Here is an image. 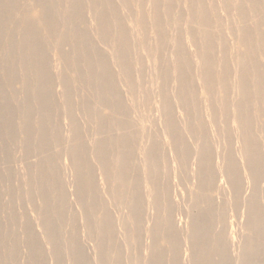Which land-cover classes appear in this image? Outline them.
Listing matches in <instances>:
<instances>
[{"label":"bare ground","instance_id":"obj_1","mask_svg":"<svg viewBox=\"0 0 264 264\" xmlns=\"http://www.w3.org/2000/svg\"><path fill=\"white\" fill-rule=\"evenodd\" d=\"M27 1V0H26ZM28 1H30V0H28ZM32 1H34V0H32ZM32 1H31V3H32ZM38 1V0H37ZM40 1V3L42 4L43 2H46V3H49V1L50 0H45V1H42V0H39ZM42 1V2H41ZM54 1V0H53ZM56 1V0H55ZM58 1H61V0H58ZM63 1V0H62ZM61 1V3H63ZM65 1H68V2H70V4L68 3V5L67 6H70V7H68L67 9H66V11L64 12V14H61V13H63V11L61 12H59V9H57L58 8V4L60 3H58L57 2V8L56 7H54V5L56 4L55 2H53V3H55L54 5H53V8H50L49 7V9L51 10H53V9H57L58 10V12H57V10L56 11H54V12H56L55 13V15L57 14V13H60L61 14V17H63V19L65 18V19H68V20H70L71 22H72V20L75 22V20H77V18H78V26H79V28L77 27L76 28V26H75V24H73L74 22H72V23H70V21H69V23H70V25L71 24H73V25H71L73 28H76V29H74L73 31H72V33H67V31L65 32V30L64 31H62V30H59V29H61L62 28V25H60L61 26V28L59 27V25L58 24H60L61 23V21H60V23L58 22V20L55 18V17H57L58 18V16L56 15L55 17L53 16L52 17V10L50 11V10H48L47 8V11H49L48 12V15H47V11H45L44 9H41L42 7L41 6H44V5H41V6H39L37 3L38 2H35L37 5H38V7H41L40 9L43 11L42 13H41V11H40V13H39V15H37V13H38V11L40 10H38L37 9V13H35V14H33V13H30L29 15H27L25 18L23 17V19H22V21H21V25L22 26H24L22 29L20 28V32H21V30H22V33H21V35H23V37H24V40H22L23 39V37L22 36H20L19 38L24 42H21L20 40H19V38H18V35H17V37H16V35H15V39H17V42H18V40L21 42V43H23V45L22 44H20L22 47H20V48H16L17 50H19L18 52L20 53V55L21 56H23V58H25V59H23V60H26L25 62L28 64V67H30V69L32 70V75L31 76H35L36 77V80H37V82H36V84H35V86H34V88H33V86H31V81L29 82L28 81V78H26L25 79V81L24 80H22L23 81V83L25 82V86L24 87H26V88H24V92H25V89H27L28 88V91L31 89H35L36 91H37V97H35V98H37V101H38V104H39V108L40 109H38V110H41L40 111V113L44 116V117H46V118H43V116H42V119L38 122V125L37 126H34L33 124H32V122L33 121H31V117H32V113H31V108H32V106L30 107V103H28V102H24L25 103V105L27 106V108H26V111L27 112H25V116H24V121L22 122V125H21V131L24 133V137H26V139H30L31 138V141H32V137H38V139H37V141L39 140V148L41 147L42 148V146L43 145H48L47 147H50V145H52V143H53V141H52V143L50 144L49 142L51 141V140H53V134L54 133H56V132H54L53 134L49 131V128L48 127H46V124H47V121H48V119H49V114H47V109H49L50 108V111H48V112H53V111H51L52 109L53 110H55L53 107H54V105H52L53 107H52V109H51V105H50V103L52 102V100H55V98L57 97V95H58V93L59 92H61V89H60V91L59 92H56V91H54L56 88L54 87L55 86V83H54V86H53V88H55V89H53V92H52V85H51V83L53 82V81H56V78L57 77H55V80H53L52 81V77H51V75L58 69V67H57V69L55 70V71H53V69L51 68V66H48V65H50L49 63H48V61H52L53 59H51L50 58V56L52 55V58H53V54H50V52H52V50H50L51 48L49 47V45H48V47H46L47 46V44H45V42H47L48 41V39H50L51 40V36L53 37V36H57V35H59V33H60V35H61V37H60V39H61V43H63V42H65V44L67 45V43L66 42H72L73 43V45H74V47H75V54H73L74 52H71V56L69 55L70 54V52L68 51L67 53L65 52V53H59V54H57V55H59V59H61L63 56V54H67V57H66V59H63V61L66 63V61H67V63L68 64H70L71 65V67L73 66V67H75V73L77 72V74H78V76H77V79H78V77L79 76H81V77H83L92 87H94V91L96 90H98V89H96V88H99L100 89V91H99V95L97 94L96 96H100V99L104 102V103H106L107 105H110V106H113V107H115L116 109H118V110H120L121 112L123 111V110H125L128 106L127 105H129V104H127V103H125L126 101H125V99L123 100V96L121 97V93L123 92V91H120V92H118V90H119V88L122 86H124L123 84L126 82H124L123 80H122V85H120V87H119V85L117 86V84L118 83H120L119 81H117L118 83L116 84V81L114 80V77L115 76H117V75H113V73H116L113 69V73L110 71L111 70V68H110V66H111V60H109L110 58H108L107 60L106 59H103L104 57L103 56H105L106 55V53H107V51L106 50H108V48H106V50L104 49L103 51L105 52L106 51V53H104V55L102 56V54H103V52L102 51H100V50H102L103 48H105V47H101V46H105V45H103L104 43L103 42H106V41H103V40H101V38H100V40H101V42H100V44L102 43V45H99V42L97 43L102 49H93L94 48V46H93V44H95V41H92V40H90V37L91 38H93L95 35H96V33H98V31H97V29L99 30V35L102 37V38H106V39H108L109 37H111L113 40V42L114 43H116V49H114V56L113 55H110V50L108 51V53L109 54H107V55H109V56H105V57H113L114 58V62H116V66L118 65L117 63H119L120 64V66H121V68H123V71H121V73H124V74H122V75H124L125 77H124V80H127V83H129L128 85H132L134 82V76H136L137 77V75L140 77V75L139 74H137L138 72L140 73V71L139 70H137V68H136V70L138 71H136V75H132V68H135V67H133L134 65L132 64L133 62L135 63V60H136V58H140V57H134L136 54L135 53H137V52H139V51H137V49H138V47H140V45L138 46V44H137V39L136 38H134L135 36H134V34L135 35H137L136 33H137V30H136V33H134L132 36H133V38L132 37H130V41H133L132 39H134V41H135V39H136V43L133 41L132 43H129L130 44V46H131V44H137V48L133 45L132 47H130L129 46V44H128V42H130V41H128V39H129V36H131V33H133V31H129V29H130V27L132 28V26L134 25L133 24V22H134V19L136 18V16L138 15V14H136V15H134L135 16V18L133 19L132 17H134V16H132V10L134 9L133 7H132V5H135L136 3H139V2H136L135 3V1L134 0H132L133 1V3H135V4H132V2H131V4H129L130 5V9L132 8V10H127V11H130V13L128 12V15H130L129 17L130 18H132L131 20H133V22H131L133 25L132 26H130L129 25V23H128V27H129V29H127L125 26H124V24H123V22H124V20H125V18H126V20H125V22L124 23H126V22H128V16L127 17H125V15L123 16V14H126L127 12L126 11H124L123 12V14H122V16H120L121 14H120V12L119 11H121V10H119L118 12H117V10H116V8L118 7V6H116V7H114L113 6V4H114V2H113V4H112V6H110V11L108 10L109 8L108 7H106L107 5L109 6V4H111V0H92V4H93V8L95 7V9L97 8L98 9V7H103L105 4H106V6H105V8H103V9H101V7H100V9H101V12L100 11H96V12H99V13H97V14H99V16H98V18L96 17V20L97 21H99V23L98 24H96V25H98V28L97 27H95V28H97L96 29V32H95V35L93 36V35H90V33L89 32H94L95 30H91L90 31V29H92V26L89 28V30H88V28H86L85 27V29H87V31L86 30H83V29H81V28H84L82 25V27L80 28V25H79V23H81V22H83V21H85L84 20V18H80V15L83 13V12H85V11H87V10H93L94 11V9H91L92 7V4H91V2L89 1V0H87V1H89L90 2V4H91V8H88L89 7V2H88V7H86V5H85V8H84V6L82 5V3L80 2L81 0H64V3H65ZM86 1V2H87ZM115 1H117V0H115ZM121 1V0H120ZM119 1V2H120ZM128 0H123V2H127ZM131 1V0H130ZM137 1V0H136ZM139 1V0H138ZM142 1H145V0H142ZM141 1V2H142ZM147 1V0H146ZM162 1L166 4V6H168L170 9H168V11L166 12L167 14H168V16L166 15V17L168 18V17H170V14H171V12H173V10L175 9L176 11H177V9H176V7H174V4L177 2V4L176 5H178V1H180V0H153L152 2H150L149 0H148V2L147 3H150V5L154 2V5L156 4L157 5V7H155L154 5L152 6L153 8L155 7L156 9H159V5H160V3H162ZM176 1V2H175ZM182 1V0H181ZM188 1V0H187ZM187 1H182L183 3H187V4H190V5H187L188 7L190 6L191 7V9L189 8L188 9V7L186 8L187 10H191L190 12H191V14H190V12H189V14H190V16H191V19H189V20H191L192 22H197L196 24H195V27L193 26V28H196V29H198V30H193V28H192V26L191 25H187V29H189L190 28V30H191V28H192V34H190V33H186L185 34V32L187 31L186 29H184V30H186L185 32H181L180 31V29H179V27L180 26H175L174 25V27H178V29H179V31L181 32V33H179V37L178 38H182V36H180V35H182V34H185V35H188V36H190V37H192V39H190L189 41L192 43V46H193V49H195L196 47L195 46H197L196 44L198 43V42H196V40H198V36H200L199 37V42H201V44H199V46H197V47H199L198 48V50H197V54L199 55L197 58H199V60H201L200 62H202V65L200 66V67H191V65L192 64H194L195 65V63H193V61L194 60H192V59H195L192 55H190V54H187L188 52L189 53H192V54H194L195 52H191V50L193 51V49L191 48L190 50H189V48H190V45H191V43H189L190 45L189 46H184V43L182 42L184 39L182 38L181 40L179 39L178 40V38H177V36H176V38L175 39H177L176 41H174L172 38H170L171 40H173L172 42L175 44H173L171 41H168L169 40V38H168V40H164L163 41V39H164V37L166 36L164 33H166V31L167 30H169L170 29V26H169V29H167V28H165L164 29V25H166L168 22H170L171 21V18H169L170 19V21H168V19L165 17V21L164 20H162V16H160V12H161V14H163L164 13V11H163V13H162V11H158L159 13H157L155 10L156 9H154V11L157 13V14H154L153 15V12H152V16H153V19L151 20L149 17V19L152 21V26H153V29H154V33H156V35L157 36H159V41L160 42H158V45H157V50H155V47H153V46H155L156 45V43L154 42V40L157 42V40H156V38L153 40V41H151V42H153V43H155V45H152L151 46V51L152 50H154V51H159V53H160V50H161V52H162V48L164 49L165 47H167V44H168V42H171L172 43V45L173 46H175V49L173 50V51H175L176 50V52H175V54H174V52H170V53H173L174 55V57L173 56H171V57H173V62H171L172 64H173V67H172V65H170L171 67H170V69H171V71H173V72H175L178 76H177V78L179 77L180 78V80L178 79V80H176V81H179L180 82V84L179 83H177V84H175V83H172V81L174 80H171L172 78H170V80H171V83L173 84V85H170V88L171 87H174V88H176L175 87V85L177 86V89H178V85H179V90H176L177 91V93L179 92V95H178V98L180 99V102H181V104L186 108V111L188 110L189 112V118H191V121L190 122H192V120H193V123H195L196 121H198L197 122V124H195L196 126H197V129L195 128L196 126H194V124L192 125L191 123H188L187 124V128L188 129H190V132L189 133H191V131L192 130H197V132H199V134L200 135H204V133L206 132L205 130H206V125H205V123L204 122H206L207 123V121H204L205 119H204V115L206 114L205 112H204V110L206 109L205 108V102H204V104H203V102H201V98H204L205 96L206 97H209V98H211V100H212V97L215 95V97H216V94H217V96H218V92H219V98L217 99V102H215L218 106L217 107H219L218 108V110H220V112L218 111V112H216V113H221V115L219 116L218 114H216V113H214V111L213 112H211V113H214V114H216L218 117H220V120L221 119H223L224 118V120H225V118H228L229 117V120H230V118L232 117V118H234L233 119V121H234V124H235V128H234V126H233V128L234 129H237V130H239L240 132H239V134L241 133V138L243 139V142H242V147H243V153H242V150H241V148L239 147V149H237L236 147H237V145L236 146H233L235 149H237V151L239 150H241L239 153H240V155H241V153L243 154L242 156H240L239 154H238V152H236L237 154H238V156H240V157H238L237 156V154L236 155H234V153H233V157H225L227 160H228V162L227 163H225V164H227L226 166H225V172H226V174H227V176L228 177H226V174H223V175H225V177L227 178V179H229L230 180V183H231V185H232V187H233V189H232V191H231V189H229L230 191H231V193L230 194H232L233 192V194H234V196L233 197H236L235 199H234V205H236L237 204V208H239V204L240 203H242L243 201H242V199L244 198V196L243 197H240V196H242L241 195V193H243L242 191H244L245 189V187H244V185L246 184L245 182L247 181V180H249V179H247L246 181L244 180V174L245 173H243V170L241 169V168H243V167H245L246 166V168L248 169V171H249V173H247L246 172V174L247 175H250V177H252V179L254 180H252L251 182H253V183H255L254 184V188H253V192L251 191V192H249V193H251L252 195L250 196V194H249V197L246 199V201H247V203L245 204V205H247V215H246V212L244 213L246 216H248V220H246L247 221V223H245L244 221H243V217L241 218V216L240 215H243V213L239 210L240 208H241V206H240V208L239 209H237L235 206H233L234 208H236V209H234V210H236V211H234L233 210V212L236 214H238V212H237V210L238 211H240L242 214H240V212H239V215L238 216H240V217H238L237 216V214H236V217H238V219H240V220H242L245 224H247L248 225V229L245 227V230H249V231H244V229H243V226H241L242 227V229H243V232H244V235H245V233L246 234H248L249 235V237H242L239 233H237V234H239V236H241V238L243 239H247V241L245 242V240L243 239V240H240L239 238H238V235L236 236L238 239V241H244L245 242V245L244 244H240L239 242V244L242 246V248H244V251H243V253H242V255L241 254H239L241 257H239V259L237 260V261H235V259L232 257V255H231V253H230V251L228 250V244H230L228 241H230V240H228V233L229 232H227L229 229L228 228H226V232H225V230H222L221 232H219V231H217L216 230V224H218L219 223V220H218V216L220 215V216H224L223 214H224V212H225V210H223L224 212L222 213L221 211H222V209L220 210V213H222V215L221 214H218L219 212V210H217V208L219 207H217L216 206V204L218 205L219 204V202L218 203H216V200L214 199L215 197V195L217 194L216 192V194L214 195V191H212V190H217L216 189V187L214 186L215 185V183H216V180H215V172H214V167H213V163L214 162H216L215 160H212V158H213V156H215V155H218V154H216V153H218V152H214L215 153V155H213L212 156V149L214 148V147H211L210 145H211V143H210V141H209V143L207 144V141H206V143L204 142V144H203V146L201 145L202 144V142L203 141H205V140H210L209 138H204L203 137V135L201 136L203 139H201V137H200V139H199V137H198V141L200 140L201 141V143H200V145L198 146V149L196 148L195 149V151L196 152H194V154L196 153L197 154V152H198V156H199V163H198V159H196V161H197V163H198V165H196V169H198L197 168V166L199 167V170L197 171L196 170V172L198 173V177H199V179H198V182H199V180H200V186L199 187H201L203 190H205V189H207L206 190V192L207 191H209L210 189V187H215V189H212V190H210V192L209 193H212L213 192V199L211 198V196L209 197V196H207V197H204V196H206V194L203 196L200 192L201 191H203L201 188V190L199 191V193L202 195V196H199L197 193V196H196V194H195V196H193V202H194V207H195V210H196V213L192 210V209H194V208H192V198H190L189 200L191 201H188V202H190V206L188 207L187 206V208L189 209H191V211H190V215L192 214V216H193V213H195V215H194V218L191 216V225L190 226H192V228H191V232H189L190 233V236H188V237H190L189 239H186L187 241H189V244H188V246L190 245V243H191V245L190 246H192V248H193V250H194V257L192 256L191 258H194V264H264V188L262 187L261 188V186L260 185H263V184H261L260 183V181H262V179L261 178H263L264 179V176L262 177V174L264 175V171H263V168H264V65L262 66V60H264V30H262V28H263V25H264V23H263V17L262 18H260V14H262V13H264V0H222L223 1V4H221L222 6H223V8H224V12H225V14L228 12H226V9H228L229 11H230V9H231V14L232 13H236V11H237V13H238V16L240 17V20H241V24H240V20H238V23L236 22V21H234V23L236 24V25H238V24H240L239 26V28H238V26H236L235 24H233V26H231V24H230V26H231V28H229L230 30H232V27H234L235 28V30H236V28H238V30L236 31V32H238V34H237V36L236 37H238V35H239V38H237L236 39V37H234L236 34H235V31H234V28H233V30L232 31H234L233 33L235 34V35H233L232 34V31H230L231 33H228V31H227V33L228 34H230V35H232L233 37H231L233 40L232 41H234L235 40V43H236V41L239 39V41L238 42H240V45H239V43L237 44V45H239L240 47H241V49H240V51H241V53H239V51H238V56L235 54V56L237 57V58H234V60H236L237 59V66H238V68L239 69H237V66H235L236 67V69L235 70H233L232 69V66H233V68H234V65H235V63L234 64H232L233 62H235V61H233V62H231V59L233 58L232 57V55L234 54V52H233V54L231 55V57H229L230 56V54H229V56H228V52L229 51H231V49H226L227 47L225 46V50H227L226 52H223V50H222V48H224V47H221L222 45H228V47L230 46V44H232V43H229V41L228 42H226V41H224L223 39V37L221 36V34H223V33H226V32H224V28H221V26H223V25H227L226 23H224L225 21H226V19L224 20L221 16H223L222 15V13H224V12H222L221 14L219 13L221 10H218V8L216 9V6L217 5H214L215 7V10H216V12H215V10H214V8L213 9H210L212 6V3L214 2H216V3H218V5H219V2H218V0L216 1H213L211 4H210V2L208 1V0H206L207 2H205V0H192V1H194L193 3H189V1L187 2ZM191 0H190V2H192ZM83 2H85V0L83 1ZM118 2V1H117ZM116 2V3H117ZM122 1H121V3H123ZM173 2H175L174 4H173ZM209 2V3H208ZM23 3V2H22ZM64 3H63V6H64ZM67 3V2H66ZM65 3V4H66ZM120 3V4H121ZM127 3H130V2H127ZM163 3V4H164ZM181 3V2H180ZM179 3V4H180ZM181 4L180 6H182V5H184V4ZM207 3H208V5L210 4V6H208L207 5ZM215 3V4H216ZM221 3V2H220ZM16 4H17V0H0V36H2L3 34H2V32H4L6 29H7V27H5V25H6V23H4V22H6L5 21V19H7V21H8V18L7 17H9V16H11L12 17V15H11V13L12 14H14L15 12H14V9H16L15 7H16ZM20 5H21V3H19ZM25 4V3H24ZM23 4V5H24ZM29 4H30V2H29ZM86 4V3H85ZM104 4V5H103ZM119 3H117L116 5H118ZM144 4V5H143ZM146 4V2L145 3H143L142 2V6H141V10H142V12H145V11H143V10H145L144 8H142V7H145V6H147V5H145ZM33 5V4H32ZM48 5H50V4H47V6ZM52 5H50V6H52ZM81 5L83 6V8L85 9V11H83V12H81ZM123 5V4H122ZM125 6H128V4L126 5V3L124 4ZM137 5V4H136ZM141 5V4H140ZM139 5V6H140ZM162 5V4H161ZM173 5V6H172ZM175 5V6H176ZM207 5V6H206ZM60 6H62V5H60ZM62 6V7H63ZM124 6V7H125ZM166 6L164 7H162V8H164V9H167L166 8ZM180 6H178L177 8H179ZM185 6V5H184ZM221 6V7H222ZM29 7V6H28ZM34 7V6H33ZM37 7V6H36ZM37 7V8H38ZM44 7H46V5L44 6ZM60 8V9H63L64 10V8ZM65 8H66V6H64ZM129 7V6H128ZM137 7V6H136ZM135 7V8H136ZM174 7V8H173ZM210 7V8H209ZM218 7V6H217ZM30 9H32L31 8V6L29 7ZM88 8V9H87ZM106 8H107V10L108 11H106ZM119 8H121V7H118L117 9H119ZM127 8V7H126ZM126 8H124V9H126ZM181 8V7H180ZM180 8H179V10L177 11V12H180V14L182 13H184V11H185V9H184V11H180ZM184 7L182 6V9H183ZM232 8H234L235 10H232ZM34 9V8H33ZM96 9V10H97ZM121 9H123V8H121ZM128 9V8H127ZM137 9H138V7H137ZM140 9V8H139ZM138 9V10H139ZM160 9H161V6H160ZM163 9V10H164ZM171 9H173L172 11H169V10H171ZM181 9V10H182ZM222 9V8H221ZM103 10V11H102ZM135 10V9H134ZM133 10V11H134ZM149 10V9H148ZM211 10L213 11V14H212V12H211ZM219 12H218V11ZM16 11H18L17 9H16ZM21 11V10H20ZM20 11L19 12H17V13H20ZM106 11V12H105ZM123 11V10H122ZM233 11V12H232ZM235 11V12H234ZM261 11H263V12H261ZM29 12V11H28ZM53 12V13H54ZM80 12H81V14H80ZM107 12H109V13H107ZM135 12H136V10H135ZM141 12V15H140V17H137V21L139 22V25H140V27H141V30H143L144 31V29L146 30V32L148 33H151L152 31V29L151 28H147L146 27V25L148 26V24L150 23H148V21H149V19H147V17H145L143 14H146V13H142ZM149 12H151V10H149ZM148 12V13H149ZM154 12V13H155ZM175 12V11H174ZM185 12H188V11H185ZM216 14H215V13ZM230 12H228V13H230ZM17 13H15L16 14V16L17 17H19V15H17ZM87 13V12H86ZM86 13H83V14H86ZM95 13V12H94ZM93 13V14H94ZM134 13V12H133ZM148 13H147V15L146 16H148ZM217 13H219V14H217ZM236 13V14H237ZM51 14V15H50ZM89 13H87L86 14V16L88 15ZM119 14V15H118ZM139 14H140V12H139ZM151 14V13H150ZM178 14V13H177ZM186 14H188V13H186ZM229 14L231 17H232V15H234V14ZM62 15H64V16H62ZM96 14H94V15H92V13H91V16H95ZM127 15V14H126ZM165 15V14H164ZM220 18H222L221 20H224V24L221 22V20L217 17V16ZM228 15V14H227ZM226 15V16H227ZM13 16H15V15H13ZM15 16V17H16ZM21 16V15H20ZM24 16V15H23ZM51 16V17H50ZM85 15H83V16H81V17H84ZM91 16H87V17H91ZM97 16V15H96ZM151 16V15H150ZM190 16H187V18H189ZM225 16V15H224ZM223 16V17H224ZM225 16V17H226ZM230 16L228 17V18H230ZM252 16V20H249V17H251ZM262 16H264V14H262ZM36 17H38V18H41L42 20H43V23H41V20L40 19H38L39 21H40V23L41 24H38V22H36L35 21V19H37ZM61 17H60V19H61ZM87 17H86V19H87ZM122 17H124V19L122 18ZM172 17V19H173V16H171ZM182 17V16H181ZM181 17H179L178 16V18H180L181 19ZM54 18V19H53ZM79 18H80V20H83V21H79ZM227 18V17H226ZM233 19L234 18H236V16L235 17H232ZM232 18H230V22L232 21ZM9 19H11V18H9ZM51 19V20H50ZM62 19V24H63V20ZM72 19V20H71ZM93 19H94V17H93ZM148 21H147V20ZM176 19H177V16H176ZM237 19H239V18H237ZM87 20H89V18L87 19ZM87 20H86V22H87ZM92 20V17L90 18V21ZM136 20V19H135ZM166 20H167V23L165 24L164 22H166ZM175 20V18L172 20V23H174L173 21ZM228 20V19H227ZM235 20V19H234ZM10 21V20H9ZM67 21V20H66ZM89 21V22H90ZM93 21H95V19L93 20ZM137 21H135V22H137ZM179 23L181 22L179 19L177 20ZM248 21H251L250 23L248 22ZM15 22H17V21H15ZM15 22H14V25H15ZM20 22V21H19ZM89 22H87V23H89ZM229 22V21H228ZM229 22V23H230ZM233 22V21H232ZM5 25H4V24ZM18 23V22H17ZM76 24H77V21L75 22ZM86 23V24H87ZM91 23V22H90ZM94 23V22H93ZM148 23V24H147ZM171 22L169 23L170 25L172 24ZM178 23V24H179ZM189 23L191 24V22L189 21ZM188 23V24H189ZM215 23V26H213V24ZM229 23H228V27H229ZM150 24V25H151ZM174 24H177V22L176 23H174ZM177 24V25H178ZM193 24V23H192ZM193 24V25H194ZM197 24H199V26L197 25ZM220 24H222V25H220ZM2 25H4L3 27H5V29L3 28L2 30H1V26ZM13 25V26H14ZM19 23H18V26H21ZM64 25V24H63ZM67 25H68V21L66 22V27H67ZM70 25H68V30L70 31V29H71V26ZM83 25H84V23H83ZM89 25V24H88ZM88 25H86V26H88ZM91 25V24H90ZM89 25V26H90ZM135 25H137L136 23H135ZM149 25V26H150ZM12 26V27H13ZM16 26H17V24L15 25V27H13V28H16ZM148 26V27H149ZM172 26V25H171ZM181 26H182V23H181ZM189 26V27H188ZM212 26L213 27H215V28H212ZM58 27H59V29H58ZM138 25H137V29H138ZM144 27H146V28H144ZM151 27V26H150ZM167 27H168V24H167ZM199 27V28H198ZM218 27H220L221 29H216V28H218ZM225 27V26H224ZM18 28V27H17ZM72 28V29H73ZM226 28V27H225ZM66 29V30H67ZM94 29V28H93ZM113 29H115V31H112ZM149 29V30H148ZM167 29V30H166ZM178 29H176V30H178ZM264 29V28H263ZM4 30V31H3ZM17 30H19V29H17ZM134 30V29H133ZM165 30V31H164ZM175 30V31H176ZM181 30H182V28H181ZM228 30V29H227ZM2 31V32H1ZM8 31H10L9 29H8ZM13 30H12V28H11V32H9L8 33V35H9V37L11 38V35H12V32ZM16 30H14V32H15ZM89 31V32H88ZM128 31H129V33H128ZM151 31V32H150ZM178 31V32H179ZM189 31V30H188ZM220 32L221 33V31H222V33L220 34V36H221V38L220 39H222V41H221V44H222V42L224 41V43L220 46V49L222 50V52L225 54L226 53V57L224 58V56L223 57H221V58H219L220 56H219V53L221 52L220 50V52L218 51V55L216 54L215 56H216V58H217V56H219L218 57V59H216L215 57H214V51H215V49H216V51L219 49L217 46H216V44L218 45V41L220 40L219 39V37L217 38V39H219L218 41H217V39H216V34L217 33H215V32ZM225 31H226V29H225ZM44 32L48 35V39H47V35H43L42 36V33L44 34ZM71 32V31H70ZM89 34H88V33ZM92 32V33H93ZM112 32H114V33H112ZM131 32V33H130ZM139 32V31H138ZM145 32V31H144ZM167 32H169V36L171 37V36H173L174 34H175V32H172V33H174V34H172V35H170V31H167ZM18 33V32H17ZM17 33H15V34H17ZM91 33V34H92ZM140 33V32H139ZM141 33H142V31H141ZM148 33V36L149 35H151V34H149ZM94 34V33H93ZM97 34V35H98ZM130 34V35H129ZM164 34V35H163ZM178 34V33H177ZM219 34V33H218ZM88 35H90V36H88ZM96 35V36H97ZM139 35V34H138ZM142 35V34H141ZM147 34L145 33V35H143L144 37H146V38H148L147 36H146ZM155 35V36H156ZM176 35V34H175ZM174 35V36H175ZM184 35V36H185ZM224 35V37H225V34H223ZM4 36V35H3ZM2 36V37H3ZM46 38H45V37ZM100 36H98V37H100ZM142 36V37H143ZM167 36H168V33H167ZM168 36V37H169ZM173 36V37H174ZM183 36V37H184ZM188 36H186V38L188 39ZM1 37V38H2ZM5 37V36H4ZM12 37H13V40H15L14 39V34L12 35ZM22 37V38H21ZM45 38V39H47V41L46 40H44V39H42V38ZM58 37V38H59ZM97 37V38H98ZM137 37H139V36H137ZM143 37V38H144ZM152 37V36H151ZM227 38H228V36H226ZM1 38H0V40H1ZM9 38V41L11 40V41H13L12 40V38L10 39ZM57 38V39H58ZM95 38V37H94ZM149 38H150V36H149ZM153 38V37H152ZM195 38H197V39H195ZM230 38V37H229ZM230 38V39H231ZM4 39V38H3ZM44 40L45 42H43L44 44V46H45V48H50V49H48V51H49V53L47 54L45 51L47 50V49H44L43 48V45H42V40ZM96 39V38H95ZM99 39V38H98ZM105 39V40H106ZM138 39H141V37H139ZM145 39V38H144ZM151 39V38H150ZM167 39V38H166ZM193 39H195L194 41H195V43L196 44H193V42L194 41H192ZM59 40V39H58ZM97 40V39H96ZM100 40H98V41H100ZM109 41H111V39H108ZM225 40H229V39H226L225 38ZM10 41V42H11ZM103 41V42H102ZM111 41V42H112ZM140 41V40H139ZM147 41V43L148 42H150V40L148 41V39L146 40ZM185 42H186V40H184ZM17 42L16 43H14V44H17ZM55 42V41H54ZM58 42V41H57ZM56 42V43H57ZM92 42V43H91ZM97 42V41H96ZM141 42V41H140ZM163 42L164 43H166L167 42V44H164L165 45V47L163 46ZM13 43V42H12ZM48 43H49V41H48ZM59 43V42H58ZM60 43V44H61ZM107 43V42H106ZM105 43V44H106ZM109 43V45H111L110 44V42H108ZM144 43H145V45H146V42H145V40H144ZM143 43V44H144ZM220 43V42H219ZM233 44L234 46L233 47H235V45L236 44ZM54 44V43H53ZM64 44V45H65ZM69 44V43H68ZM81 44H83V47L82 48H79L80 46H81ZM92 44V45H91ZM97 44H96V46H97ZM149 44V43H148ZM9 45H12L11 43L9 44ZM63 45V44H62ZM108 44H106V46H107ZM113 45V44H112ZM115 45V44H114ZM150 45V44H149ZM187 45H188V42H187ZM17 45H13V46H7V48L8 47H16ZM99 46H97V47H99ZM143 47H144V45H142ZM169 47L171 46V45H168ZM219 46V45H218ZM238 46V47H239ZM17 47H19V44H18V46ZM93 47V48H92ZM130 47V48H129ZM133 47H135L136 48V51H135V53L134 52H130V50H131V48H133ZM147 47V48H146ZM145 48L146 49H144V50H146L147 51V49H149L150 48V46H149V48H148V46H146ZM152 47L154 48V49H152ZM187 47H189L188 48V50L186 49ZM6 48V49H7ZM55 48V47H54ZM60 48V47H59ZM67 48V47H66ZM111 48H112V46H111ZM114 48V47H113ZM112 48V49H113ZM171 48H172V46H171ZM218 48V49H217ZM231 48H232V46H231ZM237 47H235V49H233L234 51L235 50H239V49H236ZM10 49V48H9ZM8 49V50H9ZM12 49V48H11ZM52 49H53V47H52ZM57 49V48H56ZM68 49V48H67ZM110 49V48H109ZM134 49V48H133ZM141 49V48H140ZM166 49V48H165ZM164 49V50H165ZM167 49H168V47H167ZM170 49V48H169ZM173 49V48H172ZM5 50V49H4ZM8 50H7V52H8ZM12 50H14L15 51V49H12ZM12 50H9V53L7 54L6 53V51H5V56L7 55H9V56H13L14 58L16 57L17 58V53H16V55L14 56V55H10V53H12L13 54V52H12ZM59 50V49H58ZM57 50V51H58ZM64 50V49H63ZM135 50V49H134ZM139 50V49H138ZM143 50V49H142ZM143 50V51H144ZM232 50V51H233ZM11 51V52H10ZM47 51V52H48ZM55 51V50H54ZM65 51V50H64ZM112 51V50H111ZM131 51H133V50H131ZM169 51V50H168ZM59 52H60V50H59ZM141 52V51H140ZM145 52V51H144ZM144 52H142V53H139L140 55H143L144 54ZM164 52V51H163ZM162 52V53H163ZM166 52V51H165ZM164 52V53H165ZM222 52L220 53V55L222 54ZM69 53V54H68ZM150 53H151V55H152V53H154V52H150L149 51V54H148V56L150 55ZM167 53H169V52H167ZM195 53V54H196ZM231 53V52H230ZM49 54H50V56H49ZM60 54H62V55H60ZM130 54H131V56L132 57H134L133 58V60L134 61H132V62H130L129 61V56H130ZM133 54H135V55H133ZM138 54V55H139ZM197 54H196V56H197ZM224 54H222V55H224ZM69 55V56H68ZM145 56H146V54H144ZM156 55V54H155ZM158 55V54H157ZM162 54H160V55H158V56H161ZM164 55V54H163ZM162 55V56H163ZM169 55V54H168ZM188 55H190L191 57H189ZM4 56V57H5ZM8 56V57H9ZM137 56V55H136ZM148 56H146V57H148ZM165 56V55H164ZM234 56V57H235ZM19 57V56H18ZM49 57V58H48ZM61 57V58H60ZM152 57H154V56H152ZM167 57V56H166ZM169 57V56H168ZM171 57H169V58H171ZM193 57V58H192ZM7 58V57H6ZM5 58V59H6ZM64 58V57H63ZM131 58V57H130ZM141 58H142V56H141ZM144 58V57H143ZM142 58V59H143ZM155 58H156V56H155ZM161 58H163V57H161ZM165 58V57H164ZM192 58V59H191ZM226 58H229V61L231 62H229L228 64H232V66H231V68L229 67L230 65H228L227 63H226V61H228V60H224V59H226ZM8 59V58H7ZM11 60H12V58H10ZM18 59H20V58H18ZM22 59V58H21ZM48 59H50V60H48ZM141 59V60H142ZM66 60V61H65ZM107 61V63H106V61ZM108 60H109V63H108ZM145 60V59H144ZM158 60H159V58H158ZM158 60H156V61H158ZM192 60V61H191ZM198 60V61H199ZM4 61H6V63H7V60H4ZM13 61L15 62V59H13ZM13 61H12V63H13ZM22 61V60H21ZM21 61H19V64H22L21 63ZM59 61V60H58ZM61 61V60H60ZM146 61V60H145ZM144 61V65L145 64H147L146 62ZM161 62H162V60H160ZM160 61H158V62H160ZM172 61V60H171ZM10 62V60L8 59V63L7 64H11V62ZM16 62H17V60H16ZM53 62V61H52ZM51 62V63H52ZM112 62H113V60H112ZM138 62H140V61H138ZM137 62V65H138V68H139V65L141 64H139ZM149 64H152V62L153 63H155L154 62V60L152 61L151 60V63H150V61H147ZM161 62H160V64H161ZM164 62V61H163ZM195 62V61H194ZM6 63H4V68H5V66H7V65H5ZM65 63H63V65L65 64ZM111 63V64H110ZM143 63V62H142ZM262 63V64H261ZM14 64V63H13ZM17 64V68H19V67H21V66H19L18 65V63H16ZM16 64H14V65H16ZM57 64H61V63H57ZM68 64H67V66H68ZM110 66H109V65ZM115 64V63H114ZM156 64V63H155ZM160 64H157V65H160ZM165 64H167V62L166 63H163V67L165 66ZM12 65V64H11ZM52 66H53V64H51ZM55 65V64H54ZM58 65V66H59ZM66 65V64H65ZM143 65V67H145V66H147V67H145L144 69H146V68H149L148 66L149 65H145L144 66ZM156 65V66H157ZM169 65H167L166 67H168ZM19 66V67H18ZM57 66V65H56ZM115 66V65H114ZM151 67H152V65H150ZM153 66H155V65H153ZM8 67V69L10 70L11 68H13V70L12 71H9L8 69V72L10 73H12L16 68V66H13V67H11V68H9V66H7ZM24 67H26V65L24 64ZM24 67H22V68H24ZM60 67V66H59ZM64 67H66V66H64ZM69 67V66H68ZM73 67H72V69H73ZM141 67H142V64H141ZM220 67V68H219ZM228 67H229V69H232L233 70V72L234 71H237L238 70V72H237V74L238 75H236V76H238V79H236V81H237V83H234L236 86H237V91H238V95H236V93H234V92H232L233 93V96H234V94L236 95V96H234L235 98H237V100L235 101V104L233 105V104H231V106L233 105L234 106V109H233V111L231 110V108H230V105H229V101H231V102H233L234 103V101H232L233 99V97L231 96V98H229V101H228V99H227V95H229L230 96V94H231V90H232V83H229V80H230V76L233 74L232 72H230L231 70H229L228 69ZM27 68V67H26ZM25 68V69H26ZM48 68H50L52 71H53V73L51 72V70L50 69H48ZM60 68H62L63 69V66H61ZM59 68V69H60ZM117 68H118V66H117ZM117 68H115V69H117ZM161 68V67H160ZM195 68L197 69V68H199L200 69V72H199V75H198V77L196 78V73H197V71H194L195 70ZM219 68V69H218ZM6 69V68H5ZM28 69V68H27ZM61 69V70H62ZM150 69V68H149ZM149 69H147V70H149ZM164 69V71L162 70V69H160V70H162L163 71V73L165 72V75L166 74H172V73H170V71H169V69L168 68H163ZM166 69V70H165ZM191 69H194V70H191ZM21 71L20 72H22L24 69H20ZM50 70V71H49ZM74 70V69H73ZM122 70V69H121ZM155 70V69H154ZM153 70V67H152V70L150 69V71L149 72H151V74H152V76H151V74H149L151 77V79H149L150 81H152V77L154 78V75H156V76H158L159 75V73H158V75L157 74H154L152 71H154ZM190 70L192 71V72H190ZM6 71V70H5ZM16 71V70H15ZM17 71H19V69L17 70ZM29 71V70H28ZM63 71H65V70H63ZM62 71V72H63ZM118 71V70H117ZM135 71V70H134ZM134 71H133V74H135L134 73ZM162 71H161V73H162ZM194 71V72H193ZM8 72L6 71L5 73L6 74H8ZM52 74H51V73ZM141 72H142V70H141ZM143 72H144V70H143ZM142 72V74H143V76H145V74L148 72H146V70H145V74ZM11 73H10V75H11ZM14 73V72H13ZM16 73V72H15ZM29 73H31V72H29ZM28 73V74H29ZM56 73V72H55ZM54 73V74H55ZM59 72L57 71V73L55 74V75H57ZM67 73V72H66ZM118 73H120V72H118ZM163 73H162V75H163ZM174 73V74H175ZM192 73H195L194 74V76H195V78L196 79H199L200 80V82L202 83V89H203V93H201V94H204L205 96H203V97H201V95L200 94H197V90H199V89H197V90H195L194 89V86H193V83H195L196 81V79L194 80V78H193V76L191 75ZM236 73V72H235ZM22 74H23V72H22ZM65 74V73H64ZM64 74H61V76H65ZM68 74V73H67ZM74 74V73H73ZM76 74V75H77ZM175 74V75H176ZM13 75L14 74H12L11 76L13 77ZM26 75H27V73H26ZM59 75V74H58ZM75 75V76H76ZM169 75V76H170ZM20 76H22V75H19V77H17V79L18 78H20ZM75 76H73V77H75ZM114 76V77H113ZM119 77L121 76V74L120 75H118ZM132 76H133V79H132ZM143 76H141V77H143ZM155 76V77H156ZM167 76V75H166ZM168 76V77H169ZM235 75L234 76H231V77H236ZM12 77H10L11 79H12ZM29 78H31L30 76H28ZM34 77V78H35ZM66 77L67 76H65V78H63L62 79V77H60L61 79H62V81L64 82V88H66L67 89V87H70L69 85H68V81L66 80ZM138 77V78H139ZM140 77V78H141ZM170 77H172V75L170 76ZM9 77H7V79H8ZM52 78V79H51ZM67 78H69V77H67ZM83 78H81L82 79V81L85 83V80L83 79ZM118 78V77H117ZM122 78H123V76H122ZM126 78V79H125ZM145 78H147V77H145ZM144 77H143V79H145ZM237 78V77H236ZM33 79V78H32ZM61 79H60V81H61ZM80 79V78H79ZM78 79V80H79ZM80 79V80H81ZM116 79V78H115ZM120 79V78H119ZM118 79V80H119ZM157 79V78H156ZM234 79V78H233ZM232 79V80H233ZM13 80V79H12ZM14 80H16V79H14ZM19 80V79H18ZM34 80V79H33ZM73 80H74V78H73ZM73 80H72V82H73ZM75 80H76V78H75ZM136 80V79H135ZM141 80V79H140ZM146 81H147V79H145ZM148 80V81H149ZM153 80H155V78L153 79ZM232 80H230V81H232ZM235 80V79H234ZM233 80V81H234ZM20 81H21V79H20ZM35 81V80H34ZM59 81V82H60ZM115 81V82H114ZM139 81V80H138ZM138 81H136V82H138ZM142 82H143V80H141ZM145 81V83H147ZM192 81H193V83H192ZM195 81V82H194ZM235 81V82H236ZM1 82V81H0ZM9 82V81H8ZM10 82H12L11 80H10ZM9 82V84H12V83H10ZM14 83H16V82H19V81H13ZM63 82H60L61 84L63 83ZM68 82V83H67ZM71 80H70V85H71ZM80 82V81H79ZM86 82V83H87ZM154 81H152V84H151V86L149 85V84H147V85H149V87L148 88H152V86H154V83H153ZM174 82V81H173ZM7 83V82H6ZM19 83H21V82H19ZM34 83V82H33ZM60 83H58L59 85H60ZM74 83V82H73ZM72 83V87H73V90L72 91H70L71 89H69L68 88V90H69V92H73L74 91V85L75 84H73ZM145 83L143 82V83H139V84H143V86L145 85ZM199 83V81H197L196 82V84H198ZM8 84V83H7ZM8 84V86H11V85H9ZM116 84V85H115ZM136 84H138V83H136ZM175 84V85H174ZM200 84V83H199ZM229 84H231V85H229ZM233 84V86L235 87V85ZM3 85H5V83H3ZM2 85V86H3ZM16 85H17V83H16ZM20 85H22V87H23V84H20ZM83 85V84H82ZM85 85V84H84ZM134 85V86H133ZM132 85V89H133V87H135L136 85H135V83ZM141 85H140V87L139 88H141ZM8 86H6L7 88H8ZM138 86L139 85H137L136 86V88H138ZM142 86V87H143ZM146 86V85H145ZM143 87V88H146V87ZM156 86V85H155ZM197 86V85H196ZM13 87V86H12ZM17 87H19V86H17ZM59 87H63V86H59ZM78 87V86H77ZM117 87V88H116ZM121 87V88H122ZM127 88H128V86H126ZM125 87V88H126ZM128 88V89H131V88ZM229 87H231V89L229 88ZM234 87H233V89H234ZM5 87H3V89H4ZM9 88H11V87H9ZM8 88V89H9ZM58 88V87H57ZM63 88V89H64ZM85 88V87H84ZM120 88V90H123L124 88H122L121 89ZM135 88V89H136ZM139 88H138V90H139ZM144 89V90H150L151 91V89ZM169 87H167V89H168ZM228 88H229V94H227L228 93ZM236 88V87H235ZM1 89V88H0ZM6 89V88H5ZM8 89H6V90H8ZM11 89H14V88H11ZM20 89H21V87H20ZM63 89H62V91H63ZM66 89H65V91H66ZM76 89V88H75ZM77 89H79V87L77 88ZM118 89V90H117ZM131 89V90H132ZM142 89V88H141ZM140 89V90H141ZM153 89V88H152ZM163 91H164V93H163V91H162V93L160 94V95H162V94H164L163 96H166L165 97V99H164V111L166 112V114H167V120H166V122H167V124H165V125H167V127H168V129L166 128V130H168V131H170V132H168V133H170L169 135H170V137H172L171 139L173 140H171V142H173L174 143V145H175V148L177 149V152H179V154L178 155H181V157H183L184 159H185V161L187 162V158H189L190 157V160H192L193 158H194V156H191L193 153L190 151L191 149H189L188 147L189 146H192V145H189L188 146V144H186L187 142H188V137H187V139L185 138L187 135H188V129H186V130H188V131H186L185 130V127H183L184 128V130L185 131H183V128H180V129H182V130H180V132L181 131H183V132H181L182 133V135L184 134V133H187V134H185L184 136H181L180 134H179V126H181L180 125V121L178 122L179 123V126L177 125V123L175 122V120H174V118L173 117H175L174 115H173V113L171 112V110H173L174 109V107L172 106V103H173V101H172V103H170L171 101H169V98L168 97H170L171 99H173L176 95L174 94L175 93V91L173 92V95H175L173 98H172V94H170L171 93V91H172V89L173 88H171V91H170V95H172V96H168L167 95V93L169 92V90L170 89H168V91H167V89H166V87H163ZM18 90V89H17ZM30 90V91H31ZM87 90H89V89H87ZM131 90H128L127 91V89L126 90H124V91H127V92H133V90L131 91ZM159 92H160V89H157ZM161 90H162V88H161ZM166 90V91H165ZM173 90H175V89H173ZM236 90V89H235ZM1 91H2V89H1ZM9 91H10V89H9ZM8 91V92H9ZM11 91H13V90H11ZM15 91V90H14ZM57 91H58V89H57ZM64 91V92H65ZM77 91V90H76ZM76 91H74V92H76ZM79 91V90H78ZM77 91V92H78ZM233 91V90H232ZM3 92V91H2ZM4 92H5V90H4ZM7 92V93H8ZM27 92V91H26ZM33 92H34V90H33ZM56 92V96H55V98H53L52 99V97L51 96H54V95H52V93H55ZM68 92V91H67ZM69 92L68 93H65V94H67V96L69 97V95H70V97L72 96V95H74L75 96V94H77V98H78V96H79V93H75V94H69ZM80 92V91H79ZM89 92V91H88ZM98 92V91H97ZM97 92H95V93H97ZM135 92H136V90H135ZM138 92H140V91H138ZM165 92H167L166 94H165ZM200 92H201V90H200ZM199 92V93H200ZM13 93V92H12ZM15 94H16V91L14 92ZM18 93V92H17ZM19 93H21V92H19ZM30 93H32V92H30ZM63 92H61V93H59V95H61ZM91 93H92V90H91ZM120 93V94H119ZM134 93V92H133ZM132 93V94H133ZM137 93V92H136ZM136 93H134V94H136ZM24 94V93H23ZM69 94V95H68ZM94 94V93H93ZM92 94V95H93ZM127 94V93H126ZM134 94L133 95H130L129 94V96L128 97H130V96H134ZM141 94H143V89H142V93ZM144 94H149V96H150V93L148 92H145ZM143 94V96H145ZM158 95H159V93H157ZM4 95V94H3ZM18 95V94H17ZM25 95V94H24ZM29 95V94H28ZM31 95V94H30ZM33 95V94H32ZM122 95H123V93H122ZM128 95V94H127ZM126 95V96H127ZM137 95H139V94H137ZM200 95V96H199ZM10 96V95H9ZM13 96H14V94H13ZM34 96V95H33ZM62 96V95H61ZM64 97L66 96V95H63ZM65 97L64 99H63V101H65V99H66V103L67 102H69V101H67V100H76V99H68V97ZM74 96H73V98H74ZM94 96V95H93ZM142 96V95H141ZM140 95H139V97L138 98H140L141 97ZM143 96H142V98H143ZM147 96V95H146ZM162 96V97H163ZM239 96V97H238ZM10 97H12V96H10ZM76 97V96H75ZM132 97H130L131 99H133V101L132 100H128L127 99V101L129 102V101H132L133 103H135V104H133L134 105V107H135V105H137L138 107L137 108H141V105L139 106L138 105V103L136 104V99H134V97L132 98ZM136 97V96H135ZM160 96H158L157 97V100L159 101V100H161V98L160 99H158ZM205 97V98H206ZM215 97H213V98H215ZM15 98V97H14ZM34 98V97H33ZM35 98H34V100H35ZM95 98H97V97H95ZM178 98H177V96H176V101H178ZM25 98L23 97V100H24ZM52 99V100H51ZM57 99V98H56ZM62 99V98H61ZM79 99V98H78ZM145 99H147V97L145 98ZM144 99V100H145ZM150 99H151V97H150ZM207 100H208V98H206ZM16 100V99H15ZM19 100V99H18ZM17 100V101H18ZM29 99H27L26 101H28ZM31 100V99H30ZM33 100V101H34ZM51 100V101H50ZM80 100V99H79ZM79 100H77V101H79ZM82 100V99H81ZM80 100V101H81ZM140 100H143V99H139V103L141 102ZM143 100V101H144ZM147 100H149V98L147 99ZM199 100H200V102H201V105L203 104V108H205L204 110H203V112H201V114L203 113H205L204 115L202 114V116H200L202 119H203V121H201V120H198V119H200V117L197 119L195 116H197L198 114L199 115H201L200 114V112L198 113V109H199V107H200V104H199ZM206 100V101H207ZM210 100V99H209ZM216 100V99H215ZM70 101V102H71ZM99 101V103H100V100H98ZM142 101V102H143ZM146 101V100H145ZM175 101V102H176ZM202 101H204V99L202 100ZM214 100H212L211 101V105L214 103L213 102ZM22 102V101H21ZM30 102V101H29ZM32 102V101H31ZM88 103L89 101H83L82 100V104H83V107L81 106V108H79V109H82V108H84V106H87L86 104L84 105V103ZM102 102V103H103ZM123 102H124V104H126V106L123 104ZM147 102V101H146ZM148 102H150V101H148ZM161 102H162V100L159 102L160 104H161ZM213 102V103H212ZM15 103V102H14ZM24 103H22V104H24ZM36 104H37V102H35ZM55 103V102H54ZM56 103L58 104L57 106H59L58 107V111H59V108H60V102H57V100H56ZM159 103L157 102V104L159 105ZM179 102H177V104H178ZM214 103V104H215ZM36 104H34V106L36 105ZM37 104V105H38ZM52 104V103H51ZM64 104V103H63ZM89 104V103H88ZM144 104H145V102L143 103V107H145V108H148V106L147 105H149L150 103H148L147 105L145 104V106H144ZM207 104V103H206ZM8 105V104H7ZM18 105V104H17ZM19 105H20V103H19ZM80 105H81V102H80ZM90 105H91V103H90ZM130 105H131V103H130ZM132 105V106H133ZM157 105V106H158ZM173 105L175 106V104L173 103ZM210 105V101H209V106L210 107H213V106H215L216 107V105H212L211 106ZM2 106H4V107H6L5 106V104L3 105L2 104ZM14 106V105H13ZM13 106H11V107H13ZM22 106V105H21ZM20 106V107H21ZM56 105H55V107H57ZM92 106V105H91ZM105 106V105H104ZM110 106H108V107H110ZM124 106H125V108H124ZM178 106V105H177ZM176 106V107H177ZM19 107V108H20ZM64 107V106H63ZM88 107V106H87ZM133 107V109H135ZM142 107V108H143ZM171 107L173 108V109H171ZM181 107V106H180ZM207 107V106H206ZM216 107V108H217ZM23 108H25V107H23ZM23 108H22V110H23ZM35 108H36V106H35ZM75 108V107H74ZM73 108V109H74ZM88 108H91L90 106L88 107ZM94 108H95V106H94ZM129 108V107H128ZM137 108L135 109V110H137ZM144 108V109H145ZM183 108V107H182ZM182 108H180L181 110H183ZM200 108H202V107H200ZM202 108V109H203ZM214 108V107H213ZM213 108H211V110L213 109ZM16 109H18V108H16ZM21 109V108H20ZM61 109V108H60ZM72 109V110H73ZM98 109V108H97ZM130 109V108H129ZM132 108H131V110H133ZM161 109V108H160ZM208 109H210V108H207V110ZM6 110V109H5ZM21 110V111H22ZM70 111V112H72L71 114H73V111L75 112V110H77L76 108H75V110H73V111ZM83 110V109H82ZM82 110H80V111H82ZM91 110H93V108L91 109ZM95 110V109H94ZM93 110V111H94ZM99 110V109H98ZM106 110V109H105ZM128 110V109H127ZM130 110V111H131ZM142 110V112H144L143 111V109H141ZM140 109H139V111H141ZM177 110V113L176 114H178V108L176 109ZM176 110L174 109V111L173 112H176ZM200 110V109H199ZM13 111V110H12ZM15 112H16V110H14ZM13 111V112H14ZM25 111V110H24ZM57 111V112H58ZM79 111V110H78ZM77 111V112H78ZM89 111V110H88ZM93 111H89V113L90 112H92L93 113ZM100 112H101V110H99ZM104 111V110H103ZM129 111V113H131ZM134 111V110H133ZM180 111V110H179ZM185 111V110H184ZM215 111H216V109H215ZM0 112H2V111H0ZM19 112H20V110H19ZM86 113L85 114H87V115H91L92 113H90V114H88L87 113V110L85 111ZM95 112V111H94ZM97 112V111H96ZM106 112L107 111H105V113H103V112H101V113H99V114H96L97 115V117H98V115H99V118L97 119V117H95L96 119H93L94 121L93 122H95L96 120H98V121H96V122H98L99 123V127H98V123H97V126L95 125V127H98L99 129V132H98V130H97V132L98 133H101L100 131L103 129H105V127H106V124H107V122H106ZM124 112V111H123ZM128 112V111H127ZM135 112V111H134ZM133 112V115L135 114ZM140 113L141 115L143 114L144 115V113ZM181 112L182 111H180V114H181ZM208 112V111H207ZM209 112V113H210ZM24 113V112H23ZM36 113V112H35ZM56 112H54V115L56 116V114H55ZM61 113V112H60ZM67 113H69V112H67ZM79 113V112H78ZM125 113V112H124ZM139 113V112H138ZM172 113V114H171ZM208 113V114H209ZM11 114V113H10ZM22 114V113H21ZM46 114H47V116H46ZM59 114V113H58ZM70 114V113H69ZM80 114V116L81 115H84L85 116V114H81V113H79ZM132 114V113H131ZM131 114H130V117L132 118V116H131ZM139 114V115H140ZM175 114V115H176ZM182 114H184V119H189V118H185V117H187V116H185L186 114L184 113V112H182ZM15 115V114H14ZM39 115V114H38ZM37 115V116H38ZM66 115L67 114H65V117H66ZM75 115H77L78 116V114H75ZM74 114L73 115H71V119L73 118L72 116H75ZM86 115V116H87ZM93 115V114H92ZM92 115H91V117H92ZM137 113L135 114V116L137 117ZM139 115H138V117H139ZM142 115V116H143ZM172 115H173V117H172ZM179 115V114H178ZM190 115H191V117H190ZM213 115V114H212ZM216 115H214L215 117H214V119L216 118V119H219V118H217L216 117ZM37 116H35V117H37ZM70 116V115H69ZM84 116H81L82 118H83V120H84ZM85 116V119H86V121H87V123H88V125H87V123H86V125L87 126H90L89 125V123H91L92 122V119H91V121L90 120H88L87 119V117ZM135 116H133V117H135ZM141 116V117H142ZM181 116V115H180ZM193 116L195 117V118H193ZM211 115L209 114V117H210ZM222 116V117H221ZM231 116V117H230ZM9 117V116H8ZM14 117V116H13ZM23 117V116H22ZM81 117H78V118H80V120H82V118ZM135 117V118H136ZM137 117V118H138ZM207 117V118H206ZM206 119H209V117H208V115L206 114ZM213 117V116H212ZM1 118V117H0ZM19 118V117H18ZM56 118V117H55ZM54 118V119H55ZM67 120H69V117L67 116ZM75 118V117H74ZM73 118V119H74ZM88 118H90V117H88ZM140 118V117H139ZM176 118H178V116L176 117ZM193 118V119H192ZM211 118V117H210ZM2 119V118H1ZM11 119V118H10ZM51 119V118H50ZM133 119V118H132ZM179 119V118H178ZM195 119H196V121H195ZM212 119V118H211ZM17 120V119H16ZM16 120H15V122H16ZM59 120H60V118H59ZM65 120H66V118H65ZM83 120L81 121V122H83ZM138 121H139V119H137ZM136 119H134V120H132L133 122L135 121H137ZM213 120V119H212ZM223 120V121H224ZM227 120V119H226ZM225 120V121H226ZM228 120V121H229ZM232 120V119H231ZM230 120V121H231ZM70 121V120H69ZM76 121V120H75ZM74 120H72V126L70 125L69 127H71V129L73 128V130L75 131V132H78V131H80V130H78V128H77V124L76 123H78L79 122V120H77L76 122H75ZM90 121V122H89ZM176 121H177V119H176ZM189 121V120H188ZM219 121V120H218ZM225 121H224V123L223 122H221V124L223 123V125L225 126V128H227V126H228V122L226 121V124H227V126H226V124H225ZM50 122H51V120H50ZM85 122V121H84ZM165 122V121H164ZM212 122V121H211ZM214 122H217V121H215L214 120ZM220 122V121H219ZM218 122V123H219ZM35 123H37V122H35ZM213 123V122H212ZM8 124V123H7ZM11 124H13L12 122H11ZM51 124V123H50ZM79 124H81L82 125V123H79ZM84 124V123H83ZM128 121L127 122H125L124 120H120V121H118V122H116L115 123V127H116V129H118V130H120V131H122L121 133H119L120 135L113 141V142H110V143H108V144H106V143H103V142H98V140H96L98 143H95V146H94V151L92 150V153H93V155L98 159V162H100V167H101V169H102V172H103V174L102 175H104V177H106L107 178V180H108V182L106 183L107 184V186H104V188H111L112 189V192H111V194L113 193L114 194V196H113V194L111 195V196H113V199H114V197H116L117 199H116V201L118 200V201H120V203H123V204H126L127 205V208H129V211H130V213H129V211H127V213H129L128 214V219H127V223H129V222H131L129 225L131 226L132 224H133V226H131V228L133 227V229H131L130 228V226H129V228H128V230H131L130 232V235H129V233H127L129 236V238L131 237L134 241H136V242H138V240L140 239V240H142V237H141V235H142V231H143V229L141 228L142 227V225H141V221H142V219H143V215H144V212H145V208H146V199H145V196H144V192H143V189H145V187H147V185H149L150 184V188H151V190H147V192L148 191H151V195H150V197H151V202H153L152 203V205L155 203L157 206H158V208H156L155 207V209L157 210V209H159V215H158V217H157V215L156 214H153L154 215V217H157V221H156V223H155V225L154 224H152L153 226H151L152 227V229H151V233H152V235L151 234H149V235H151V236H153V238H154V244H150V242H152V240L149 242V244L152 246V248H150L152 251H151V254L149 255L150 257L147 259V260H149V264H181L180 262V255H181V253L184 255V253L183 252H181V248H182V245H183V247H184V244H182L181 242H185V240L184 241H181L182 240V238H184L185 236V234L186 233H188L187 231H185L186 229L184 228V226L182 227V229L186 232L185 234H183V236L182 237H180V233H181V231H182V229H181V231H179L180 229L179 228H177V226L175 225V223H174V220H173V214H172V212H175L174 213V215H176L177 214V212L175 211V209L173 208V203H175V201H174V199H173V197H171L169 194H168V190H167V187H164V186H162L161 185V182L159 181V174L160 175H162L163 173H161L162 171V162L160 163V161H159V159H158V152H159V145L158 144H160V146L162 145L160 142H153V143H151V145H148L146 148H144L143 149V155H144V160H143V163H142V165H140L141 167H138V168H141L140 170H142V168H143V170H142V173H143V176L145 177L144 178V183H143V181L141 182V179H140V177L138 176V175H140L139 174V169H138V174H137V176L135 175H133L132 174V172H133V169H134V165H135V161H133V159H134V152H135V149H134V144H133V142H134V138L132 137V134H128V133H123V130L124 129H127V127H128ZM181 124H182V122H181ZM208 124H209V120H208ZM207 124V125H208ZM211 124V123H210ZM230 124V123H229ZM231 124H232V122H231ZM231 124H230V126H231ZM81 125H79V126H81ZM215 125V124H214ZM216 125H217V123H216ZM216 125H215V128H216ZM47 126H49V122H48V124H47ZM78 126V127H79ZM83 126V125H82ZM81 126V127H82ZM185 126V125H184ZM219 126V125H218ZM222 125H220V128H224V126H222ZM230 126L228 127L229 128V130H230ZM19 127V126H18ZM55 127V126H54ZM53 127V128H54ZM80 127V128H81ZM108 127V126H107ZM107 127H106V129H107ZM208 128H207V132H208V130H209V128L211 129V125L210 126H207ZM232 127V126H231ZM46 128H48V131H47V129ZM82 128H84V127H82ZM213 128V127H212ZM219 128V127H218ZM218 128H216V130L218 129ZM228 128L226 129V132H221V134L222 133H226L227 135H225V137L227 136V137H229V141L232 143V141H231V138L234 136V135H230V131L228 132L229 133V135L230 136H228V133H227V130H228ZM9 129L11 130L12 129V126L10 125V127H9ZM15 129V128H14ZM58 129V128H57ZM60 129H61V127H60ZM60 129H58V130H60ZM70 129V128H69ZM68 129V130H69ZM86 129V128H85ZM90 129V128H89ZM88 129V127H87V131L89 130ZM96 129V128H95ZM234 129H231V131L232 130H234ZM18 130V129H17ZM47 131V133L48 134H52L51 135V137L52 138H50L49 136L50 135H47V134H45L46 133V131ZM54 130V129H53ZM62 130V129H61ZM73 130H69V132L70 131H72L73 133H74V131ZM78 130V131H77ZM220 130V129H219ZM222 130V129H221ZM7 131H8V129H7ZM16 130H14V132H15ZM83 131H85V130H83ZM83 131L81 132V134L83 133ZM96 131V130H95ZM210 131V134H207V132H206V134L207 135H213L212 133H211V130H209ZM215 131V130H214ZM223 131V130H222ZM225 131V130H224ZM235 131V130H234ZM258 131L261 133H259L258 134ZM11 132V131H10ZM58 132V131H57ZM60 132V131H59ZM64 130L61 132L62 134H63V136L65 135L64 133ZM103 132V131H102ZM167 132H165V133H167ZM193 133H195V131H192ZM213 132V131H212ZM238 132V131H237ZM236 132V133H237ZM5 133V132H4ZM23 133H22V135H23ZM67 133V132H66ZM85 133H86V131H85ZM168 133H167V135H168ZM192 133V134H193ZM217 133H219L220 134V132H218V130H217ZM8 134V133H7ZM57 134V133H56ZM60 134V133H59ZM67 134H69V133H67ZM80 134V133H79ZM78 133H76V136L77 135H79ZM196 134V133H195ZM216 134V133H215ZM214 134V135H215ZM219 134H217V136L219 135ZM232 134V133H231ZM1 135V134H0ZM4 135V134H3ZM70 135H71V133H70ZM83 135V134H82ZM85 136L87 135V134H84ZM83 135V136H84ZM166 134H164V136H165ZM166 135V136H167ZM169 135H168V137H169ZM194 135V134H193ZM192 135V136H193ZM197 135V134H196ZM196 135H194V136H196ZM261 135V136H260ZM47 136L51 139V140H49V138H47ZM55 136H57V135H55ZM54 136V137H55ZM58 136H60V135H58ZM73 136H75L74 134H73ZM188 136H190V135H188ZM193 136V137H194ZM221 135H219L218 136V138L220 137ZM222 136H223V134H222ZM236 136V135H235ZM234 136V137H235ZM36 137V138H37ZM61 137V136H60ZM59 137V138H60ZM78 137V136H77ZM167 137V138H168ZM191 137V136H190ZM207 137V136H206ZM214 136H212V138H213ZM224 137V136H223ZM223 137H221L220 139H221V141H223L222 139H223ZM231 137V138H230ZM260 137H263V141L262 140H260L261 138ZM22 138V137H21ZM57 138V137H56ZM217 137H215L214 139H212V142L213 141H217V139H216ZM3 139V138H2ZM58 139V138H57ZM186 139V140H185ZM190 139V138H189ZM191 139H192V137H191ZM216 139V140H215ZM226 139H228V138H226ZM225 139V140H226ZM49 140V141H48ZM56 140V139H55ZM164 140V139H163ZM194 140L196 141V139L194 138ZM224 140V141H225ZM234 140H235V138H234ZM27 141V140H26ZM95 141V142H96ZM191 141V140H190ZM189 141V142H190ZM194 142V144L195 143H199V142ZM220 141V140H219ZM219 141H217V142H219ZM223 141V142H224ZM227 141V140H226ZM225 141V142H226ZM236 141H238L237 140V138H236V140H235V142ZM28 142V141H27ZM170 142V141H169ZM49 143V144H48ZM84 143V142H83ZM172 143V144H173ZM193 143V142H192ZM191 143V144H192ZM216 143V142H215ZM227 143H229L228 141H227ZM238 143V142H237ZM31 144V143H30ZM37 144V145H38ZM74 144V143H73ZM87 144H89V143H87ZM92 144V143H91ZM164 144V143H163ZM167 144H169L170 145V143H167ZM193 144V145H194ZM210 144V145H209ZM214 143H212V145H213ZM216 144H218V143H216ZM225 144V143H224ZM233 144H234V141H233ZM26 145V144H25ZM116 145V146H115ZM168 145V146H169ZM220 145V144H219ZM223 145V143H221V145L220 146H222ZM226 146L227 145H229V146H232V144L230 145V144H225ZM224 145V146H225ZM238 145H240V144H238ZM21 146H23V145H21ZM31 147H32V144L30 145ZM45 146V147H46ZM91 145H87L86 147H90ZM102 146H104V147H102ZM114 146V147H113ZM213 146H215V151H217L216 150V147L218 146H216L215 144L213 145ZM226 146H225V149H226ZM241 146V145H240ZM9 147V146H8ZM38 147V146H37ZM45 147L43 146V148L45 149ZM46 147V148H47ZM102 147V148H101ZM111 147V148H110ZM116 147V148H115ZM162 147H164V146H162ZM193 147V146H192ZM194 147L192 148L193 150H194ZM27 148V147H26ZM40 148V149H41ZM42 148V149H43ZM69 148L71 149V155H72V162H74V167H76L77 168V178L79 179V181L80 182H82V183H80V184H78V181H75V185L77 186V185H80V190L81 191H79L80 193H82V194H85L87 197L86 198H88V201H86V211L89 213V215H88V213H86V215L87 216H89L90 217V215H91V218H88V219H90V221L88 220V219H85V221L84 222H86L87 220V222H89V224L88 225H86L87 227H89V229L90 230H92L93 231V229H94V233L95 234H97L98 235V237H100V238H103L102 239V243H101V245H97L96 243H94V244H96L95 246H100L99 248H100V252H101V257H96V258H98V259H101L100 260V262H102L101 264H106L105 263V260L107 261V259L106 258H111V257H114L117 261H114L113 263L114 264H116V262H118V260L120 261L121 259H122V255H120L119 253L121 252H119L118 251V249H117V253H116V255L115 256H111V255H114L113 254V250L114 249H111L112 250V253H111V250H110V254H107L108 252H109V250H108V252H107V247L106 246H110L111 244H112V247H115V248H117L116 246H115V244L118 242H116V241H114V237H115V232H118L119 231V229L117 228V226H116V224L115 223H113V220H112V216H113V213H111L112 214V216H111V214H109V212H107L108 211V209L107 210H103V204L106 202H102L101 201V199L100 198H102V197H100L101 195H100V192L101 191H104V190H100V192H99V188H101V189H103L102 187H99V182H101V180H99V182L97 181V177L99 176V174L97 173V175L95 174V172H94V164H96L97 163V161H94L95 163H92L91 162V157H89L90 155H88V157H87V153H86V149H85V147H84V145H82L81 143L79 144V142H77L76 144H74L73 146H72V148L69 146ZM112 148H114L115 150H116V154L113 156V155H111V154H109V152H111V151H113L112 150ZM165 148V147H164ZM164 148H161L162 150L164 149ZM172 148H174L173 146H172ZM174 148V149H175ZM212 148V149H211ZM224 147L222 146V149H223ZM227 148H229L228 146H227ZM5 149V148H4ZM7 149V148H6ZM10 149V148H9ZM8 149V150H9ZM31 149V148H30ZM33 149V148H32ZM38 149V148H37ZM39 149V150H40ZM110 149H111V151H110ZM171 150V152L172 151H175V150ZM222 149L220 150L219 148H218V150H220L221 152H222V154H223V151H224V149H223V151H222ZM231 149H232V151H233V148L231 147ZM230 148H229V150H231ZM11 150V149H10ZM36 150V149H35ZM165 150V149H164ZM192 150V151H193ZM228 150V149H227ZM28 151H30V150H28ZM38 151V150H37ZM91 151V150H90ZM168 151V150H167ZM166 151V152H167ZM219 151V152H220ZM16 152V151H15ZM24 152V151H23ZM30 152H32V151H30ZM34 152V151H33ZM164 152V151H163ZM162 151H161V153H163ZM166 152H165V154H166ZM169 152H170V148H169ZM168 152V153H169ZM177 152H174V153H177ZM225 152V151H224ZM234 152V151H233ZM22 153V152H21ZM91 153V152H90ZM167 153V154H168ZM173 153V152H172ZM172 153H170L169 155H172ZM173 153V154H174ZM191 153V154H190ZM18 154V153H17ZM31 154V153H30ZM189 154H190V156H189ZM193 154V155H194ZM195 154V155H196ZM221 153H219V155H220ZM221 154V155H222ZM224 154H226L227 156L228 155H230V152H229V154H228V152H226V153H224ZM223 154V155H224ZM23 155V154H22ZM69 155V154H68ZM164 155V154H163ZM169 155H167V156H169ZM177 155V154H176ZM175 154H174V156H176ZM218 155V156H219ZM226 155H224V156H226ZM24 156V159H25V155H23ZM26 156H27V154H26ZM189 156V157H188ZM232 156V155H231ZM238 157V158H242V157H244V159H243V162H245L246 164H245V166H243V167H240V165L238 164V162L240 163V161H242V159L241 160H238V158H236L237 160H238V162L236 161V159H234V157ZM28 157V156H27ZM51 157V156H50ZM50 157H48L47 159H49ZM52 157H56V156H52ZM60 157V156H59ZM58 157V158H59ZM63 157V156H62ZM161 157H162V155H161ZM164 157H166V155H164ZM170 157V156H169ZM180 157V158H181ZM191 157H192V159H191ZM196 157V156H195ZM217 157V156H216ZM221 158L223 157V156H220ZM0 158H1V155H0ZM58 158H56V159H58ZM63 158H68L67 156L65 157H63ZM62 158V159H63ZM93 158V157H92ZM163 158V157H162ZM179 158V157H178ZM198 158V157H197ZM215 158V157H214ZM224 158V159H225ZM22 159H23V157H22ZM22 159H20V160H22ZM61 159V158H60ZM61 159V160H62ZM70 159V158H69ZM96 159V160H97ZM165 160L167 159V157L166 158H164ZM164 159H161V160H164ZM169 159H171V158H169ZM169 159H167V160H169ZM184 159H182L181 158V162H179L178 161V163H182V164H184V163H186L185 161H184ZM195 159V158H194ZM223 158H222V161L224 160ZM225 159V160H226ZM49 160H52V158H50ZM53 160H54V158H53ZM67 160V159H66ZM94 160V159H93ZM177 160H179V159H177ZM189 159H188V164L190 163L189 161H190ZM219 160H221V159H219ZM246 160V161H245ZM56 161V160H55ZM63 161H64V159H63ZM68 161V160H67ZM66 161V164L65 165H67V163L68 164H70L69 163V161L67 162ZM170 161V160H169ZM172 161V160H171ZM182 161H184V162H182ZM193 161V160H192ZM222 161H221V164H222ZM54 161H49V162H47L46 163V165H47V167H46V169L44 168L45 166V164L43 165V167H42V164H40L39 166H40V169H41V167H42V169H41V171H40V176H39V181H37V182H39V185L38 184H36V183H34V184H36V185H38V187L41 189H38L39 190V192L41 191V193L43 192V194L44 195H42L44 198H43V200H41L43 203L44 202H46V204H48L49 203V199L51 198V196H52V198H55L56 200H57V204L59 205V203L58 202H60V207H62L61 206V204L63 205V203L64 202H62L63 201V198L64 197H62V195H59V194H56L55 195V197H54V195H51L50 196V194H48L47 192H46V190H45V185H47L46 184V180L47 179H49V177H50V175H51V177L53 176V177H55V171H54V168H53V163ZM61 164H62V162L61 161H59ZM168 162V161H167ZM175 162V161H174ZM194 162V161H193ZM218 162H220V161H218ZM56 163V162H55ZM58 163V162H57ZM56 163V164H57ZM141 163V162H140ZM164 164H165V162H163ZM196 163V164H197ZM217 163V162H216ZM55 164V165H56ZM59 164V163H58ZM57 164V165H58ZM168 164H169V162H168ZM192 164H195V163H192ZM224 164V165H225ZM63 165V164H62ZM72 165V164H71ZM97 165H99V164H97ZM170 166L172 165V164H169ZM175 165V164H174ZM177 165V164H176ZM216 165V164H215ZM217 165H218V163H217ZM241 165H242V163H241ZM244 165V164H243ZM38 166V167H39ZM178 166V165H177ZM177 166H175V167H177ZM186 166H187V164H186ZM190 166V165H189ZM37 167V168H38ZM60 167V166H59ZM74 167H73V169H74ZM99 167V168H100ZM164 167V166H163ZM169 167V166H168ZM178 167H180V165L178 166ZM190 167H192V166H190ZM44 168V169H43ZM98 168V167H97ZM96 168V169H97ZM165 168V167H164ZM173 168V167H172ZM182 168V167H181ZM181 168H179L180 169V171L183 169H181ZM188 168V167H187ZM193 168V167H192ZM191 168V169H192ZM216 168V167H215ZM245 168V170H247ZM58 169V168H57ZM57 169H56V171H57ZM63 168H62V166H61V168H60V170H62ZM65 169H66V167L64 168V171H65ZM69 169H70V167H69ZM170 169H171V167H170ZM178 169V170H179ZM185 169V168H184ZM194 169V168H193ZM68 170V169H67ZM67 170H66V173H67ZM99 170V169H98ZM163 170H165V169H163ZM176 170V169H175ZM189 170V169H188ZM187 170V172L188 173H190L191 171L189 170L188 171ZM195 170V169H194ZM35 171V170H34ZM37 171V170H36ZM64 171H61V172H63V174H66V173H64ZM75 171V170H74ZM180 171H178L179 173H180ZM216 171V170H215ZM218 171V174H220L219 173V169L217 170ZM58 173H59V170L57 171ZM177 172V171H176ZM177 172V173H178ZM185 174L187 175V173H186V169H185ZM183 172V173H184ZM221 172V171H220ZM224 172V171H223ZM35 173H37V172H35ZM57 173V174H58ZM165 173V172H164ZM53 174H55V175H53ZM136 174V173H135ZM170 174V173H169ZM173 174V173H172ZM176 174V173H175ZM182 174V173H181ZM181 174H179V176L181 175ZM185 174L184 175H182L183 176V179H184V177H185ZM195 174V173H194ZM193 171H192V177H193ZM27 175H28V173H27ZM61 175V174H60ZM67 175V174H66ZM71 176H72V174H70ZM69 175V176H70ZM166 176V175H168V174H163V176ZM189 175V174H188ZM196 175V174H195ZM194 175V176H195ZM247 175H245L247 178H249V176H247ZM34 176H35V174H34ZM59 176V175H58ZM68 176V175H67ZM97 176V177H96ZM170 177H171V175H169ZM173 176H175V175H173ZM177 177H178V175H176ZM216 176H217V173H216ZM221 176V175H220ZM219 176V177H220ZM29 177H30V175H29ZM29 177L27 178L28 180H29ZM52 177V178H53ZM61 176H59V177H57V178H60ZM188 177V176H187ZM192 177H190L189 176V179L191 180L190 182H192ZM225 177H223L224 179H225ZM4 178H6V177H3V179ZM30 178H32V177H30ZM62 178H64L63 177V175H62ZM77 178H75V177H73V180L74 179H77ZM100 178V177H99ZM180 178H181V176H180ZM186 178V177H185ZM217 178H218V176H217ZM24 179V178H23ZM22 179V180H23ZM26 179V180H27ZM69 179V178H68ZM71 179V178H70ZM102 179H103V176H102ZM174 179V178H173ZM169 180L170 182H172V181H174V180ZM188 179V180H189ZM195 180H196V178H194ZM221 179V178H220ZM225 180V183H226V181H229V180ZM261 179V180H260ZM5 180H10L9 178L8 179H5ZM5 180H4V182H5ZM22 180L20 181V182H22ZM31 180H33V179H31ZM60 180V179H59ZM65 180H67V179H65ZM73 180H71V181H73ZM106 180V181H107ZM168 180V179H167ZM166 180V182H168ZM180 180V179H179ZM188 181L187 179H184V181ZM218 180H219V178H218ZM217 180V181H218ZM245 182H244V181ZM3 181V180H2ZM34 181V180H33ZM50 181V183L49 184H53L54 186H55V181H54V179H52V180H49ZM57 181H58V179H57ZM56 181V182H57ZM70 181V180H69ZM178 181V180H177ZM185 181V182H186ZM220 181V180H219ZM219 181L217 182V183H219ZM25 182V181H24ZM35 182V181H34ZM59 183L61 182V180L60 181H58ZM66 182H68V181H66ZM104 182V181H103ZM179 182V181H178ZM178 182H176V184L178 183ZM184 182V187L183 186H181V187H183V188H185L186 187V185H187V187H189L190 188V186H188V184H186ZM220 182H222V179H221V181ZM28 183H29V181H28ZM27 182H25V184H28ZM33 183V182H32ZM72 183H74V182H72ZM71 183V184H72ZM85 183V184H84ZM104 183V185H106ZM169 183V182H168ZM188 183V182H187ZM223 183H224V181H223ZM223 183H222V185H223ZM230 183L228 182V184L230 185ZM243 183H245L244 185H243ZM23 184L24 183H22V186H23ZM25 184H24V186H23V188H25ZM34 184H32V185H34ZM58 184V183H57ZM61 184H62V182H61ZM60 184V185H61ZM67 184V183H66ZM108 184H110L109 185V187H108ZM171 184H174L175 185V183L173 182V183H171ZM190 184V183H189ZM195 184V183H194ZM196 184H197V182H196ZM228 184L226 185V186H228ZM250 184V183H249ZM252 184V183H251ZM19 185H21L20 183H19ZM30 185V184H29ZM103 184H101L100 186H102ZM144 185H145V187H144ZM170 185V184H169ZM191 185V184H190ZM217 185V184H216ZM231 185H230V187H231ZM242 185H243V189L241 188L242 187ZM22 186H21V188L20 189H22V190H24L23 188H22ZM31 186V185H30ZM30 186H28V187H30ZM67 186L70 188V186H69V184H67ZM76 186H73V187H75L76 188ZM142 186L144 187V188H142ZM172 186V185H171ZM178 186H179V184H178ZM192 186V185H191ZM218 186V185H217ZM225 188H226V186L225 185H223ZM222 186V187H223ZM253 185H251L249 188L250 189H252L251 187H252ZM264 186V185H263ZM20 186H18V188H19ZM48 187V186H47ZM50 188H51V186H49ZM173 187V186H172ZM176 187V186H175ZM198 187V186H197ZM222 187H220V189L222 188ZM224 187L222 188V189H224ZM31 189H33V187L31 186L30 187ZM29 188V189H30ZM63 189V184H62V187L60 186V189ZM67 189L68 191L67 192H69V190L70 189ZM74 188V190L76 191L77 189H75ZM107 188H106V191H104V193H108L107 192ZM149 188V189H150ZM182 188V189H183ZM193 188H194V186H193ZM218 188V187H217ZM25 189H27V188H25ZM30 189V190H31ZM53 189V188H52ZM61 189V190H62ZM65 189V188H64ZM71 189H73V188H71ZM78 189H79V187H78ZM169 189H171L170 188V186H169ZM181 189V188H180ZM188 189V188H187ZM192 189V188H191ZM197 189H199V188H194V190H196V192L198 191ZM227 189L228 188H226V193H227ZM246 189H247V187H246ZM16 190H18L17 188H16ZM22 190H20V193H21V191ZM30 190H28V193H29V195H30ZM37 190V189H36ZM176 190V189H175ZM189 190V189H188ZM228 190V191H229ZM242 190V191H241ZM55 191V190H54ZM63 191V190H62ZM61 191V192H62ZM71 191V190H70ZM78 191H76V192H74V195H76V193H78ZM109 191V190H108ZM111 191V190H110ZM109 191V192H110ZM179 191V190H178ZM182 191H184V190H182ZM212 191V192H211ZM218 191V190H217ZM221 191V190H220ZM223 191V192H224ZM250 191V190H249ZM23 192V191H22ZM25 192V191H24ZM34 192H37V191H34ZM146 192V191H145ZM181 191H179V195L177 196V197H180V193ZM184 192H186V191H184ZM191 192V191H190ZM192 192H194V191H192ZM222 192V191H221ZM223 192H222V194H223ZM225 192H224V194H225ZM247 193H248V190L246 191ZM55 193H57V192H55ZM63 193V192H62ZM65 194H67L66 193V191L64 192ZM64 193H63V196H64ZM79 193V194H80ZM103 193V192H102ZM101 193V194H102ZM171 193V192H170ZM178 193V192H177ZM176 193V194H177ZM195 193V192H194ZM204 193V192H203ZM220 193V192H219ZM247 193H245L244 192V194H247ZM39 194V193H38ZM72 195V193L70 192L69 194H68V197H70V198H68V199H71V198H74V195ZM108 194H110V193H108ZM172 194V193H171ZM176 194L174 195V198H175V196H176ZM192 194V193H191ZM224 194H223V196L222 197H225L224 196ZM227 194H229V193H227ZM232 194V195H233ZM36 195H37V193H36ZM182 195L184 196V194H183V192H182ZM194 195V194H193ZM218 195V194H217ZM217 195H216V198H218L217 197ZM220 195H221V193H220ZM219 195V196H220ZM231 195V196H232ZM25 196H26V198H29V196L27 195V193L25 194ZM28 196V197H27ZM38 196V195H37ZM78 196V195H77ZM77 196H75L76 198H77ZM105 197H106V195H104ZM103 196V197H104ZM190 196H192V195H190L189 194V197ZM260 196L263 198V201L261 202V198H260ZM38 197H41V195L40 196H38ZM66 198H67V195L65 196ZM85 197V196H84ZM105 197H104V199H105ZM177 197H176V199H177ZM188 197V198H189ZM194 197H196V198H194ZM230 197V196H229ZM228 196H227V198L226 199H228L229 198ZM232 197V198H233ZM19 198H20V196H19ZM19 198L17 199V200H19ZM31 198V197H30ZM52 198L50 199L52 202H53V200H52ZM81 198H82V195H81ZM81 198H80V195H79V199L81 200ZM107 198H111L110 200H112V197H110V196H107L106 197V200H107ZM181 198H182V196H181ZM180 198V199H181ZM186 198H187V196H186ZM187 198V199H188ZM231 198V197H230ZM240 198H242L241 199V202L239 203H235V201H236V199L237 200H240ZM21 200H22V198H20ZM39 199V198H38ZM38 199H37V201H38ZM78 199V198H77ZM78 199V200H79ZM103 199V200H104ZM173 199V200H172ZM185 199V198H184ZM245 199V198H244ZM261 199V200H260ZM30 199H28V202H30V201H32V200H30ZM55 200V201H56ZM65 200V199H64ZM72 200V199H71ZM83 200V199H82ZM81 200V201H82ZM109 200V201H110ZM115 200V199H114ZM214 200H215V202H214ZM50 201V202H51ZM74 201H76V200H74ZM81 201H78V202H81ZM84 201V200H83ZM108 201V200H107ZM109 201H108V203H109ZM148 201H150V199H148ZM179 201V200H178ZM178 201H176V202H178ZM228 201V200H227ZM231 201H232V199H231ZM246 201H244V202H246ZM20 201H18V203H19ZM62 202V203H61ZM65 202H66V200H65ZM111 202V201H110ZM185 202V201H184ZM17 202H16V204H18ZM21 203H23V204H21V205H23L24 206V208H25V202H22L21 201ZM30 203H32V202H30ZM42 203V204H43ZM54 203H56V202H54ZM54 203H52V205L54 206L55 204ZM107 203V202H106ZM107 203V204H108ZM148 203H150V202H148ZM178 203H180V201L178 202ZM187 203V202H186ZM221 204L223 203L222 201L220 202ZM228 203V202H227ZM229 203H230V200H229ZM16 204H15V206H16ZM20 204V203H19ZM37 204V203H36ZM56 204V205H57ZM70 204V203H69ZM79 204V203H78ZM106 204V206H109V205H107ZM123 204H121V205H123ZM151 204V203H150ZM177 204V203H176ZM189 204V203H188ZM232 204V205H233ZM243 204V203H242ZM11 205H12V203H11ZM20 205V206H21ZM44 205V204H43ZM49 205V204H48ZM72 205H76L77 206V204H75V202L72 204ZM80 205V204H79ZM125 205V206H126ZM151 205V206H152ZM183 205H185V207H186V204L184 203ZM227 205V207H229V211H230V206H228L229 204H226ZM226 205H224V209H226L225 207H226ZM231 205V204H230ZM19 206V205H18ZM18 206H17V209H18ZM23 206H21V208L23 207ZM30 206H31V204H30ZM47 206V205H46ZM59 206H57V208L58 209H56V208H53V207H50V206H48V209L46 210L47 212H46V214H43V215H47L48 216V218H47V220L45 219V218H43V219H45V225H46V227L45 228H47L46 230H47V233L49 234V236H50V240H51V242L49 243L50 245H51V247H52V244L51 243H54V245H53V247H63V246H61V245H57L58 243H62V241L60 240V239H62V238H60V236H62L63 237V234L60 232V230H58L57 228H56V226H55V228H56V233L57 232H60V236L59 237H57V235L58 234H55V231H54V228L52 227V224L54 225L55 223L54 222H52V219H51V217L56 213L57 214V212H59L60 211V209H62V211H64V209L63 208H59ZM70 206V205H69ZM125 206H124V208H125ZM176 206H178V205H174V207L175 208H177ZM27 207V206H26ZM56 207V206H55ZM80 207V206H79ZM78 207V208H79ZM153 207V206H152ZM151 207V208H152ZM179 207H180V205H179ZM178 207V208H179ZM223 207V204H222V206H221V208ZM243 207V209H242V211H244V209H245V207H244V205L242 206ZM27 208H29V207H27ZM32 207H30L29 208V210L31 209ZM64 208H65V204H64ZM107 208H109V207H107ZM174 209V211H173V209ZM183 208V207H182ZM186 208V209H187ZM231 208H232V206H231ZM122 209H123V207H122ZM121 209V210H122ZM153 209V208H152ZM154 209V210H155ZM181 209V208H180ZM179 209V210H180ZM219 209V208H218ZM228 209V208H227ZM28 210V209H27ZM58 210V211H57ZM82 210V209H81ZM81 210H79V211H81ZM109 210H110V208H109ZM126 210H128V209H126ZM155 210V211H156ZM178 210V209H177ZM22 211H23V208H22ZM32 211H33V208H32ZM31 211V216H32V214L34 215V212H32ZM34 211H35V209H34ZM66 211V210H65ZM193 211V212H192ZM61 212V211H60ZM70 212V211H69ZM84 212V211H83ZM82 212V213H83ZM99 212H101L102 214H101V216H98L97 214L99 213ZM152 212H154V211H152ZM152 212H150V215H149V217L147 216L146 217V219L148 218V219H150L151 217H153V216H151V213ZM181 212V211H180ZM183 212V211H182ZM184 212H186V211H184ZM183 212V213H184ZM188 212V211H187ZM186 212V213H187ZM26 213V212H25ZM38 213V212H37ZM71 213V212H70ZM82 213H80V215L82 214ZM84 213V214H85ZM127 213H125V214H127ZM228 213V212H227ZM225 214V217L227 216H230V215H228V214ZM234 213H232V211H231V214L233 215ZM22 214V213H21ZM28 214H29V212H28ZM59 214V213H58ZM58 214H57V216H58ZM62 214H63V212H62ZM62 214H60V215H62ZM147 214H149L148 212H147ZM178 214H179V212H178ZM177 214V215H178ZM23 215V214H22ZM37 215V214H36ZM42 215V216H43ZM59 215V216H60ZM64 215H67V211H66V213L64 212V214H63V216ZM72 215V214H71ZM71 215L69 214V215H67L66 217H68V216H70L71 217ZM73 215H75L76 216V214H73ZM73 215H72V217H73ZM78 215H79V212H78ZM83 215V214H82ZM86 215H85V217H86ZM156 215V216H155ZM184 215V214H183ZM185 215H187V214H185ZM184 215V217L186 218V216ZM190 215H189V217H190ZM231 215V216H232ZM13 216V215H12ZM26 216H27V214H26ZM31 216H29V217H31ZM35 216V215H34ZM34 216H33V218H34ZM55 216V215H54ZM53 216V217H54ZM58 216V217H59ZM62 216V217H63ZM115 216V215H114ZM123 216V215H122ZM122 216H121V218H122ZM151 216V217H150ZM179 216V215H178ZM8 217V216H7ZM28 217V216H27ZM28 217V218H29ZM52 217V218H53ZM56 217V216H55ZM70 217H69V219H70ZM71 217V218H72ZM84 217V218H85ZM92 217H93V219H92ZM235 217V216H234ZM14 218V217H13ZM60 218V217H59ZM74 219H75V217H73ZM78 218V217H77ZM76 218V219H77ZM79 218H80V216H79ZM82 218V217H81ZM83 218V219H84ZM115 218H116V216H115ZM175 218V217H174ZM192 218H193V221H192ZM222 219V218H224V217H219V219ZM229 218V217H228ZM30 220H31V218H29ZM64 219V218H63ZM61 220L62 222L64 221V220ZM66 219H68V218H66ZM68 219V220H69ZM75 219V220H76ZM123 219V218H122ZM125 219H126V217H125ZM147 219V220H148ZM154 219V218H153ZM189 219V218H188ZM220 219V220H221ZM225 219V218H224ZM224 219H222V220H224ZM234 219H236V218H234ZM234 219H232V220H234ZM7 220V219H6ZM68 220H65V221H67V222H65V223H68ZM74 220V221H75ZM80 220V219H79ZM151 220V222L153 221L152 219H150ZM179 220V219H178ZM178 220H176V221H178ZM186 220H187V218H186ZM221 220V221H222ZM226 220H227V218H226ZM231 220V219H230ZM240 220H239V222H240ZM60 221V224L62 223ZM149 221V220H148ZM155 221V220H154ZM175 221V222H176ZM180 221H182V220H180ZM190 221H189V224H190ZM237 221V220H236ZM242 221H241V223H242ZM71 222H73L72 220H71ZM77 222H78V224H77V226L80 224V221H78L77 220ZM86 222V223H87ZM122 222H124V220H122ZM125 222V223H126ZM147 221L145 220V223H146ZM185 221H183V223H184ZM231 222V221H230ZM235 222V221H234ZM69 223H70V221H69ZM126 223V224H127ZM145 223H143V225H146ZM186 223V222H185ZM221 223V222H220ZM222 223H223V221H222ZM226 222H224V224H225ZM228 223V222H227ZM240 223V224H241ZM243 223V224H244ZM32 225H33V223H31ZM31 224H30V226H31ZM235 224V223H234ZM237 224H239L238 222H237ZM236 224V225H237ZM239 224V225H240ZM244 224V226H246ZM44 225V226H45ZM65 225H68V224H65ZM84 225V224H83ZM82 225V226H83ZM125 225V224H124ZM178 225V224H177ZM181 225H182V223H181ZM184 225V224H183ZM233 225V224H232ZM242 225V224H241ZM64 226V225H63ZM62 226V227H63ZM80 226V225H79ZM86 226H85V228H86ZM126 226V225H125ZM127 226H128V224H127ZM221 226H223V224L221 225ZM217 227V229L218 228H220V230L221 229H223V228H225V227ZM225 226V225H224ZM231 226V225H230ZM17 227V226H16ZM22 226H20V228H21ZM32 227V226H31ZM58 227V226H57ZM60 227H61V225H60ZM65 227V226H64ZM116 227V228H115ZM145 227V226H144ZM148 227V226H147ZM147 227H146V230L148 231V229H147ZM150 227V228H151ZM179 227V226H178ZM188 227V228H189ZM226 227H227V225H226ZM240 226H239V228H241ZM9 229L11 228V227H8ZM14 228V227H13ZM22 228H24L25 229V227L23 226ZM27 229H29L28 227H26ZM44 228V229H45ZM66 228V227H65ZM67 228H68V231H66V233H68V232H71V230L69 231V229H70V227H68L67 226ZM84 228V226L81 228V229H83ZM126 228V229H127ZM187 228V227H186ZM189 228V229H190ZM233 228V227H232ZM236 228H238V227H236ZM7 229V228H6ZM5 229V230H6ZM17 229H19V226H18V228ZM23 229V230H24ZM76 228H73V230H75ZM78 230H79V228H77ZM76 229V230H77ZM87 229V228H86ZM89 229H87V230H89ZM115 229H116V231H115ZM117 229H118V231H117ZM188 229V230H189ZM231 229V228H230ZM21 230V232H22V229H20ZM19 230V231H20ZM30 230H31V228H30ZM76 230H75V233H73L74 234V236L76 235ZM86 230V233H88V231ZM89 230V231H90ZM146 230H145V232H146ZM219 230V229H218ZM10 231V230H9ZM13 231H14V229H13ZM12 231V232H13ZM26 231H28V230H26ZM44 231V230H43ZM85 231V229L83 230V232ZM92 231H90V232H92ZM230 231V230H229ZM242 231V230H241ZM0 232H1V230H0ZM14 232H18V230H16V231H14ZM31 232L33 233V230H31ZM72 232H74V231H72ZM71 232V233H72ZM83 232H81V233H83ZM238 232V231H237ZM24 233V232H23ZM22 233V234H23ZM30 233V232H29ZM29 233H27V234H29ZM71 233H70V236H71ZM94 233H92V234H94ZM4 234V237L6 238V236L9 234H6V232L4 233H1V236ZM5 234H6V236H5ZM24 234H26V233H24ZM62 234V235H61ZM69 234V233H68ZM67 234V236H69ZM73 234H72V237H73ZM78 234H79V232H77V238H79L78 237ZM121 234H123V231H122V233ZM120 234V235H121ZM33 235V234H32ZM66 235V234H65ZM65 235H64V237H65ZM88 235V234H87ZM89 235H90V233H89ZM120 235H116V236H120ZM188 235V234H187ZM187 235H186V238H187ZM230 235H232V234H229V236ZM243 235V234H242ZM247 235V236H248ZM29 236H30V234H29ZM83 236V237H82ZM123 236V235H122ZM124 236H125V234H124ZM146 236H148L147 235V233H145V239H146ZM8 237V236H7ZM12 237V236H11ZM33 237V236H32ZM32 237H31V239H32ZM46 237V236H45ZM63 237V238H64ZM71 237V238H72ZM82 237V238H81ZM81 237L79 238V239H81V241H83V242H78V241H80V240H78V239H76V240H78V241H76L75 240V237L73 238V239H70V237H66L65 238V240L68 238V239H70V240H72L71 242H70V244L71 245H73V249H72V252H66V253H72V254H70V256H72V255H74L75 256V258H74V261H75V259H76V256L77 257H81V259H82V261L79 263L78 261V263L77 262H74L73 261V257L71 258L72 260H71V262H74V264H88L87 262H89V260L92 258V257H94V256H90V255H88V256H90L89 257V260L87 261V259L85 260V255H84V253L88 250V249H86L87 248V246H89V242H87L88 243V245L86 246H83V244H82V248L84 249V250H86V251H84V250H82V248L79 246V245H77V244H79V243H86V241L84 242V240H83V238H84V235L82 234L81 235ZM85 237H86V235H85ZM93 237V236H92ZM127 237V235L125 236V238H128ZM235 237V236H234ZM3 238V237H2ZM2 238H0V239H2ZM36 238V237H35ZM34 237H33V239H35ZM49 238V237H48ZM58 238V239H57ZM60 238V239H59ZM87 238V237H86ZM85 238V239H86ZM105 238V239H104ZM124 238V237H123ZM130 238V239H131ZM230 238H232L231 236H230ZM7 239V238H6ZM9 239V238H8ZM7 239V240H8ZM32 239V240H33ZM67 239V240H68ZM88 239V238H87ZM86 239V240H87ZM96 238L94 237V240H95ZM151 239V238H150ZM233 239V238H232ZM5 240V239H4ZM10 240V239H9ZM8 240V241H9ZM11 240H14V239H11ZM48 240V239H47ZM50 240H48V241H50ZM59 240V241H58ZM66 240V241H67ZM94 240L92 241V242H94ZM149 240V239H148ZM234 240H236V239H234ZM61 241V242H60ZM66 241H65V244H64V246L66 245ZM130 241V240H129ZM12 242V241H11ZM14 242V241H13ZM69 242L67 243V245L69 244ZM76 242H78L77 244H76ZM95 242H97V241H95ZM113 242H116L115 244H114V246H113ZM142 242H144V241H141V243ZM146 242H147V240H146ZM235 242V241H234ZM237 242V241H236ZM235 242V243H236ZM244 242H242V243H244ZM15 243V242H14ZM35 242L34 241H32V245L34 244ZM64 243V242H63ZM86 243V244H87ZM139 243V242H138ZM145 243V242H144ZM10 244V243H9ZM146 244V243H145ZM165 244V245H164ZM186 244V243H185ZM234 244V243H233ZM13 245V244H12ZM17 245V244H16ZM24 245V244H23ZM26 245V244H25ZM36 245V244H35ZM34 245V248L36 247ZM70 245V246H71ZM91 245V244H90ZM117 245V244H116ZM141 245H143V244H141ZM243 245L245 246V247H243ZM18 246H19V244H18ZM21 246V245H20ZM20 246H19V251L21 250V248H20ZM92 246V245H91ZM95 246H94V248H90V247H88L90 250L91 249H96V248H98V247H96L95 248ZM138 246H139V244H138ZM146 246H149V245H147L146 244ZM150 246V247H151ZM164 246H165V248H164ZM23 247V246H22ZM37 247L40 249V247H42L41 245H40V243H39V245H37ZM36 247V248H37ZM52 247V248H53ZM68 247V246H67ZM67 247H65V248H67ZM84 247H86V248H84ZM105 247L107 248V249H105ZM112 247H109V249L110 248H112ZM142 246H140V248H141ZM145 247V246H144ZM186 247V246H185ZM35 248V249H36ZM37 248V249H38ZM43 248V247H42ZM42 248L40 249L41 251H42ZM50 248V247H49ZM64 248V252H65V250H67V249H65ZM72 248V247H71ZM70 248V249H71ZM99 248L97 249L98 251H99ZM139 248V250H141ZM145 248H147V250H148V248L149 247H145ZM191 248V247H190ZM191 248V249H192ZM10 249H11V251H10V254L8 255V258H10V259H13L15 256V258H17L19 255H21V253L19 254L18 253V256H17V248L16 247H14V245L13 246H11L10 247ZM31 249V248H30ZM48 248H45L44 247V251L45 250H47ZM62 249V248H61ZM142 249H144V248H142ZM236 249V248H235ZM241 249V248H240ZM37 251V250H35L34 251V253L32 252H30L29 250H27L28 252H29V254L27 253V255H31V254H33V256L31 257V258H34V260L35 259H37V258H39V257H42V256H45L46 257V254L49 252V251H51V248H50V250H47L46 251V254H44L45 252H42L43 254H41V251ZM58 249L56 248V251H57ZM88 251V252H86V254H88L89 252L92 254V253H94L93 251L91 252V251ZM106 250V251H105ZM184 250H186V249H183V251ZM187 250H188V248H187ZM192 250V251H193ZM53 251H54V249H53ZM84 251V252H83ZM21 252H22V250H21ZM24 252V251H23ZM63 252V251H62ZM63 252V253H64ZM100 252H98V254L100 253ZM181 252V253H180ZM236 252H238V251H236ZM31 253V254H30ZM50 253L52 254V251L51 252H49V254L48 255H50ZM61 253L62 255H65L66 253ZM97 253V252H96ZM185 253H186V251H185ZM187 253H188V251H187ZM54 254H56V253H54ZM97 254V255H98ZM123 254V253H122ZM189 254V253H188ZM42 255V256H41ZM59 255V254H58ZM58 255H57V258H58ZM107 255H110L111 257H107ZM142 255V254H141ZM146 255H148L147 253H146ZM182 255V256H183ZM22 256H24V254H22ZM54 257L56 256V255H53ZM68 256V255H67ZM96 256V255H95ZM99 256V255H98ZM136 256V255H135ZM137 256H138V254H137ZM190 256V255H189ZM30 257H27L26 256V259L28 258H30ZM45 257H44V261H46L45 260ZM51 258H53L52 256H50ZM64 257V256H63ZM63 257H61V258H63ZM69 257V256H68ZM120 257H121V259H120ZM184 257V256H183ZM183 257L181 258V259H183ZM19 258H21L20 256H19ZM57 258L55 257V263H56V261H57ZM96 258H94V259H96ZM114 258H111L110 260H111V262H112V259H114ZM185 258V257H184ZM189 258V257H188ZM187 258V259H188ZM59 259H60V257L58 258V261H57V264H59L58 262H61V264H62V261L64 260V259H62V261L60 260L59 261ZM70 259V258H69ZM80 259V260H81ZM94 259H92L93 261H91V262H89V263H95V260ZM137 259V258H136ZM21 260V259H20ZM22 260H23V258H22ZM30 260V259H29ZM33 260V259H32ZM33 260V261H34ZM54 260V259H53ZM77 260H79V258H77ZM79 260V261H80ZM123 260V259H122ZM121 260V261H122ZM138 260L139 259H137V262H138ZM185 260H186V258H185ZM189 260V259H188ZM192 260V259H191ZM191 260H189V261H191ZM43 260H41V262H42ZM44 261H43V263H44ZM97 261V260H96ZM120 261V262H121ZM133 261H135V257H134V259H133ZM144 261V260H143ZM183 261V260H182ZM188 261V262H189ZM21 262V261H20ZM22 262H25L24 260L22 261ZM21 262V263H22ZM27 262L29 263V261H27L26 260V264H27ZM41 262L40 261H38V262H35L36 264H41ZM108 262H109V260H108ZM108 263V264H112V263ZM136 261H135V263H137ZM35 263H33V264H35ZM42 263V264H43ZM47 263V262H46ZM45 263V264H46ZM53 263H54V261H53ZM54 263V264H55ZM122 263V262H121ZM191 263V262H190ZM23 264V263H22ZM63 264H65V263H63ZM95 264H97V263H95ZM138 264V263H137ZM140 264V263H139ZM142 264H144V263H142ZM148 264V263H147Z\"/></svg>","mask_w":264,"mask_h":264},{"label":"rangeland","instance_id":"obj_2","mask_svg":"<svg viewBox=\"0 0 264 264\" xmlns=\"http://www.w3.org/2000/svg\"><path fill=\"white\" fill-rule=\"evenodd\" d=\"M31 1H32V0H30V1H28V0H27V1H26V0H17V4H16V7H15V8H16L18 11H16V9H14V12L17 13V12H19V11L21 10L20 13H17V15H19V17H17L15 13L12 14V13H13V12H12V13H11L12 17H11V16L7 17V18H8V21H7V19H5L6 22H4V23H6V25L3 23V24L5 25V27H7V29H6L5 31L3 30L4 32L1 31L2 34L4 33L3 35H4L5 37H4L3 35H2L3 37L0 36V38L2 37L1 40H0V81H1V82H0V88H1L2 91H3V92H2L1 89H0V111H2V112H0V117L2 118V119L0 118V134H1V135H0V155H1V158H0V230H1V232H0V238L3 237L2 239H0V264H22V263H23V264H26V263H25L26 260L29 261V263L27 262V264H33V263L38 262V261L41 262V260L44 261V257H45V256H42V255H41L42 257H39V258H37V259H35V260H34V258H31V257L33 256V254H31V253H32V252L34 253L35 250L39 251L42 247H43V248H42V251L40 250V251H41V254H43L42 252H45L44 254H46V251H47V250H50V248H51L52 254L50 253V255H48L49 252H51V251H49V252L47 251L48 253L46 254V257H45V260H46V261H44V263H43V261H42L41 264H42V263L45 264L46 262H47L46 264H54V263H55V260H56L55 257L57 258V255H58V254H59V255H58V258L60 257L59 261H60V260L62 261V259H64V260L62 261V264H63V263H65V264H74V262H77V261L80 263V262L82 261L81 257H77V256H76V259H75V261H74L75 256H74V255L70 256V254H72V253L69 254V253H66V252H67L68 250H69L68 252H72V249H73V245L70 244V242H71L72 240H70V239H73V238L75 237V240H76V239L80 240V241H78V240H76V241H78V242H83V241H81V239H79V238L81 237L82 234L84 235V238H83L84 242H85V241H86V243L89 242V246H87L88 243H87V244H86V243H79V244H77L78 242H76V244L79 245L81 248H82L83 246H85V245L87 246V248L84 247V248L88 249L87 251L84 250L83 248H82V250L88 252V251L90 250L88 247H90V248H91V247L94 248V246H95L96 244H97V245H98V244L101 245V243H102V239H103V238L98 237V235L94 233V229H93V231H92V230H90L91 228L89 229V227L86 226V225L89 224V222H87V221H88V220L90 221V219H88V218H91V215H90V217L86 215V213H88V212L86 211V207H85V206H86V204H87L86 201H88V198H86L87 196H86L85 194H82V193L79 192V191H81V190H80V185H77V186L75 185V184H76L75 181H78V184H80V183H82V182H80L79 179L77 178V175H76V174H77V173H76V172H77V168L74 167L75 164H74V162H72V160H71L73 157H72V155H71V153H70V152H71V149L69 148V146L72 148V146H73L74 144H76L77 142H79V144L81 143L82 145H84V147H85V149H86L87 157H88V155H90L89 157H91V156L93 157V158L91 157V159H92L91 162H92V163H95L94 161H97V163L94 164V172H95L96 175H97V173L99 174V176L97 175L98 177L96 176V177H97V181L99 182V180H101V182H99V187H102V188H103V189L99 188V192H100V190H104V191H106V188H107V187L104 188V186H107L106 183L108 182V180H107L106 177H104V175H102L103 172H102V169H101V167H100V166H101V165H100V162H98V159L93 155L94 152L92 153V150L94 149L95 143H98V142L100 141V142H103V143L108 144V143H110V142H113V141H114V140L120 135L119 133H121L122 131L116 129V127L114 126L115 123L118 122V121H120V120H124L125 122L128 121V124H129V125L127 124L128 127H127V129H124V130H123V133L132 134V137L134 138V142H133L134 146H133V147H134V149H135V152H134L135 155H134V159H133V161H135V162H134L135 165H134V169H133L132 174H133L134 176H135V175L137 176V174H138V172H139L140 175H138V176L140 177L141 182L143 181V183H144V178H145V177L143 176V173H142L143 168H142V170H140L141 168H138V167H141L140 165H142L143 160L145 159V158H144V155H143V149L146 148L148 145H151V143H153V142H157V141H158V142H160V141L162 142V143L160 142V143L162 144L161 146H160V144H158V145H159L158 159H159L160 163L162 162V170H161L162 172H161V173H163V174H168V175H166V176L164 175V176H163V174H162V175L159 174V181L161 182V185L163 184L162 186L167 187L168 194H169L171 197H173V199H174V201H175V203H173V208L175 209V211L177 212V214H178V212H179V214H178L179 216H178L177 214L174 215L175 212H172V214H173L172 217H173V220H174L175 225H176L177 228H179V229H180V228L182 229V227L184 226V228H185L186 230H185L184 228H183V229H184L185 231L188 232V233H186L183 229H182V231H181V229L179 230V231H181V233H180V237H182L183 234L186 233V234L184 235L185 237L183 236L184 238H182V240H181V241H184V240H185V242H184V243L181 242L182 244H184V247H183V245H182V248H181V252H183L184 255L180 252V253H181V255H180V261H181V262H180V263H181V264H194V263H193V262H194V261H193L194 258H191L192 256L194 257V250H193L192 246H190L191 243H190V245L188 246L189 241H187L186 239H189V238H190V237H188V236H190V233H189V232H191V228H192V226H190L191 223H192V222L190 221V220H191V216H192V214L190 215V211H191V209L194 208V209H192V210L196 213V210H195V207H194V202H193V200H194V199H193V196H195L196 193H197L199 196H202V195L204 196V195L206 194V196H204V197H207V196L210 197V196H211L212 199L215 197L214 199L216 200V203L219 202L218 205L216 204L217 207L219 206V207H218L219 209L217 208V210H219V211H218V212H219L218 214H221V215H222V213L224 212L223 210H225V212H224V214H223L224 216H220V215L218 216L219 223L216 224L217 226H216L215 228H216V230L219 231V232H221L222 230H225V232H226L228 229L230 230V231H229V230L227 231V232H229V233L227 234L228 237H229L228 240H230V241H228V242L230 243V244H228V250L230 251V253H231L232 257L235 259V261H237V260L239 259V257H241L239 254L242 255V253H243V251H244V248H242L241 245H242V244L245 245V242L247 241V239H244V238H243V239L245 240V242H244V241H238L237 239L239 238L240 240H243V239L241 238V236L244 237L245 235H246V236H245L246 238L249 237V235H248L249 233L246 234V233H247L246 231H249V230H245V227L248 229V225L245 224V223H247L246 220H248V219H247L248 216H246V215L248 214V213H247V212H248V211H247V208H248V207H247V205H245V204L247 203L246 199L249 197V194H250V196L252 195V194L249 193V192H251V191L253 192V188H254V184H255V183L251 182V181L253 180L252 177H250V175H247V174H246V172L249 173V171H248V169H247L246 166H245L246 163L243 162L244 157H242L243 159L241 158L242 161H240V163L238 162V160H241V159L238 158V157H240V156L243 155V154H242V153H243V147H242V145H243V144H242L243 139L241 138V133L239 134L240 131L237 130V129H234V128H235V124H234V121H233L234 118H232V117L230 116V117H231L230 120L232 119L231 121L229 120V117H228V118H225V120L227 119L226 121L228 122V123H227L228 126H227L226 121L224 120V118L220 120V117H218V116L216 115V114H218L219 116L221 115V113H220V114H219V113H216V112H218V111L220 112V110H218L219 107H217L218 105L215 103V102H217V99L219 98V97H218V96H219V92H218V96H217V94H216V97H215V95L213 96V97H215V98L212 97V100H214L213 102L215 103V104H214V103L212 102V103H213L212 105H216L217 108H216L215 106H213L214 108H213V107H210V106H209V101H210V105H211V101H212V100H211V98L206 97L204 94H201V93H203V92H202L203 89H202V87H201V86H202V83L200 82L199 79H196V78L198 77V75H199L200 69H199V68H197V69L195 68V70H194V69H191V70H194V71H197V70H198V71H199V72L197 71V73H196V75H195L196 78H195V76H194L195 73H192V74L190 73V74L193 76L194 80L196 79L195 81H196V82L199 81L200 84H199V83L196 84L195 81H194L195 83H193V81H192L193 86H194V89H195V90L199 89V90H197V94H200L201 97L205 96L206 98H208V100H207L205 97L200 99L201 102H203V104H204V102H205V105H204V106H205L206 109L203 108V104L201 105V102H200V100H199L200 107H202L203 109L199 107L200 110L198 109V113H199L200 111L203 112V110L205 109L204 112L208 115V117H209V114L211 115L210 117H211L213 120H212L210 117H209V119H206V118H207V117H206V114L204 113V114H205V115H204V114L202 113V114L206 117V118L204 117V119H205L204 121H207V123L204 122L205 125H206V130H205V131L207 132V128H208L207 126H210V125H211V129L209 128V130H211V133H212V134H213V133H214V134L216 133L215 135H214V134H213V135H207V134H210V131L208 130L207 134H206V132L204 133V135L202 134L204 138H209V137H210V138H209L210 140L207 139V140L203 141L201 145L203 146L204 142L206 143V141H207V144H208L209 141H210L211 145H210V144H209V145H210L211 147H214L213 149L211 148V149H212V156L215 155L214 152H218V153H216V154H218V155H219V153L222 154V152L220 151V150L222 149V146L224 147L223 149H224V151H225V152H224L223 149H222L223 154L226 153V152H228V154H229V152H230V155H228V156H227L226 154H224V155H226V156H224L223 154H222V155L220 154L219 156H218V155H215V156H213V158H212V160H215V161L218 163V165H217L216 162L213 163V167H214V166L216 167V168L214 167L215 180H216V179L218 180V178H219L220 181H221V179H222V182H220V181L218 180L219 183H217L218 181L216 180V183H215L214 186L216 187V189H217L218 191H217V190H212V189H215V187H213V186L210 187L209 189L212 190V191H214V195L217 193L218 195H217V194H216V195H217L218 198H216V195L213 197V195H212L213 192H212V191H211L212 193H209L210 190L206 192L207 189L203 190L201 187H199V186H200V185H199V184H200V183H199L200 180H199V182H198L199 177H198V173L196 172V170H197V171L199 170V167H198V166H197L198 169H196V165H198V163H199V156H198V152H197V154L195 153L196 155L194 154V152L197 151V150L195 151V149H196V148L198 149V146H199L200 143H201L200 140L198 141V137H199V139H200V137H201L202 135H200L199 132H197V130H195V129L192 130V131H195V133H196L197 135H196L195 133H193L192 131H191V133H189V132H190V129L187 128V124H188V123H191L192 125L194 124V126H196L195 124H197L198 121H196V119H195L196 122L193 123V120H194L193 118L196 117V118L198 119L200 116H202V114H201V112H200L201 115L198 114V115L195 116V117L193 116V118H192L193 120H192V122H190V121H191V118H189V113H188L189 111H188V110L186 111V108L181 104L180 99L178 98L179 92L177 93V91H176V90H179V85H178V89H177V86H176L175 84H177V83L180 84V82H179V81H176V80H178V79L180 80V78H179V77L177 78L178 75H177L175 72L171 71V69H170V67H171L170 65H172V67H173V64H172L171 62L174 61V60H173V57L175 56L174 54H175V52H176V50L173 51V50L175 49V46L172 45V43H173L172 41H173V40L176 41V40H177V39H175L176 36H177V38H178V37H179V33H181L182 31L185 32V31L187 30V31L185 32V34H186L187 32L190 33V34H192V31H191V30H192L193 26L195 27V24L197 23V22H192L191 20H189V19H191V16H190V14H191L190 11H191V10L189 11V10H187L186 8L188 7L187 5H190V4H187V3L185 4V3L182 2V1L185 2V1H187V0H182V1L180 0V1H178V5H176V4H177V2H176L177 0H176V1H175L176 3L173 2V4L175 3V4H174V7H176L177 11H178L179 8L181 7V8H180V11H181V12L184 11V9H185V11H188V12H185V11H184L183 14H182V13L180 14V12H177L175 9H174V10L171 9V10H169V11H172V10H173V12H171L170 17H168V18L166 17V15L168 16V14H167L166 12H167L168 9H170L171 7L169 8L168 6H166V4H165L163 1H162V3H160V5H159V9H156V8H155V7H157V5L155 4V5H156V6H155V5H154V2H153L151 5H150V3H147L148 0H147V1H146V0H145V1H142V0H139V1L137 0V1H136V0H134L135 3H136V2H139V3H136L137 5H136L135 3H133L132 0H131V1H130V0L127 1V2H130V3L123 2V0H121L123 3H121L120 0H117L118 2L115 1V0H111L112 2H111V4H109V6H108V5L106 6V4H105V5L103 4V5H104L103 7L100 6L101 9L105 8V6H106V7L109 8L108 10L110 11V6H112V4H113V2H114V4H113L114 7L118 6V7L123 8V9H121V8L117 9L118 7L116 8L117 12H118L119 10H121V11H119L120 14H121L120 16H122V14H123L124 11L127 12V13H126L127 15H126V14H123V16L125 15V17L128 16V22L124 23L125 20H126V18H125V20H124V22H123L124 26H125L127 29H129V27L127 26L128 23H129L130 26H132V25L134 24V25L132 26V28L130 27V29H129V31L131 30V31H133V33L130 32V33H131V36H129L128 41L131 40L130 37L133 38L132 35H133L134 33H136V30H137V33H136L137 35L134 34V36H135L134 38H136V39L138 40V41H137V44L139 43L138 46L140 45V47H138L139 50L137 49V51H139V52L136 51L137 44H135L136 46H135L134 44H131V46H130V44H129V43H132V42L134 41V39H132L133 41L128 42V44H129L130 47H132L133 45L136 47V48L133 47L135 50H134L133 48H131V50H133V51L130 50V52H131V53H132V52L135 53V51H136L137 53H135V54H136L137 56H136L135 54H133V55H135L134 57H140V58H139V59L136 58L135 63H134V62L132 63V64L134 65L133 67L136 66L135 68H132V75H133V76L136 75V71H137V70L140 71V73L137 71V72H138L137 74H139L140 77L143 76V74H142L143 70H144V72H143L144 74H145L147 71H148V72L145 74V76H143L144 78L147 77V78H145V79H147V81H146L145 79H143V77L140 78L138 75H137V77L134 76V79H133V76H132V79L134 80L133 82L135 83L136 86L139 85L138 88H139L140 85H141V84H139V83H143V82L145 83V81H146V82H147V83H145L146 86L144 85L146 88H143V87H144L143 84L141 85V88L143 89V94H144L145 92H147V93L149 92V93H150V96H149V94H144L145 96H143V94H141V93H142V89L139 88V90H138V88H136V86L133 87V89H132L131 87H132V85H133L134 83H133L132 85H128L129 83H127V80H124V77H125V76L122 75V74H124V73H121V71H123V68H121L122 65L120 66V64L117 63V64H118V65H117L118 68H117V66H116V62H114V58H113V57H111V56H110V57H105V56H109V55H107V54H109V53H108L109 50H110V55H113V54H114V49H116V47H115V46H116V43H114V42L112 41L113 39H112L111 37H109L108 39H111L112 42L109 41V40L106 39V38H102V37L98 34V33H99V30L97 29V28H98V25H96V24H98L99 21L96 20V17L98 18L99 14H97V13H99V12H96V11H100V12H101V9H100V7H98V9L96 8L97 10L95 9V7L93 8L92 0H89V1L91 2L92 6H91L90 2L87 1V0H85V2H83L84 0H81V1H80V2L82 3V5L84 6V8H85V5H86V7H88V2H89L90 5H89L88 8H91V7H92L91 9H94V11H93V10H91V11H90V10L85 11V9L83 8V6L81 5V12L85 11V12H83V13H86V12L89 13L87 16H91V13H92V15H94V14L97 15V16H96V15H95V16H91V17H92V20L90 21V18H91V17H87V16H86L87 13H86V14H83V13L81 14V12H80V14H81V15H80V18H84V20H85V21H83V20H80V18H79V21H80V22L83 21V22L79 23L80 28L83 26L84 28H81V29L87 31V29H85V27L88 28V30H89V28L93 25V26H92V29H90V31H91V30H95L94 32L92 31L94 34H93L92 32H89V31H88V32L90 33V35H93V36L95 35L96 29H97L98 33H96V35H97V34H98V35H97V36H96V35L94 36L97 40H96L94 37H93V38L90 37V40L93 39L92 41H95V44H93V46H94V45H95V46H94V48H93V47H92V48H93V49H98V50H99V49H102L103 47H105V48H103V49L100 50V51L103 52L102 56H103L104 53H106V51H107L106 55L103 56V57H104L103 59H106V60H107L108 58H110L109 60H111L110 62L112 63V64L110 63L111 66L108 64V65L110 66V68H111L110 71L112 72V71L114 70V71L116 72V73H113V72H112L113 75H114V74L117 75V76H115V77L113 76V77H114V80L116 81V84L118 83L117 81L120 82V83L117 84V86H118L119 84L122 85V80H123L124 82L126 81V82L123 84L124 86H123V87L121 86L122 88H124L123 90H120V88H121L120 85H119V87H120L119 90L117 89L118 92L123 91V92H122L123 95H122V93H121V94L119 93V94L121 95V97L123 96V100L126 98V99H125V101H126L125 103L129 104V105H127V106H128L130 109H129V108L126 106V104H124V102H123V104L127 107L125 110H123L125 113H124L123 111L121 112L120 110L116 109V108L113 107V106L107 105L106 103H104V102L100 99V96H99V97L96 96V95L99 93V91H100L99 88H96V89H98V90H97L98 92H97L96 90L94 91V90H93L94 87H92V86H91V85H90V84H89V83H88L83 77L79 76L78 79H79V78H80V79L83 78V79L85 80V83L82 81V79H81V80H80V79H79V80L77 79L78 74H77V72L75 73V70H76L75 67L72 66L73 69H74V70H73L72 67H71V65L68 64L66 60H65L66 63L63 61V59H66L67 54H63V55L60 54V55H62L64 58H63V57H62V58L60 57L61 59L58 58L59 55H57V54L62 53V52H63V53L66 52V53H67L68 51H69V52L71 51V52H74L73 54H75V51H76V50H75V47H74V45H73L72 42H69V41L66 42L67 45L65 44V42L61 43L62 41H61V39H60V37H61L60 33H59V35H57V36H53V37L51 36V40L48 39L50 36L48 37V35H47L45 32H44V34L42 33V36H43V35H47V39H48V41H49V43H48L47 39H45L46 37L44 36L45 38L43 37L42 39L46 40L47 42H45L44 40L41 39V40H42V45L44 44L43 42H45V44H47V46L45 45L46 47H48V45H49V47H50L51 49H50V48H48V49L52 50V52H50V54H53V58H52V55L50 56V54H49L50 58L53 59V60H52L53 62H52L50 59H48V60H50V61H48V63L50 64V65H48V66H51V68L53 69V71H55V70L57 69V67H58V69H57L55 72H56V73H57V71L59 72V73H58L59 75H58V74L55 75L56 73L54 72V73H55V74H54L53 71H52L50 68H48V69H50L51 72L53 73V74H52V73L50 72V73L52 74L51 77L53 78V79L51 78L52 81L55 80V77H57V78H56V81H53V82L51 83V85H52V92H53V89H55V88H56V89H55L54 91L59 92L61 88L63 89V88L65 87V86L63 85L64 82L62 81V79L65 78V76L69 77V78L66 77V80L69 82V83H68V82H67V83H68V85L70 86V87H67V89L64 88L63 91H62V89H61V92H63V93L61 94L62 96L59 95V93H61V92H59L58 95H57V97H56L57 99L55 98V96H56V95H55L56 92H55V93H52V95H54V96H51V97H52V99L55 98V100H52V99H51V100H52V102H51L52 104L50 103V105H51L50 107H51V109H52V107H53L52 105H54L53 108H54V109L56 108V109H55V110L52 109V110H51V111H53L52 113H51V112H48V111H50V108L46 110V111H47V114H49V116H50L49 119H48V121H47V124H48V122H49V126H47V124H46V127H48V128L50 127V128H49V131H50L52 134H53L54 132H56L57 134L54 133V134H53V140H51L50 138H52V137H51L52 134H51V133L48 134V133H49V132L47 133L48 128H46L47 131L45 130V131H46L45 134L50 135V136H49L50 138L47 136V138H49V140H51L49 143L51 144L52 141H53V143H52V145H50V147H47L48 145H47V146H46V145H43L44 147H45V146L47 147V148L45 147V149L43 148V146H42L43 149H42L41 147H40L41 149L39 148L40 145L38 144V143H39V140L37 141V139H38L37 136H36L37 138H36V137H32V141H31V138H30V139H26V137H24V136H25L24 133H23V132L21 131V129H20V128H21V125H22V122L24 121L25 112H27V111H26L27 106L25 105L24 102H28V103H30V107L32 106V108H31V110H32V111H31V113H32L31 121H33L32 124L34 123V124H33L34 126H37V125H38V122L42 119V116H43V115L40 113L41 110H38V109H40V108H39L40 106H39V104H38L37 98H35V97H37V94H36L37 91H36L35 89H32V90L30 89L31 91H30V90L28 91V88H27V89H25V92H24V88H26V87H24V86H25V85H24L25 82L23 83L22 80L25 81L26 78H28V81H29V82L32 80L31 83H30L31 86H33V85L35 86L37 80H36V77H35L34 75L31 76V75H32V70L30 69V67H28V64L26 63L27 61H26V60H23V59H25V58H23V56H21L20 53L18 52L19 50H17L18 48L22 47L20 44L23 45V43H24V42L22 41V40H24V37H23V35H21V33H22V30H23L22 28H23L25 25L22 26V25H21V21H22L23 17L25 18V17H26L27 15H29L30 13H33V14L37 13V9L39 10L41 7H42L41 9H44V8H45V9H44L45 11H47V9L50 10L49 7H50V8H53V5H54L55 3H56V4L54 5V7L57 8V6H58L57 9H59V12H60V11H61V12L63 11V13H61V14H64V12L66 11V9H67L68 7H70V6H67L68 3L70 4V2L65 1V3L67 2V3L65 4V3H64V0H63V1L61 0V1L64 3V6H66V8H65V7L63 6V3H61V1H58V0H56V1H55V0H54V1H53V0H50L49 3L43 2L42 4L40 3L39 0H38V1H37V0H34V1H32V3H31ZM42 1H45V0H42ZM42 1H41V2H42ZM46 1H47V0H46ZM70 1H71V0H70ZM86 1H87V2H86ZM119 1H120V2H119ZM141 1H142L143 3L146 2L145 5H147V6L142 7V8H144V9L146 8L145 10H143V11H145V12H142V10H141V6H142V2H141ZM149 1L152 2L153 0H149ZM188 1H189V3H193V2H194V1H192V0H191L192 2H190V0H188ZM188 1H187V2H188ZM208 1H209L210 4H211V3H212L213 1H215V0H213V1H212V0H208ZM216 1H217V0H216ZM223 1H224V0H223ZM223 1H222V0H218L219 5H218V3L215 2V3H216V4H215V3L213 2L212 5H211L212 7L210 6V4L208 5L209 2L207 3V5L211 7V8L209 7L210 9H213V8L215 7L214 5H217L218 7L216 6V9L218 8V10H221L220 12L217 10V11L221 14L222 12L225 11L224 8H223V6L221 5V4H223ZM22 2H23V3H22ZM29 2H30V4H29ZM35 2H38L37 4H38L39 6H41V5H44V6H45V5H46V7H44V6L38 7V5H37ZM53 2H55V3H53ZM57 2H58V3L60 2V3L57 5ZM116 2L119 3V4L116 5V4H117ZM131 2H132V4H135V5H132ZM180 2H181V3H180ZM205 2H207V1L205 0ZM220 2H221V3H220ZM19 3H21V5H20ZM24 3H25V4H24ZM51 3H52L53 5H52ZM85 3H86V4H85ZM120 3H121V4H120ZM125 3H126V5L128 4L129 7H128V6H125V5H124ZM163 3H164V4H163ZM179 3H180V4H179ZM182 3L185 5V6L182 5V6L184 7L183 9H182V6H180ZM23 4H24V5H23ZM32 4H33V5H32ZM40 4H41V5H40ZM47 4H50V5H52V6H50V5L47 6ZM122 4H123V5H122ZM129 4H131L132 7L134 6L133 8L136 10V12H135L134 9H133L134 11L132 10V8L130 9V5H129ZM140 4H141V5H140ZM161 4H162V5H161ZM56 5H57V6H56ZM60 5H62L63 7L60 6ZM139 5H140V6H139ZM143 5H144V4H143ZM153 5L155 6L154 8L152 7ZM175 5H176V6H175ZM207 5H206V6H207ZM28 6H29V7L31 6L32 9H30ZM33 6H34V7H33ZM36 6H37L38 8H37ZM90 6H91V7H90ZM124 6H125V7H124ZM136 6L138 7V9H139V8H140V9L138 10ZM160 6H161V9H160ZM163 6H164V7L166 6L167 9L162 8ZM172 6H173V5H172ZM178 6H180V7L177 8ZM190 6H191V5H190ZM190 6L188 7V9H189V8L191 9ZM221 6H222V7H221ZM61 7L64 8V10H63V9H60ZM126 7H127L128 9H127ZM135 7H136V8H135ZM174 7H173V8H174ZM33 8H34V9H33ZM46 8H47V9H46ZM56 8L53 9V10L51 9V10H52L51 13L53 14L52 17H53V16L55 17L57 14L59 15V16L57 15L58 18L55 17L57 20L59 19V20H58L59 23H60V21H61V23L58 24V25H59L60 28H61L60 25H62V28L59 29V27H58L59 30H62V31L65 30V32L67 31V33H68V32H69V33H72V31H73L74 29H76L77 27L79 28V26H78V18H77V20H75V22L77 21V24L73 21L74 19H73V20L71 19L72 22H74L73 24H75V26H76V28H73V27L71 26V25H73V24L70 25V23H72L70 20L65 19V18L63 19V17H61V14H60V13H57V14L55 15L56 12H54V11L57 10ZM88 8H87V9H88ZM124 8H126V9H124ZM157 8H158V7H157ZM221 8H222V9H221ZM41 9L38 11L37 15H39L40 11H41V13L43 12ZM129 9L132 10V16L138 14V15L136 16V18H135V16L132 17L133 19H134V18L136 19V20L134 19V22H133V20H131V19H132V18H130L131 16L128 15V12L130 13V11H127V10H129ZM148 9L151 10V12H149ZM154 9H156L155 11H156L157 13H159L160 11H162V13H163V11H164L163 14H161V12L159 13L160 16H162V17H161L162 20H164V21H165V17L168 19V21H170L169 18H171V21H170L171 23H172V20H173L174 18H175V20L173 21L174 23L177 22V24H178V23H179V22L177 21L178 19L181 21L178 25L172 23V24H171L172 26L169 24L170 22L167 23V20H166V22H164L165 24H166V23L168 24V27H167V24L164 25V29H165V28L169 29V26H170V29H169V30L166 29V30H167V31H170V35L174 34V33H172V32H175V34H176V35L174 34L175 36L173 35L174 37H173V36L170 37V36H169V32L166 31V33H164L166 36L164 37L163 41H164V40H168V38H169L168 41H171V42H172V43H171V42H168V44H167V42L164 43L165 41L163 42V46L165 47L164 44H167V47H168V49H167V47H165V48H166V49L164 48L165 50L162 48V52H163V51H164V52L166 51L165 53H164V52L162 53L161 50H160V53H159V51H154V50L151 51V46H152V45H155V43H156V45L153 46V47H155V50H157L156 47H157V45H158V42H160V41H159V36H157L156 33H154V29H153V26H152V24H151V23H152L151 20L153 19L152 12H153V15H154V14H157V13L154 11ZM163 9H164V10H163ZM181 9H182V10H181ZM51 10H50V11H51ZM108 10H107V8H106V11H108ZM122 10H123V11H122ZM157 10H158V11L160 10V11L158 12ZM166 10H167V11H166ZM214 10H215V8H214ZM232 10H235V9L232 8ZM28 11H29V12H28ZM102 11H103V10H102ZM106 11H105V12H106ZM147 11H148L149 13H148ZM165 11H166V12H165ZM174 11H175V12H174ZM227 11L230 12L231 9H230V11H229L228 9H226V12H227ZM235 11H236V10H235ZM235 11H234V12H235ZM263 11H264V10H263ZM263 11H261V12H263ZM48 12H49V11L46 12L47 15H48ZM53 12H54V13H53ZM57 12H58V10H57ZM94 12H95V13H94ZM119 12H118V13H119ZM133 12H134V13H133ZM139 12H140V14H139ZM141 12H142V13H146V12L148 13V16H146L147 13H146V14H143L145 17H147V19H149V18L151 19V18H152L151 20L149 19V21L146 19V20L148 21V23L150 22L149 24L147 23L148 26L151 24V25H150L151 27H150V26L148 27V26L146 25L147 28H151V29H152V30H151L152 32L150 31L151 33L148 32L149 34H151V35H149L151 39L149 38L148 33L146 32L147 29H146V30L144 29L145 32H144L143 30H141V27H140V25H139V22L137 21V20H138L137 17H140ZM154 12H155V13H154ZM189 12H190V14H189ZM211 12H212V14H213V11H212V10H211ZM215 12H216V10H215ZM215 12H214V13H215ZM228 12H227L226 14H225V12L222 13V15L224 14L225 16L228 14V15L226 16L227 18H226L224 15H223L224 17L221 16L223 19H224V18L226 19L225 22H224L225 19H224V20H221L222 18H221V17L219 18V17L216 15V16L221 20L222 23L224 22V23H226L227 25H228V23L230 22V18L236 16V18H234L235 20L232 18V21H233V22L231 21V22L229 23V27H228L227 25H223V26H221V28H224V29H223L224 32H226V33H223V34H225V37H224L223 34H221L223 30H222L220 27H218V28H216V29H218V30L221 29V30H222L221 33H220V32H217V31H216L215 33H217V34H216V35H217V36H216V39H217V38L220 36V34H221V36L224 38V39H223L224 41H226V42L229 41V43H232V42H233V43L230 44L229 47H228L229 44H228V45H227V44H226V45H225V44L222 45V44L224 43V41H223L222 44H221L222 39H220V38H221V36H220V37H219L220 40L217 39V41L219 40V41L217 42L219 46L216 44V46H217L219 49L217 48V49H218L217 51H216V49H215V51H214V57L216 58L215 55L218 53L219 50L222 52V50L224 49L223 52H226L227 50H225V46L227 47L226 49H228V50L231 49V51L228 52V56H229V54H230L229 57H231V55H232L233 52H234V54L232 55L233 58L231 57V58H232V59H231V62L235 61V62L232 63V64L235 63L234 68H233L232 64H231V65L228 64V63L230 62V61H229V58H226V59H224V60H228V61H226V63H227L228 65H230V66H229L230 68H231V66H232V69L235 70V69H236L235 66H237L238 63H237V59L234 60V58H237V57L235 56V54L238 56V54L241 53V51H240V49H241L240 46H241V45H240V42H238L239 39L236 41V43H235V40L232 41L234 38L232 39L231 37H233V36L230 35V34H228V33H231L230 31H232L233 28H234L235 26L232 27V30H230L229 28H231V26H233V24H235L234 21L237 20L236 22L238 23V20H240V17L238 16L237 11H236L237 14H236V13H235V14L232 13V14H234V15H232L231 12H230V13H228ZM232 12H233V11H232ZM93 13H94V14H93ZM107 13H109V12H107ZM150 13H151V14H150ZM177 13H178V14H177ZM186 13H188V14H186ZM219 13H217V14H219ZM164 14H165V15H164ZM215 14H216V13H215ZM220 14H219V15H220ZM229 14H231L232 17H231ZM262 14H264V13H262ZM262 14H260V15H261L260 18L263 17L262 19L264 20V16H262ZM13 15H15L16 17L13 16ZM20 15H21V16H20ZM23 15H24V16H23ZM50 15H51V14H50ZM83 15H85V16H84V17H81V16H83ZM118 15H119V14H118ZM150 15H151V16H150ZM48 16H49V15H48ZM62 16H64V15H62ZM129 16H130V17H129ZM171 16H173V19H172ZM176 16H177V19H176ZM178 16H179V17L182 16L181 19L178 18ZM187 16H190V17L187 18ZM229 16H230V18H228ZM50 17H51V16H50ZM60 17H61V19H60ZM86 17H87V19L89 18V20H87ZM93 17H94L95 21H93V20H94ZM148 17H149V18H148ZM9 18H11V19H9ZM21 18H22V19H21ZM36 18H37V19H35V21L38 22V24L43 23V20H42L41 18H38V17H36ZM122 18L124 19V17H122ZM237 18H239V19H237ZM38 19L41 20V23H40V21H39ZM53 19H54V18H53ZM62 19L64 20V21H63V24H64V25L62 24ZM227 19H228V20H227ZM9 20H10V21H9ZM50 20H51V19H50ZM66 20L68 21V25L71 26V29H70L71 32L67 29V28H68V25H67V27H66V22H67ZM86 20H87V22L90 21L91 23H90V22L87 23ZM249 20H252V16L249 17ZM15 21H17L21 26H18V23L15 22ZM19 21H20V22H19ZM69 21H70V23H69ZM126 21H127V20H126ZM130 21L133 22V24H132ZM135 21H137V22H135ZM189 21L191 22V24L189 23ZM228 21H229V22H228ZM14 22H15V25L17 24L16 28H13V27H15ZM93 22H94V23H93ZM97 22H98V23H97ZM239 22H240V24H241V20H240ZM248 22L250 23L251 21H248ZM83 23H84V25H83ZM86 23H87V24H86ZM135 23L139 26L138 29H137V25H135ZM181 23H182V26H181ZM188 23H189V24H188ZM192 23H193V24L195 23V24L193 25ZM224 23H223V24H224ZM232 23H233V24H232ZM237 23H236V24H237ZM263 23H264V21H263ZM88 24H89V25L91 24V25L89 26ZM126 24H127V25H126ZM230 24H231V26H230ZM236 24H235V25H236ZM240 24H238V25H236V26H238V28H239V27H240V26H239ZM4 25L1 26V30H2L3 28L5 29V27H3ZM13 25H14V26H13ZM81 25H82V26H81ZM86 25H88V26H86ZM174 25H175V26H180L179 29H180L181 32L179 31L178 27L176 28V27H174ZM187 25H191V26H192L191 30H190V28H189V29L186 28ZM197 25L199 26V24H197ZM220 25H222V24H220ZM12 26H13V27H12ZM73 26H74V25H73ZM75 26H74V27H75ZM94 26L97 27V28H95ZM213 26H215V23L213 24ZM213 26H212V28H215V27H213ZM224 26H225L226 28H225ZM17 27H18V28H17ZM146 27H144V28H146ZM188 27H189V26H188ZM11 28H12V30H13V31H12V32H13L12 35L14 34V39L17 37V35H18V38H19L20 36H22L23 39L21 40V39L19 38V40H20L21 42H23V43H21L19 40H18V42H17V39H18V38L15 39V40H13L12 35H11V38H12L13 41H11V40H10L11 42L9 41V38H10V37H9L8 33L11 32ZM20 28L22 29L21 32H20ZM72 28H73V29H72ZM93 28H94V29H93ZM181 28H182V30H181ZM196 28H197V27H196ZM196 28H193V30H195ZM198 28H199V27H198ZM238 28H236V30H235V28H234V31H235V34H236V35L233 33L234 31H232V34L235 35L234 37H236L237 34H238V32H236V31L238 30ZM263 28H264V25H263ZM263 28H262V30H264ZM8 29H9L10 31H8ZM17 29H19V30H17ZM66 29H67V30H66ZM133 29H134V30H133ZM135 29H136V30H135ZM176 29H178V30H176ZM184 29H186V30H184ZM225 29H226V31H225ZM227 29H228V30H227ZM14 30H16V31L14 32ZM148 30H149V29H148ZM175 30H176V31H175ZM188 30H189V31H188ZM196 30H198V29H196ZM196 30H195V31H196ZM112 31H115V29H113ZM129 31H128V33H129ZM138 31H139L140 33H139ZM141 31H142V33H141ZM164 31H165V30H164ZM178 31H179V32H178ZM219 31H220V30H219ZM227 31H228V33H227ZM17 32H18V33H17ZM88 32H87V33H88ZM196 32H197V31H196ZM15 33H17V34H15ZM89 33H88V34H89ZM91 33H92V34H91ZM112 33H114V32H112ZM145 33L147 34L146 36H147L148 38H146V37L143 36V35H145ZM167 33H168V36H169V37L167 36ZM177 33H178V34H177ZM188 33H187V34H188ZM218 33H219V34H218ZM22 34H23V33H22ZM138 34H139V35H138ZM141 34H142V35H141ZM164 34H163V35H164ZM185 34H182V35H180V36H182L183 39L185 38L184 40H186V42H185L184 40L182 41V40H181L182 38H181V39L178 38V40L180 39V40L184 43V46L186 47V46H189V45H190L189 43H191V42H190L189 40L192 39V37H190L191 35L188 36V35H185ZM0 35H1V34H0ZM15 35H16V37H15ZM90 35H88V36H90ZM129 35H130V34H129ZM155 35H156V36H155ZM184 35H185V36H184ZM59 36H60V37H59ZM98 36H100V37H98ZM137 36L141 37V39H138L139 37H137ZM142 36H143L145 39H144ZM151 36H152L153 38H152ZM183 36H184V37H183ZM186 36H188V39L186 38ZM226 36H228V38H227ZM22 37H21V38H22ZM58 37H59V38H58ZM97 37H98L99 39H98ZM154 37L156 38V40L158 39L157 42L154 40V39H155ZM199 37H200V36L197 37L198 40H196V42H198L199 44H201V42H199V41L201 40V39L199 40ZM229 37H230L231 39H230ZM3 38H4V39H3ZM11 38H10V39H11ZM57 38H58L59 40H58ZM100 38H101V40L107 42V43H106V42H103V41H102V42L104 43L103 45H105V46H101L102 48L99 46V45H102V43L100 44V42H101ZM166 38H167V39H166ZM170 38H172V39L174 38V39L171 40ZM189 38H190V39H189ZM197 38H195V39H197ZM225 38H226V39H229V40H225ZM237 38H239V35H238V37H236V39H237ZM105 39H106V40H105ZM136 39H135V41H136ZM147 39H148V41L150 40V42H148L150 45L147 43V41H146ZM195 39H193L192 41H194ZM98 40H100V41H98ZM139 40H140L141 42H140ZM144 40H145V42H146V45H145V43H144ZM153 40H154L155 43L151 42V41H153ZM54 41H55V42H54ZM57 41H58L59 43H58ZM96 41H97V42H96ZM135 41H134V42H135ZM231 41H232V42H231ZM12 42H13V43H12ZM16 42H17V44H14V43H16ZM56 42H57V43H56ZM98 42H99V45L97 44ZM108 42H110L111 45H109ZM187 42H188V45H187ZM219 42H220V43H219ZM10 43H11L12 45H9ZM53 43H54V44H53ZM60 43H61V44H60ZM68 43H69V44H68ZM91 43H92V42H91ZM105 43L108 44V45L106 46ZM135 43H136V42H135ZM143 43H144V44H143ZM198 43L196 44L195 41L193 42V44H196L197 46H199ZM234 43L236 44V45H235V47H237L236 49H239V48H240L239 50H235V51L233 50V49H235V47H233V46H234V45H233ZM238 43H239L240 46L237 45ZM18 44H19V47H17ZM62 44H63V45H62ZM64 44H65V45H64ZM96 44H97V46H99V47H97ZM112 44H113V45H112ZM114 44H115V45H114ZM151 44H152V45H151ZM173 44H174V43H173ZM13 45H14V46L17 45V46H16L15 48H14V47H8V48H7V46H13ZM91 45H92V44H91ZM142 45H144V47H143ZM168 45H171L173 49L171 48V46L169 47ZM174 45H175V44H174ZM221 45H222V46H221ZM45 46L43 45V48H44V49H47V48H45ZM111 46H112V48H113V47H114V48L112 49ZM146 46H148V48H149V46H150V48L147 49V51L144 50V49L147 48ZM193 46H194V45H193ZM193 46H192V43H191L190 48L187 47L186 49H187V50H188V48H189V50H190L191 48L193 49ZM197 46H195L196 48L193 49V51L191 50V52H195V51L197 52V50H198V48H199V47H197ZM220 46H221V47H224V48H222V50H221V49H220ZM231 46H232L233 49L231 48ZM238 46H239V47H238ZM52 47H53V49H52ZM54 47H55V48H54ZM59 47H60V48H59ZM66 47H67L68 49H67ZM82 47H83V44H81V46H80L79 48H82ZM108 47H109L110 49H109ZM130 47H129V48H130ZM145 47H146V48H145ZM153 47H152V49H154ZM6 48H7V49H6ZM9 48H10V49H9ZM11 48H12V49H15V51L12 50ZM16 48H17V49H16ZM56 48H57V49H56ZM106 48H108V50H106ZM140 48H141V49H140ZM169 48H170V49H169ZM4 49H5V50H4ZM8 49H9V50H12V52H13V54L10 53V55H14V56H15L16 53H17V55H16L17 58H16V57L14 58L13 56H9V55H8L9 57H8L7 55L5 56V51H6L7 54L9 53V50H8ZM48 49L45 51L47 54H48L49 51H50V50L48 51ZM58 49L60 50V52H59ZM63 49H64L65 51H64ZM104 49L106 50L105 52L103 51ZM142 49H143L145 52H144ZM196 49H197V50H196ZM7 50H8V52H7ZM54 50H55V51H54ZM57 50H58V51H57ZM111 50H112V51H111ZM168 50H169V51H168ZM189 50H188V51H189ZM232 50H233V51H232ZM47 51H48V52H47ZM140 51H141V52H140ZM149 51H150V52H154V53H152V55H151V53H150V55L148 56ZM220 51H219V52H220ZM238 51H239V53H238ZM10 52H11V51H10ZM71 52H70V54L68 53L70 56L72 55ZM142 52H144V54H146V56H148V57H146L144 54H143V55H140V54H139V53H142ZM167 52H169V53H167ZM170 52H174V54H173V53H170ZM196 52H195V53H196ZM221 52H220V53H221ZM223 52H222V54H224ZM230 52H231V53H230ZM112 53H113V54H112ZM147 53H148V54H147ZM195 53H194V54L189 53V52L187 53V54L192 55V56L195 58V59H192L193 57L191 58L192 60L195 61V62L193 61V63H195V65H194V64L191 65L192 68H193L194 66H195V67H196V66H197V67H200V66L202 65V62H200L201 60H199V58H197L199 55L196 53V54H197V56H196ZM220 53H219V56H220V57L217 56L216 59H218V57L221 58V57L224 56V58H225V57L227 56V55H226L227 52H226L224 55H222V54L220 55ZM138 54H139V55H138ZM155 54H156V55H155ZM157 54H158V55H160V54L163 55V54H164L165 56H164V55H163V56H162V55H161V56H158ZM168 54H169V55H168ZM69 55H68V56H69ZM173 55H174V56H173ZM190 55H188V56L191 57ZM217 55H218V54H217ZM4 56H5V57H4ZM18 56H19V57H18ZM65 56H66V57H65ZM113 56H114V55H113ZM141 56H142V58H143V57H144V58L142 59ZM152 56H154V57H152ZM155 56H156V58H155ZM166 56H167V57H166ZM168 56H169V57L173 56V57L169 58ZM234 56H235V57H234ZM6 57L10 60V62H11L12 65H11V64H7V63H8V59H7ZM130 57H131V58H130ZM134 57H132L131 54H130V56H129V61H130V60H131L130 62L134 61V60H133ZM161 57H163V58H161ZM164 57H165V58H164ZM5 58H6V59H5ZM10 58H12V60H11ZM18 58H20V59H18ZM21 58H22V59H21ZM48 58H49V57H48ZM158 58H159V60H158ZM13 59H15V62L13 61ZM141 59H142V60H141ZM144 59H145L146 61H145ZM4 60H7V63H6V61H4ZM16 60H17V62H16ZM21 60H22V61H21ZM58 60H59V61H58ZM60 60H61V61H60ZM106 60H105V61H106ZM109 60H108V63H109ZM112 60H113V62H112ZM151 60H152V61L154 60V62H155L156 64L153 63V62H152V64H149V63L147 62V61H150V63H151ZM156 60H158V61L162 60V62L160 61L161 64H160V62H158V61H156ZM171 60H172V61H171ZM192 60H191V61H192ZM198 60H199V61H198ZM12 61H13L14 64L18 63V65L21 66V67L18 66L19 68H17V64L14 65V64L12 63ZM19 61H21L22 64H19ZM25 61H26V62H25ZM138 61H140V62H138ZM144 61L147 63V64H145V65H149L148 67H149L151 70H152V67H153V70L155 69L154 71H152L153 73L155 72L154 74H157V75H158V73H159L158 76L154 75L155 80H153L154 78L152 77V81H154V82H153V83H154V86H152L153 89H152L151 87L148 88L149 85L151 86V84H152V81L149 80V79H151L150 77L152 76V74H151V72H149V71H150L149 68L144 69L145 67H147V66L144 65ZM163 61H164V62H163ZM10 62H9V63H10ZM51 62H52V63H51ZM137 62H138L139 64L141 63V64H142V67H141V64H140V65H139V68H138ZM142 62H143V63H142ZM166 62H167V64H165V66L163 67V63H166ZM231 62H230V63H231ZM4 63H6L5 65L9 66V68H11V67H13V66H16V67H15V68H16V69H15L16 71L14 70V71H13L14 73H13V72H12V73L10 72L11 75L14 74L13 77H12V76L10 75V73L8 72V70H9L8 67L5 66L6 69L4 68ZM57 63H61V64L59 65V64H57ZM63 63H65L66 65H65V64L63 65ZM106 63H107V61H106ZM114 63H115V64H114ZM170 63H171V64H170ZM236 63H237V64H236ZM262 63H263V64H262ZM262 63H261V64H262V66H263V65H264V60H262ZM24 64L26 65V67H27L28 69H27L26 67H24ZM51 64H53V66H52ZM54 64H55V65H54ZM67 64H68L69 67L67 66ZM157 64H160V65H157ZM169 64H170V65H169ZM56 65H57V66H56ZM58 65H59L60 67L63 66V69L60 68ZM114 65H115V66H114ZM143 65H144L145 67H143ZM150 65H152V67H151ZM153 65H155V66H153ZM156 65H157V66H156ZM167 65H169V66L166 67ZM64 66H66V67H64ZM22 67H24V68H22ZM160 67H161V68H160ZM229 67H228V69H229ZM13 68H14V67H13ZM13 68H11V69L13 70ZM25 68H26V69H25ZM59 68H60V69H59ZM115 68H117V69H115ZM136 68H137V70H136ZM163 68H168L169 71H170V73H172V74H171L172 77H170V76H171L170 74H166V75H167V76H166V75H165V72L163 73V71H164ZM200 68H201V67H200ZM219 68H220V67H219ZM219 68H218V69H219ZM263 68H264V67H263ZM7 69H8V70H7ZM11 69H10L9 71H12ZM18 69H19V71H17ZM20 69H24V70L22 71L23 74H22V72H20V71H21ZM61 69H62V70H61ZM112 69H113V70H112ZM121 69H122V70H121ZM147 69H149V70H147ZM160 69H162L163 71L160 70ZM232 69H229V70H231L230 72L233 73L231 76H234V75L236 76V75H238V74H237L238 70L233 72ZM237 69H239L238 66H237ZM5 70L8 72V74L5 73V72H6ZM28 70H29V71H28ZM50 70H49V71H50ZM63 70H65V71H63ZM117 70H118V71H117ZM134 70H135V71H134ZM141 70H142V72H141ZM145 70H146V72H145ZM165 70H166V69H165ZM191 70H190V72H192ZM62 71H63V72H62ZM133 71H134L135 74H133ZM161 71H162L163 75H162ZM194 71H193V72H194ZM15 72H16V73H15ZM29 72H31V73H29ZM66 72H67L68 74H67ZM118 72H120V73H118ZM235 72H236V73H235ZM26 73H27V75H26ZM28 73H29V74H28ZM64 73H65V74H64ZM73 73H74V74H73ZM174 73H175L176 75H175ZM30 74H31V75H30ZM61 74H64L65 76L63 77V76H61ZM76 74H77V75H76ZM120 74H121V76L119 77L118 75H120ZM149 74H151V76H150ZM19 75H22V76H20V78H18V79H19V80H18L17 77H19ZM75 75H76V76H75ZM169 75H170V76H169ZM28 76H30L31 78H29ZM73 76H75V77H73ZM122 76H123V78H122ZM155 76H156V77H155ZM168 76H169V77H168ZM231 76H230V80H232L233 78H234L235 80H234V79H233L234 81H233V80H232V81L229 80V83H232V85H231V84H229V85L232 86V90H233V91L231 90V94H230V96L227 95V96H228L227 99H228V101H229V98H231V96L233 97V98H232V99H233L232 101H234V103L231 102V101H229L230 108H231V110L233 111V109H234V106H233V105L235 104V101L237 100V98H235L234 96L238 95L237 86H236L237 84L235 85L234 83H237L236 79H238V76H236L237 78H236V77H231ZM7 77H9V78L7 79ZM10 77H12L13 80H12ZM34 77H35V78H34ZM60 77H62V79H61ZM117 77H118V78H117ZM138 77H139V78H138ZM32 78H33L35 81H34ZM73 78H74V80H73ZM75 78H76V80H75ZM115 78H116V79H115ZM119 78H120V79H119ZM156 78H157V79H156ZM170 78H172L171 80L174 79V80H173L174 82L172 81V83H175L174 85H175V87H176V88L171 87V88L175 89V90L172 89V91H171L170 85H173V84L171 83ZM14 79H16V80H14ZM20 79H21V81H20ZM60 79H61V81H60ZM118 79H119V80H118ZM125 79H126V78H125ZM135 79H136V80H135ZM140 79L143 80V82H142ZM10 80H11L12 82H10ZM63 80H64V79H63ZM70 80H71V82H72V80H73L74 83H73V82H72V83L75 84V85H74V91H76V90L78 91V90H79L80 92H79V91H78V92H77V91H76V92L73 91L72 93L69 92L68 88L71 89L70 91L73 90L72 83H71V85H70ZM138 80H139V81H138ZM148 80H149V81H148ZM8 81H9L10 83H12V84H9ZM13 81H15V82H16V81H19V82H21V83L16 82V83H17V85H16V83H14ZM59 81H60V82H63V83L61 84ZM79 81H80V82H79ZM115 81H114V82H115ZM136 81H138V82H136ZM235 81H236V82H235ZM6 82H7L9 85H11V86H8V84H7ZM33 82H34V83H33ZM55 82H56V83H55ZM86 82H87V83H86ZM150 82H151V83H150ZM233 82H234V83H233ZM3 83H5V85H3ZM54 83H55V86H54ZM58 83H60V85L63 86V87H59L60 85H59ZM136 83H138V84H136ZM149 83H150V84H149ZM20 84H23V87H22V85H20ZM82 84H83V85H82ZM84 84H85V85H84ZM116 84H115V85H116ZM147 84H149V85H147ZM233 84L235 85L236 88L233 86ZM2 85H3V86H2ZM155 85H156V86H155ZM196 85H197V86H196ZM6 86H8V88L11 87V88H14V89L9 88V89H10V91H9V89H8ZM12 86H13V87H12ZM17 86H19V87H17ZM34 86H33V88H34ZM53 86H54L55 88H53ZM77 86L79 87V89H77V88H78ZM126 86H128V88L131 86L130 88L133 90V92H134V93L137 92V93L134 94L133 92H130V91L127 92L128 90H131V89H128ZM133 86H134V85H133ZM142 86H143V87H142ZM3 87H5V88L8 89V90H6L5 88L3 89ZM20 87H21V89H20ZM57 87H58V88H57ZM84 87H85V88H84ZM125 87H126V88H125ZM163 87H166V89H167V87H169V88H168V89H170L169 92H168V93L165 92V94L167 93L168 96H172L174 91H175L174 94H175V95L177 94L176 96H177V98H178V101L175 100V99H176V96H175V95L172 96V98L175 96V97H174L175 99H174V98L171 99L170 97H168V98H169V101L172 100L173 103L175 104V106H174L173 103H172V101L170 102V103H172V106L174 107V109L176 110V109L178 108V114H179V115L176 114V113H177V110H176V112H173L174 109L171 107V109H173V110H171V112H172L173 115L175 116V117H173V115H172V117L174 118V120H175V122L177 123L178 126H179V123H178V122L180 121V125H181V126H179V128H178V129H179V134H180L181 136H184L185 134L188 133V135H190V136L192 137V139H191V137L188 136V135H187V136L185 135L186 137L184 136L186 139H187V137H188V142H187L186 144H188V146H189V145H192L193 147H194V146L196 147V148L194 147V150L192 149V148H193L192 146H189V147H188L189 149H191L190 151L194 154V155L192 154L191 156H194V158H195V159H194V158L192 159V157H191V159H192L194 162H193L192 160H190V157H189L190 154H191V153H190L189 156H188L189 158L186 159L187 162H188V159L190 160V161H189V162H190L189 164L185 161V159H184L183 157H181V155H178L179 152H177V149L175 148L174 143L171 142V140H172L171 138H172V137H170L171 134L168 133V132H170V131L166 130V128L168 129L167 125H165V124H167V122H166V120H167V114H166V112L164 111V105H163V104H164L163 101H164V99H165L166 96H163L164 94L160 95V94L162 93V91L164 90ZM233 87H234V89H233ZM75 88H76V89H75ZM92 88H93V89H92ZM116 88H117V87H116ZM122 88H121V89H122ZM135 88H136V89H135ZM147 88H148V89H151V91H150V90H149V91H148V90H147V91L144 90V89H147ZM161 88H162V90H161ZM196 88H197V89H196ZM229 88L231 89V87H229ZM229 88H228V93H227V94L230 93V92H229ZM17 89H18V90H17ZM57 89H58V91H57ZM65 89H66V91H65ZM87 89H89V90H87ZM126 89H127V91H124V90H126ZM140 89H141V90H140ZM157 89H160V92H159ZM168 89H167V91H168ZM235 89H236V90H235ZM4 90H5V92H4ZM11 90H13V91H11ZM14 90L16 91V94L14 93V92H15ZM33 90H34V92H33ZM91 90H92V93H91ZM132 90H131V91H132ZM135 90H136V92H135ZM200 90H201V92H200ZM8 91H9V92H8ZM26 91H27V92H26ZM64 91H65V92H64ZM67 91H68L69 94H71V95H72V94H75V93H79L78 98H79L80 100L82 99L83 101H86V100L89 101V102H88L89 104L85 102L84 105L86 104L88 107L90 106L91 108H88L87 106H84V108H82L83 110H82V109H79V108H81V106L83 107L82 100L80 101V100L77 98V94H75L76 97H75L74 95H72V96H71L72 98H71L70 95L68 94V95H69V97H68L67 94H65V93H68ZM88 91H89V92H88ZM138 91H140V92H138ZM165 91H166V90H165ZM170 91H171V93H170ZM7 92H8V93H7ZM12 92H13V93H12ZM17 92H18V93H17ZM19 92H21V93H19ZM30 92H32V93H30ZM95 92H97V93H95ZM199 92H200V93H199ZM232 92L236 93V95L234 94V96H233V93H232ZM23 93H24L25 95H24ZM93 93H94V94H93ZM126 93H127L128 95H127ZM132 93L134 94V96H133L134 99L137 98V99H136V100H137V101H136V104L138 103L139 106L142 104V105H141V108H140V107L137 108V107H138L137 105H135V107H134L133 104H135V103H133V102H134L135 100L133 101V99L130 98V97H132V96L128 97L129 94H130V95H133ZM157 93H159V95H158ZM163 93H164V91H163ZM169 93L172 94V95H170ZM3 94H4V95H3ZM13 94H14V96H13ZM17 94H18V95H17ZM28 94H29V95H28ZM30 94H31V95H30ZM32 94H33L34 96H33ZM92 94H93L94 96H93ZM137 94H139L140 96L142 95L143 98H142V96H141L140 98H138L139 95H137ZM9 95L12 96V97H10ZM63 95H66V96L68 97V99L71 98V99H76V100H74V101H73V100H72V101H71V100H67V101H69V102L66 103V99H67V98L65 99V101H63V99L66 97V96L64 97ZM98 95H99V94H98ZM126 95H127V96H126ZM146 95H147V96H146ZM200 95H199V96H200ZM73 96H74V98H73ZM135 96H136V97H135ZM158 96H160L158 99L161 98V100H162L161 104L159 103L161 100H159V101L157 100V97H158ZM162 96H163V97H162ZM14 97H15V98H14ZM23 97L25 98L24 100H23ZM33 97L35 98V100H34ZM95 97H97V98H95ZM133 97H132V98H133ZM146 97H147V99L149 98V100L145 99ZM150 97H151V99H150ZM238 97H239V96H238ZM61 98H62V99H61ZM15 99H16V100H15ZM18 99H19V100H18ZM27 99H29V100L26 101ZM30 99H31V100H30ZM127 99H128V100H132L133 102H132V101H129V102H128ZM139 99H143V100L145 99L147 102H146L145 100H144V101H143V100H140L141 102L139 103ZM203 99H204V101H202ZM209 99H210V100H209ZM215 99H216V100H215ZM17 100H18V101H17ZM33 100H34V101H33ZM51 100H50V101H51ZM56 100H57V102H60V108H61V109L59 108V111H58V107H59V106H57L59 103L57 104V103H56ZM77 100H79V101H77ZM98 100H100V103H99ZM206 100H207V101H206ZM21 101H22V102H21ZM29 101H30V102H29ZM31 101H32V102H31ZM70 101H71V102H70ZM142 101H143V102H142ZM148 101H150V102H148ZM175 101H176V102H175ZM14 102H15V103H14ZM35 102H37L38 105H37ZM54 102H55V103H54ZM80 102H81V105H80ZM102 102H103V103H102ZM144 102H145L146 105H147L148 103H150L149 105H147L148 108L143 107V103H144ZM157 102L159 103V105L157 104ZM177 102H179V103L177 104ZM19 103H20V105H19ZM22 103H24V104H22ZM63 103H64V104H63ZM90 103H91L92 106L90 105ZM130 103H131V105H130ZM132 103H133V104H132ZM206 103H207V104H206ZM2 104H3V105L5 104L6 107L2 106ZM7 104H8V105H7ZM17 104H18V105H17ZM34 104H36V105H35L36 108H35ZM145 104H144V106H145ZM231 104H233V105L231 106ZM13 105H14V106H13ZM21 105H22V106H21ZM55 105H56L57 107H55ZM104 105H105V106H104ZM132 105H133V106H132ZM157 105H158V106H157ZM177 105H178V106H177ZM212 105H211V106H212ZM11 106H13V107H11ZM20 106H21V107H20ZM63 106H64V107H63ZM94 106H95V108H94ZM108 106H110V107H108ZM125 106H124V108H125ZM176 106H177V107H176ZM180 106H181V107H180ZM206 106H207V107H206ZM19 107H20L21 109H20ZM23 107H25V108H23ZM74 107H75L77 110H75ZM133 107H134L135 109L137 108V110L133 109ZM142 107H143V108H142ZM182 107H183V108H182ZM16 108H18V109H16ZM22 108H23V110H22ZM37 108H38V109H37ZM73 108H74V109H73ZM92 108H93V110L95 109V110H94L95 112H94L93 110H91ZM97 108H98L99 110H101V112H103V113H105V111H107L105 116H106V118H107V119H106V122H107L106 127H107V126H108V127H107V129H106V127H105L104 130L102 129V130L100 131L101 133H98L99 130H100V129L98 128V127H99V123L96 122V121H98V120H96L95 122H93V121H94L93 119H96L95 117H97L96 114L101 113ZM131 108H132L135 112H134L133 110H131ZM144 108H145V109H144ZM160 108H161V109H160ZM180 108H182L183 110H181ZM207 108H210V109L207 110ZM211 108H213V109L211 110ZM232 108H233V109H232ZM5 109H6V110H5ZM72 109L75 110V112H74ZM105 109H106V110H105ZM127 109H128V110H127ZM139 109H140V110L143 109L144 112H142V110L139 111ZM215 109H216V111H215ZM12 110H13V111L16 110V112H15V111L13 112ZM19 110H20V112H19ZM21 110H22V111H21ZM24 110H25V111H24ZM71 110L73 111V114H74V115H75V114H78V116H77V115L72 116L73 118L75 117L74 119H73V118L71 119V115H73V114H71L72 112H70ZM78 110H79V111H78ZM80 110H82V111H80ZM86 110H87V113H88V114L92 113V112L89 113V111H93V113H92L93 115L91 114L92 117H91V115L89 116V115L85 114V113H86V112H85ZM88 110H89V111H88ZM103 110H104V111H103ZM130 110H131V111H130ZM179 110L182 111V112H184V113L186 114L185 116H187V117H185V118H189V119H184V114H182V112H181V114H180V111H179ZM184 110H185V111H184ZM217 110H218V111H217ZM57 111H58V112H57ZM77 111H78L79 113H81V114H85V116L87 115L88 117H90V118H88V117L86 116L88 120L91 121V119H92V122L89 123L90 126H87L88 123H87V121H86V119H85V116H84V115H81V116H84V120H83V118L80 116V114H79ZM96 111H97V112H96ZM127 111H128V112H127ZM129 111H130L132 114L129 113ZM207 111H208V112H207ZM210 111H211V112L214 111V113H216V114L211 113ZM23 112H24V113H23ZM35 112H36V113H35ZM54 112L57 113V114L55 113L56 116L54 115ZM60 112H61V113H60ZM67 112H69L70 114L67 113ZM133 112H134L135 114L137 113L138 115L142 112V113H144V115L142 114V115H143V116H142V115L140 114V115H139L140 118H139L138 115H137V117H138V118H137V117L135 116V114L133 115ZM138 112H139V113H138ZM209 112H210V113H209ZM10 113H11V114H10ZM21 113H22V114H21ZM58 113H59V114H58ZM172 113H171V114H172ZM208 113H209V114H208ZM14 114H15V115H14ZM38 114H39V115H38ZM47 114H46V116H47ZM65 114H67L66 117H65ZM101 114H102V113H101ZM130 114H131V116H132L133 119L130 117ZM175 114H176V115H175ZM212 114H213V115H212ZM37 115H38V116H37ZM69 115H70V116H69ZM180 115H181V116H180ZM214 115H216V117L219 118V119H216V118L214 119V117H215ZM8 116H9V117H8ZM13 116H14V117H13ZM22 116H23V117H22ZM35 116H37V117H35ZM67 116L69 117V120H70V121L67 120V119H68ZM133 116H135L136 118L133 117ZM141 116H142V117H141ZM177 116H178L179 119L176 118ZM198 116H199V117H198ZM212 116H213V117H212ZM18 117H19V118H18ZM55 117H56V118H55ZM78 117H81L82 120H83V122H81L82 120H80V118H78ZM190 117H191V115H190ZM202 117H203V116H202ZM221 117H222V116H221ZM10 118H11V119H10ZM43 118H46V117L43 116ZM50 118H51V119H50ZM54 118H55V119H54ZM59 118H60V120H59ZM65 118H66V120H65ZM98 118H99V115H98L97 119H98ZM16 119H17V120H16ZM134 119H136V120L139 119V121L137 120L136 122H135V121L133 122L132 120H134ZM176 119H177V121H176ZM15 120H16V122H15ZM38 120H39V121H38ZM50 120H51V122H50ZM72 120H74V121H75V120H76V121L79 120V122L76 123V124L79 126V125H81V124H79V123H82L83 126H82V125H81V126L84 127V128H82L81 126H79V127L77 126L78 130H80V129H81V130H80V131L77 130L78 132H75V131L73 130V128L71 129V127H69L70 125L72 126V123H71ZM188 120H189V121H188ZM198 120L203 121V119H202L201 117H200V119H198ZM208 120H209V124H208ZM214 120L217 121V122H214ZM218 120H219L220 122H219ZM223 120L225 121V124H226L227 128L230 126V124H231V122H232V124H231L232 127L230 126V130H229V128H228V130H227V133L230 131L229 133H230L231 136H232V135H234V136L236 135L235 137H234V136H233L232 138L230 137L232 143L229 141V137H227V136L225 137V135H227L226 133H225V134L222 133L224 137H223L222 134H221V132H226V129H227V128H225V126L223 125V123H224ZM228 120H229V121H228ZM76 121H75V122H76ZM84 121H85V122H84ZM90 121H89V122H90ZM164 121H165V122H164ZM211 121H212L213 123H212ZM11 122H12L13 124H11ZM35 122H37V123H35ZM181 122H182V124H181ZM218 122H219V123H218ZM221 122H223V123L221 124ZM7 123H8V124H7ZM50 123H51V124H50ZM70 123H71V124H70ZM83 123H84V124H83ZM86 123H87V125H86ZM97 123H98V127H95V125L97 126ZM210 123H211V124H210ZM216 123H217V125H216ZM229 123H230V124H229ZM69 124H70V125H69ZM207 124H208V125H207ZM214 124L216 125V128L219 127L217 130H218V132H220V134L217 133V130H216ZM10 125L12 126V129H11V130L9 129ZM184 125H185V126H184ZM218 125H219V126H218ZM220 125L224 126V128H220ZM18 126H19V127H18ZM54 126H55V127H54ZM222 126H221V127H222ZM233 126H234V128H233ZM53 127H54V128H53ZM60 127H61L62 130L60 129ZM72 127H73V126H72ZM80 127H81V128H80ZM87 127H88V129L90 128L88 131L86 130ZM183 127H185V130L188 129L189 131L186 130V131H188V132H187V133H184V134L182 135L181 132L185 131ZM212 127H213V128H212ZM14 128H15V129H14ZM57 128L60 129V130H58ZM69 128H70V129H69ZM85 128H86V129H85ZM95 128H96V129H95ZM180 128H183V131L180 132V130H182V129H180ZM195 128L197 129V126H196ZM7 129H8V131H7ZM17 129H18V130H17ZM53 129H54V130H53ZM68 129H69V130H73L74 133H73L72 131L69 132ZM98 129H99V130H98ZM219 129H220V130H219ZM221 129H222L223 131H222ZM231 129H234L235 131H234V130L231 131ZM14 130H16V131L14 132ZM63 130H64V132H65V133L63 132V133L65 134L64 136H63V134L61 133ZM83 130H85L86 133H85V131H83ZM95 130H96V131H95ZM97 130H98V132H97ZM214 130H215V131H214ZM224 130H225V131H224ZM10 131H11V132H10ZM57 131H58V132H57ZM59 131H60V132H59ZM82 131H83V133H82L83 135H84V134H87V135H86V136H85V135L83 136V135L81 134ZM102 131H103V132H102ZM167 131H168V132H167ZM212 131H213V132H212ZM237 131H238V132H237ZM4 132H5V133H4ZM66 132L69 133V134H67ZM165 132H167L168 135L170 134L169 137H168L167 133H165ZM236 132H237V133H236ZM7 133H8V134H7ZM22 133H23V135H22ZM59 133H60V134H59ZM70 133H71V135H70ZM76 133H78V134L80 133L79 135H77L78 137L76 136ZM192 133H193L194 135H196V136H194ZM229 133H228V136H230ZM231 133H232V134H231ZM259 133H260V132L258 131V134H259ZM3 134H4V135H3ZM73 134H74L75 136H73ZM164 134H166L167 136H166V135L164 136ZM217 134H219V135H221V136L218 138L219 135L217 136ZM260 134H261V133H260ZM55 135H57V136H55ZM58 135H60L61 137L58 136ZM192 135H193L194 137H193ZM54 136H55V137H54ZM197 136H198V137H197ZM206 136H207V137H206ZM212 136H214V137L212 138ZM260 136H261V135H260ZM21 137H22V138H21ZM56 137H57L58 139H57ZM59 137H60V138H59ZM167 137H168V138H167ZM215 137L218 138V139L216 138L217 141H219V140H220V141H219V142H217V141H213V142H212V139H214ZM221 137H223V139H222L223 141H224L226 138H228V139H226V140H227L229 143H227L226 140H225L226 142H225V141H224V142L221 141V139H220ZM2 138H3V139H2ZM189 138H190V139H189ZM194 138L196 139V141L194 140ZM234 138H235V140H236V138H237L238 141L235 142ZM260 138H261L260 140L263 139V137H260ZM55 139H56V140H55ZM163 139H164V140H163ZM170 139H171V140H170ZM186 139H185V140H186ZM201 139H203V138L201 137ZM216 139H215V140H216ZM26 140H27L28 142H27ZM49 140H48V141H49ZM96 140H98V142H97ZM190 140H191V141H190ZM203 140H204V139H203ZM263 140H264V139H263ZM263 140H262V141H263ZM95 141H96V142H95ZM169 141H170V142H169ZM172 141H173V140H172ZM189 141H190V142H189ZM197 141H198L199 143H195V144H194V142H197ZM233 141H234V144H233ZM83 142H84V143H83ZM192 142H193V143H192ZM215 142L218 143V144H216ZM237 142H238V143H237ZM263 142H264V141H263ZM30 143L32 144V147L30 146V145H31ZM49 143H48V144H49ZM73 143H74V144H73ZM87 143H89V144H87ZM91 143H92V144H91ZM163 143H164V144H163ZM167 143H170V145L167 144ZM172 143H173V144H172ZM191 143H192V144H191ZM212 143H214L216 146L218 145V146L216 147V150H217V151H215V146H213L214 144L212 145ZM221 143H223L222 146H220ZM224 143H225V144H230V145L232 144V146H229V145H227V146H228L230 149H231V147H232L234 152L232 151V149L229 150V148H227V146H226ZM25 144H26V145H25ZM37 144H38V145H37ZM193 144H194V145H193ZM219 144H220V145H219ZM238 144H240L241 146L238 145ZM21 145H23V146H21ZM87 145H91V146H90V147H86ZM168 145H169V146H168ZM224 145L226 146V149H225V146H224ZM236 145H237V147H236L237 149H239V147L241 148V150H242L241 155H240V153H239L241 150H240V151H239V150L237 151V149H235V148L233 147V146H236ZM8 146H9V147H8ZM37 146H38V147H37ZM115 146H116V145H115ZM145 146H146V147H145ZM162 146H164L165 148L162 147ZM172 146H173L175 149L172 148ZM238 146H239V147H238ZM26 147H27V148H26ZM102 147H104V146H102ZM102 147H101V148H102ZM113 147H114V146H113ZM4 148H5V149H4ZM6 148H7V149H6ZM9 148H10L11 150H10ZM30 148H31V149H30ZM32 148H33V149H32ZM37 148H38V149H37ZM110 148H111V147H110ZM115 148H116V147H115ZM161 148H164L165 150H164V149L162 150ZM169 148H170V152H169ZM218 148H219L220 150H218ZM8 149H9V150H8ZM35 149H36V150H35ZM39 149H40V150H39ZM173 149L175 150V151H172L173 153H174V152H177V153H174L175 155L177 154L176 156H174V154L171 152V150H173ZM227 149H228V150H227ZM28 150H30V151H32V152H30V151H28ZM37 150H38V151H37ZM90 150H91V151H90ZM112 150H113V151H111V149H110L111 152H109V154H111V155L114 156V155L116 154V153H115L116 150H115L114 148H112ZM167 150H168V151H167ZM192 150H193V151H192ZM15 151H16V152H15ZM23 151H24V152H23ZM33 151H34V152H33ZM93 151H94V150H93ZM161 151H162V152L164 151V152L161 153ZM166 151H167V152H166ZM219 151H220V152H219ZM235 151L238 152V154H239L240 156H238V154H237ZM21 152H22V153H21ZM90 152H91V153H90ZM165 152H166V154H165ZM168 152H169V153H168ZM17 153H18V154H17ZM30 153H31V154H30ZM167 153H168V154H167ZM170 153H172V155H169ZM233 153H234V155L237 154L238 157L235 156L234 159L238 158V160L236 159V161L238 162V164L240 165V167L245 166V167L241 168V169L243 170V173H245V174H244V180L246 181L247 179H249V180H247L246 182L243 180V181L246 183V184L243 183V185L245 184L244 187L246 186L247 189H246V187H245V188H244L245 190H244V189H243V185H242V187H241L244 191L241 190V191L243 192V193H241V195H242V194H243V195L240 196V197H243V196L245 195V196H244L245 199H244V198H243V199L240 198V200H237V199H236V201H235V203H238V202L240 203V202H241V199H242V201H243L242 203H243V204H242V203L239 204V205L241 206V208H240V206H239L240 209L237 208V207H238L237 204H236V205L233 204V203H234L233 201H234V199H235L236 197H233V196H234V194H233L234 192L232 193L233 195L230 194L231 191H232V189H233V187H232V185H231V183H230V180L226 178V177H228V176H227V174H226V172H225V166L227 165V164H225V163L228 162V160H227L228 158H227V157H229V156H230V157H233V156H234ZM235 153H236V154H235ZM22 154L25 155V159H24V156H23ZM26 154H27L28 157L26 156ZM68 154H69V155H68ZM163 154L166 155L167 159L171 158V159H169L170 161L167 160V159L165 160L164 158H166V157H164ZM161 155H162L163 158L161 157ZM167 155H169L170 157L167 156ZM231 155H232V156H231ZM50 156H51V157H50ZM52 156H56V157H52ZM59 156H60V157H59ZM62 156H63V157H64V156H65V157L67 156L68 158H63ZM195 156H196V157H195ZM216 156H217V157H216ZM220 156H223V157H222L223 159H224L225 157H226L227 159L225 158L226 160L224 159V160L222 161V158H221ZM22 157H23V159H22ZM48 157L52 158V160H49L50 158L47 159ZM58 157H59V158H58ZM71 157H72V158H71ZM178 157H179V158H178ZM180 157H181L182 159H184V161H185L186 163H184V164H182V163H178V161L181 162V158H180ZM197 157H198V158H197ZM214 157H215V158H214ZM53 158H54V160H53ZM56 158H58V159H56ZM60 158H61V159L63 158L64 161H63V159L61 160ZM69 158H70V159H69ZM20 159H22V160H20ZM66 159L69 161L70 164L67 163V165H65V164H66V161H67ZM93 159H94V160H93ZM96 159H97V160H96ZM161 159H164V160H161ZM177 159H179V160H177ZM196 159H198V163H197ZM219 159H221V160H219ZM55 160H56V161H55ZM171 160H172V161H171ZM49 161H54V162H53V163H54V164H53V168H54V171L56 172V173H55L56 175L53 174V175H55V177L52 176L53 178H52L51 175H50L49 179L46 180V184H47V185H45L44 188H45L46 192H47L48 194H50V196H51V195H54V197H55L56 194H59V195H62V197H64V198H63V201H62V202H64V203H63V205L61 204L62 207L59 206V205H60V202H58V203H59V205H58V204H57V200H56L55 198H52V196H51V198H52L53 202L50 200V199H51V198H50V199L48 200V201H49V203H48L49 205L46 204V202L43 203V202L41 201V200H43V198H44V197L42 196V195H44V194H43V192L41 193V191L39 192V190H38V189H40V188L38 187L39 182H37V181H39L40 171H41L43 165L45 164V165H44V166H45L44 168L46 169V167H47L46 163L49 162ZM59 161H61L63 165H62ZM68 161H67V162H68ZM167 161L169 162V164H172V165L170 166V165L168 164ZM174 161H175V162H174ZM184 161H182V162H184ZM218 161H220V162H218ZM221 161H222V164H221ZM225 161H226V162H225ZM245 161H246V160H245ZM55 162H56V163L58 162L59 164L57 163V164H58V165H57ZM140 162H141V163H140ZM163 162H165V164H164ZM224 162H225V163H224ZM192 163H195V164H192ZM196 163H197V164H196ZM241 163H242V165H241ZM40 164H42L41 169H40V166H39ZM47 164H48V163H47ZM55 164H56V165H55ZM71 164H72V165H71ZM73 164H74V165H73ZM97 164H99V165H97ZM139 164H140V165H139ZM174 164H175V165H174ZM176 164H177L178 166L180 165V167H178ZM186 164H187V166H186ZM215 164H216V165H215ZM224 164H225V165H224ZM243 164H244V165H243ZM189 165L192 166L195 170H194L192 167H190ZM38 166H39V167H38ZM59 166H60V167H59ZM61 166H62V168H63L62 170H60ZM163 166H164L165 168H164ZM168 166H169V167H168ZM175 166H177V167H175ZM37 167H38V168H37ZM65 167H66V169H65V171H64V168H65ZM69 167H70V169H69ZM73 167H74V169H73ZM97 167H98V168H97ZM99 167H100V168H99ZM170 167H171V169H170ZM172 167H173V168H172ZM181 167H182L183 169H182ZM187 167H188V168H187ZM44 168H43V169H44ZM47 168H48V167H47ZM57 168H58V169H57ZM96 168H97V169H96ZM179 168H181L182 170L180 171ZM184 168L186 169V173H187V175H186L185 172H184V171H185ZM191 168H192V169H191ZM245 168H246L247 170H245ZM56 169H57V171L59 170V173L56 171ZM67 169H68V170H67ZM98 169H99V170H98ZM138 169H139V171H138ZM163 169H165V170H163ZM175 169H176V170H175ZM178 169H179V170H178ZM188 169H189L190 171L192 170V171H193V174L195 173L196 175L194 174L195 176L193 175V177H192V176H191V175H192V171H191L190 173H188V172H187ZM218 169H219V173H220V174H218V171H217ZM34 170H35V171H34ZM36 170H37V171H36ZM66 170H67V173H66ZM74 170H75V171H74ZM189 170H188V171H189ZM215 170H216V171H215ZM61 171H64V173H66L68 176H67L66 174H63V172H61ZM137 171H138V172H137ZM176 171H177V172L180 171V173H179V172L177 173ZM220 171H221V172H220ZM223 171H224V172H223ZM263 171H264V168H263ZM35 172H37V173H35ZM164 172H165V173H164ZM183 172H184V173H183ZM27 173H28V175H27ZM57 173H58V174H57ZM101 173H102V174H101ZM135 173H136V174H135ZM169 173H170V174H169ZM172 173H173V174H172ZM175 173H176V174H175ZM181 173H182V174H181ZM216 173H217L218 178H217V176H216ZM34 174H35V176H34ZM60 174H61V175H60ZM70 174H72V176H71ZM179 174H181V175H180L181 178H180ZM184 174H185V177H186V178L184 177V179H187V180H188V179H189V176H190V177H192V182H190V181H191V180H190L191 178H190L188 181L185 180V181H186V182H185L184 179H183V176H182V175H184ZM188 174H189V175H188ZM223 174H226V177H225V175H223ZM29 175H30V177H32V178H30ZM58 175L61 176V177H60V178H57V177H59ZM62 175H63L64 178H62ZM69 175H70V176H69ZM169 175H171V177H170ZM173 175H175V176H173ZM176 175H178V177H177ZM220 175H221V176H220ZM245 175L249 176V178H247ZM102 176H103V179H102ZM187 176H188V177H187ZM219 176H220V177H219ZM263 176H264V175L262 174V177H263ZM3 177H6V178L3 179ZM28 177H29V180L27 179ZM73 177H75V178H77V179H74V180H73ZM99 177H100V178H99ZM223 177H225V179H224ZM8 178H9L10 180H5V179H8ZM23 178H24V179H23ZM68 178H69V179H68ZM70 178H71V179H70ZM173 178H174L175 180H174ZM194 178H196V180H195ZM220 178H221V179H220ZM22 179H23V180H22ZM26 179H27V180H26ZM31 179H33L35 182H34L33 180H31ZM52 179H54V181H55V186H54L52 183L49 184V183H50L49 180H52ZM57 179H58V181L61 180V182H62V184H63V189H62V188H61V189H62L63 191L60 189V186L62 187V184H61V182L59 183V182L57 181ZM59 179H60V180H59ZM65 179H67V180H65ZM167 179H168V180H167ZM170 179H171V180L173 179L174 181L170 182V181H171ZM179 179H180V180H179ZM226 179L229 180V181H226V183H225V180H226ZM261 179H262V181H260V183L264 185V179H263V178H261ZM261 179H260V180H261ZM2 180H3V181H2ZM4 180H5V182H4ZM21 180H22V182H20ZM69 180H70V181H69ZM71 180H73V181H71ZM106 180H107V181H106ZM166 180H167L169 183L166 182ZM169 180H170V181H169ZM177 180H178L179 182H178ZM24 181L27 182V183H28V181H29V183H28V184H25ZM56 181H57V182H56ZM66 181H68V182H66ZM103 181H104V182H103ZM223 181H224V183H223ZM253 181H254V180H253ZM32 182H33V183H32ZM36 182H37V183H36ZM48 182H49V183H48ZM72 182H74V183H72ZM105 182H106V183H105ZM173 182L175 183V185H174V184H171V183H173ZM176 182H178V183L176 184ZM184 182H185L186 184H188V186H190V188L187 187V185H186L185 188H183L184 185H185ZM187 182H188V183H187ZM196 182H197V184H196ZM228 182L230 183L231 187H230V185L228 184ZM19 183H20L21 185H19ZM22 183L25 184V188H27V189L23 188L24 184H23V186H22ZM34 183H36V184H38V185H36V184H34ZM57 183H58V184H57ZM66 183L69 184L70 188L67 186ZM71 183H72V184H71ZM104 183H105L106 185H104ZM189 183H190L192 186H191ZM194 183H195V184H194ZM198 183H199V184H198ZM222 183H223V185H225V186L228 184V186H226V188H228V189H227V193H229V194H227V193L225 192V191H226V188L222 185ZM249 183H250V184H249ZM251 183H252V184H251ZM29 184L33 187V189L30 188L31 186H30ZM32 184H34V185H32ZM60 184H61V185H60ZM84 184H85V183H84ZM101 184H103V185L100 186ZM169 184H170V185H169ZM178 184H179V186H178ZM216 184H217L218 186H217ZM109 185H110V184H108V187H109ZM171 185H172L173 187H172ZM251 185H253V186L251 187L252 189L249 188ZM263 185H260L261 188H262V187L264 188ZM18 186H20V187L18 188ZM21 186H22V188H23L24 190L20 189ZM28 186H30V187H28ZM47 186H48V187H47ZM49 186H51V188H50ZM73 186H76V188L73 187ZM110 186H111V185H110ZM169 186H170L171 189H169ZM175 186H176V187H175ZM181 186H183V187H181ZM193 186H194L195 189H196V188H199V189H197V190H198L197 192H196V190H194ZM197 186H198V187H197ZM222 186L224 187V189H222V188H223ZM78 187H79V189H78ZM144 187H145V185H144ZM144 187L142 186V188H144ZM217 187H218V188H217ZM220 187H222V188L220 189ZM16 188H17L18 190H16ZM29 188H30L31 190H30ZM52 188H53V189H52ZM64 188H65V189H64ZM68 188H69L71 191L69 190V192H67V191H68V190H67ZM71 188H73V189H71ZM74 188L77 189L76 191L79 190L78 193H76V195H74V192H76V191L74 190ZM149 188H150V184L147 185V187H145V189H143L144 196H145V199H146V208H145V212H144V215H143V219H142V221L140 222L141 225H142L141 228L143 229V231H142V235H141L142 240L139 239V240H138L139 243L136 242V241H134L131 237H130L131 239L128 237V236L130 235V233H131V232H130L131 230H128V228H129V226H130L129 224H130L131 222H129V223L126 222L127 219H128L127 216H128V214L130 213L129 208H127V205H126V204H123V203H120V201H118V200L116 201V199H117L116 197H114L115 200L113 199L114 194L112 193L113 196H111V195H112V194H111V192H112V189H111V188H109V189L107 188V192L110 193V194H108V193H104V191H101V192H100V195H101L100 197H102V198H100V199H101L102 202H103V201H104V202L106 201V202L108 203V201H109L111 198H110V199L107 198V200H108V201H107V200H106V197H107V196L112 197V200H110L111 202L109 201L108 204H107L106 202H105V203L103 202V203H104V204H103L104 206H103L102 208H103V210H107V209H108L107 212H109V214L113 213V216H112V214H111V216H112V220H113V223H115L116 226H117V228L119 229V231H118V229H117L118 232H115V237H114V241H116V242L118 241V242H117V243H116V242H113V246H114V244L116 243L117 245L115 244V246H116L117 248L112 247V244H111L110 246H106L108 249L105 247V249H107V252H108V250H109V252H108L107 254H110V250H111V249H114V250H113V251H114V252H113L114 255H111V256H115L116 253H117L118 251H119V252L121 251L119 254L122 255V259H123V260H122L121 257H120V259L122 260V261H121V260H120V261H121L122 263L118 260V262H116V264H137V263H138V264H139V263H140V264H142V263H144V264H147V263H148V264H149V260H147V259L150 257L149 255L151 254V251H152V250L150 249V248H152L151 245L154 244V238H153V236H151V235H152V233H151V229H152V227H151V226H153L152 224L155 225V223H156V221H157V217H158L159 212H160L159 209H157V210L155 209V207L157 206L155 203L152 205L153 202H151V197H150V195H151V191H152V190H151V188H150V189H149ZM180 188H181V189H180ZM182 188H183V189H182ZM187 188H188L189 190H188ZM191 188H192V189H191ZM200 188L203 190V191L200 192L202 195L199 193V191L201 190ZM211 188H212V189H211ZM36 189H37V190H36ZM175 189H176V190H175ZM229 189H231V191H230ZM20 190H22L23 192L21 191V193H20ZM28 190H30V191H29V192H30V195H29V193H28ZM40 190H41V189H40ZM54 190H55V191H54ZM108 190H109V191L111 190V191L109 192ZM147 190H151V191H148V192H147ZM178 190L181 191V192H180V193H181V194H180V197H177V196L179 195V191H178ZM182 190H184V191H186V192H184V191H182ZM220 190H221L222 192L225 190V191H224L225 194H224V192H223V194H224L225 197H222L223 194H222V192H221ZM228 190H229V191H228ZM247 190H248V193L246 192ZM249 190H250V191H249ZM24 191H25V192H24ZM34 191H37V192H34ZM61 191H62L63 193L66 191L67 194L64 193V196H63V193H62ZM73 191H74V192H73ZM145 191H146V192H145ZM190 191H191V192H190ZM192 191H194L195 193L192 192ZM55 192H57V193H55ZM70 192L72 193V195H74V198H71L72 200H71V199H68V198H70V197H68V194H69ZM102 192H103V193H102ZM170 192H171L172 194H171ZM177 192H178V193H177ZM182 192H183L184 196L182 195ZM203 192H204V193H203ZM215 192H216V193H215ZM219 192L221 193V195H220ZM244 192L247 193V194H244ZM26 193H27V195L29 196V198H26V196H25ZM36 193H37L38 196L41 195V197H38V196L36 195ZM38 193H39V194H38ZM79 193H80V194H79ZM101 193H102V194H101ZM176 193H177V194H176ZM191 193H192V194H191ZM175 194H176V196H175V198H174V195H175ZM189 194L192 195V196L189 197ZM193 194H194V195H193ZM197 194H196V196H197ZM66 195H67V198L65 197ZM70 195H71V194H70ZM72 195H71V196H72ZM77 195H78V196H77ZM79 195H80V198H81V195H82L81 200L83 199L84 201H83V200L81 201V200L79 199ZM104 195H106V197H105ZM219 195H220V196H219ZM231 195H232V196H231ZM246 195H247L248 197H247ZM19 196H20V198H22V200L19 198ZM28 196H27V197H28ZM75 196H77V198H78L79 200H78ZM84 196H85V197H84ZM103 196L105 197V199H104ZM181 196H182V198H181ZM186 196H187V198H188V197H189V198L187 199ZM227 196H228V197L230 196L231 198L229 197L228 199H226ZM30 197H31V198H30ZM176 197H177V199H176ZM232 197H233V198H232ZM262 197H263V196H262ZM262 197L260 196V198L262 199V200L260 199L261 202L263 201V198H262ZM18 198H19V200H17ZM38 198H39V199H38ZM180 198H181V199H180ZM184 198H185V199H184ZM190 198H192V200H191ZM194 198H196V197H194ZM28 199L32 200V201L29 200V201L32 202V203L28 202ZM37 199H38V201H37ZM64 199L66 200V202H65ZM103 199H104V200H103ZM148 199H150V201H148ZM173 199H172V200H173ZM189 199H190L192 202H191ZM231 199H232V201H231ZM55 200H56V201H55ZM74 200H76V201H74ZM178 200L180 201V203H178V202H179ZM215 200H214V202H215ZM227 200H228V201H227ZM229 200H230V203H229ZM18 201H20V202H19L20 204L18 203ZM21 201H22V202H25V203H24V204H25V208H24L23 205H21V204H23V203H21ZM50 201H51V202H50ZM78 201H81V202H78ZM176 201H178V202H176ZM184 201H185V202H184ZM188 201H190V202L192 203V208H191V209H190V208H189V209L187 208L188 205H189V206L191 205L190 202H188ZM221 201L223 202V203H222V204H223V207H222V208H221L222 204L220 203ZM244 201H246V202H244ZM16 202H17L18 204H16ZM54 202H56V203H54ZM62 202H61V203H62ZM74 202H75V204H77V206H76V205H72ZM148 202H150L151 204L148 203ZM186 202H187V203H186ZM227 202H228V203H227ZM11 203H12V205H11ZM36 203H37V204H36ZM42 203H43L44 205H43ZM52 203H54L55 205L53 206ZM69 203H70V204H69ZM78 203H79L80 205H79ZM176 203H177V204H176ZM184 203L186 204V207H185V205H183ZM188 203H189V204H188ZM263 203H264V202H263ZM15 204H16V206H15ZM30 204H31V206H30ZM56 204H57V205H56ZM64 204H65V208H64ZM106 204L109 205V206H106ZM121 204H123V205H121ZM226 204H229L228 206H230V211H229V207H227ZM230 204H231V205H230ZM232 204H233V205H232ZM18 205H19V206H18ZM20 205L23 206V207H22V208H23V211H22V208H21ZM46 205H47V206H46ZM69 205H70V206H69ZM125 205H126V206H125ZM151 205H152L153 207H152ZM155 205H156V206H155ZM174 205H178V206H176L177 208H175ZM179 205H180V207H179ZM224 205H226V207H225L226 209H224ZM243 205H244V207H245V206L247 207V208L245 207L244 211H242V209H243L242 206H243ZM263 205H264V204H263ZM17 206H18V209H17ZM26 206L29 207V208L32 207V208H33V211H32V208L29 210V208H27ZM48 206L53 207V208H56V209H58L57 206H59V208H63L64 211H62V209H60L61 212H60V211L57 212V214L59 213L58 216H59L60 214H62V212H63V214H64V212L66 213V211H67V215H69V214H70V215H71V214H72V215H73V214H76V216L73 215V217H75V219L78 217V218L75 220V219L72 217V215H71V217H72V218H71L70 216L66 217L67 215H64V216H63V214H62V215L59 216V217H60V218H59V217L57 216L56 213L54 214L56 217H55L54 215H53L54 217L52 216L53 218L51 217L52 222L55 223L54 225L52 224V227L54 228V231H55L56 228H57V229L60 230V232L63 234V237H64V235L66 234L65 237L63 238L62 236L59 235L60 232H57V233H56L57 230L55 231V234H58L57 237L60 236V238H62V239L59 238V239L62 241V243H61V244H60V243L57 244L58 246H59V245L63 246V247H60V248L57 247V246H56V247H53L54 243H51V244H52V247H53V248H52L51 245L49 244V243L51 242V240H50V236H49V234L47 233V230H46L47 228H45V227H46V225H45V222H46L45 219L47 220L48 216H47V215H43V214H46V212H47L46 210L48 209ZM55 206H56V207H55ZM79 206H80V207H79ZM124 206H125V208H124ZM189 206H188V207H189ZM231 206H232V208H231ZM233 206H235L237 209H239V210L243 213V215H240V216H241V218L243 217V221H244L245 223H244L242 220H240L241 218L238 219V217H240V216H238V215H239V212H240V211H238V210H237L238 214L236 213L238 217H236V214L233 212V210L236 209V208H234ZM78 207H79V208H78ZM107 207H109L110 210H109V208H107ZM122 207H123V209H122ZM151 207H152L153 209H152ZM178 207H179V208H178ZM182 207H183V208H182ZM190 207H191V206H190ZM156 208H158V206H157ZM173 208H172V209H173ZM180 208H181V209H180ZM186 208H187V209H186ZM227 208H228V209H227ZM233 208H234V209H233ZM27 209H28V210H27ZM34 209H35V211H34ZM81 209H82V210H81ZM121 209H122V210H121ZM126 209H128V210H126ZM154 209H155L156 211H155ZM174 209H173V211H174ZM177 209H178V210H177ZM179 209H180V210H179ZM221 209H222V211H221L222 213H220V210H221ZM65 210H66V211H65ZM79 210H81V211H79ZM31 211L34 212V215H35V216H34L33 214H32V216H31ZM57 211H58V210H57ZM69 211H70L71 213H70ZM83 211H84V212H83ZM127 211H129V213H127ZM152 211H154V212H152ZM180 211H181V212H180ZM182 211H183V212H184V211H186V212L188 211V212H187V213H186V212L183 213ZM193 211H192V212H193ZM231 211H232V213H234L233 215L231 214ZM234 211H236V210H234ZM246 211H247V212H246ZM25 212H26V213H25ZM28 212H29V214H28ZM37 212H38V213H37ZM78 212H79V215H78ZM82 212H83V213H82ZM85 212H86V213H85ZM147 212H148L149 214H147ZM150 212H152V213H151V216H153V217L150 216V217H151L150 219L153 220L152 222H151L150 219L147 218L149 221L146 219L147 216L149 217ZM227 212H228L229 214H228ZM241 212H240V214H242ZM245 212H246V215L244 214ZM21 213H22L23 215H22ZM80 213H82L83 215H82V214L80 215ZM84 213H85V214H84ZM125 213H127V214H125ZM195 213H193V216H192L193 218H194ZM226 213H227L228 215H230V216H228L229 218H228L227 216L225 217V214H226ZM26 214H27L28 217L31 216V217H29V218H31V220L26 216ZM36 214H37V215H36ZM101 214H102V213L99 212L97 215H98V216H101ZM153 214H156L157 217H154ZM183 214H184V215L187 214V215H185L186 218H187V220H186V218L184 217ZM12 215H13V216H12ZM42 215H43V216H42ZM85 215H86V217H85ZM88 215H89V213H88ZM114 215L116 216V218H115ZM122 215H123V216H122ZM146 215H147V216H146ZM156 215H155V216H156ZM189 215H190V217H189ZM231 215H232V216H231ZM7 216H8V217H7ZM33 216H34V218H33ZM62 216H63V217H62ZM79 216H80V218H79ZM121 216H122L123 219L121 218ZM234 216H235V217H234ZM13 217H14V218H13ZM69 217H70V219H69ZM81 217H82V218H81ZM84 217H85V218H84ZM125 217H126V219H125ZM174 217H175V218H174ZM219 217H224V218H225V219L222 218V219H224V220H222V219L220 218V219L223 221V223H222V221L219 219ZM246 217H247V218H246ZM43 218H45V219H43ZM63 218H64V219H63ZM66 218H68L69 220L66 219ZM83 218H84V219H83ZM153 218H154V219H153ZM188 218H189V219H188ZM193 218H192V221H193ZM226 218H227V220H226ZM234 218H236V219H234ZM6 219H7V220H6ZM62 219L64 220L63 222L61 221ZM79 219H80V220H79ZM85 219H88V220L86 221L87 223L84 222ZM92 219H93V217H92ZM178 219H179V220H178ZM230 219H231V220H230ZM232 219H234V220H232ZM65 220H68V223H65V222H67V221H65ZM71 220H72L73 222H71ZM74 220H75V221H74ZM77 220L80 221V224H79L80 226H79V225L77 226V224H78ZM122 220H124V222H122ZM145 220L147 221L146 223H145ZM154 220H155V221H154ZM176 220H178V221H176ZM180 220H182V221H180ZM236 220H237V221H236ZM239 220H240V222H239ZM60 221L62 222L61 224H60ZM69 221H70V223H69ZM175 221H176V222H175ZM183 221H185L186 223H185V222L183 223ZM189 221H190V224H189ZM230 221H231V222H230ZM234 221H235V222H234ZM241 221H242V223H241ZM125 222L128 224V226H127V224H126ZM220 222H221V223H220ZM224 222H226V223L224 224ZM227 222H228V223H227ZM237 222H238L239 224L241 223L242 225H241V224H240V225L237 224ZM31 223H33V225H32ZM143 223H145L146 225H143ZM181 223H182V225H181ZM234 223H235V224H234ZM243 223H244L246 226H244ZM30 224H31L32 227L30 226ZM65 224H68V225H65ZM83 224H84V225H83ZM124 224H125L126 226H125ZM177 224H178V225H177ZM183 224H184V225H183ZM222 224H223V226H221ZM232 224H233V225H232ZM236 224H237V225H236ZM44 225H45V226H44ZM60 225H61V227H60ZM63 225H64L66 228H65ZM82 225L84 226L83 229H81V228L83 227ZM224 225H225V226H224ZM226 225H227V227H226ZM230 225H231V226H230ZM16 226H17V227H16ZM18 226H19V229H17ZM20 226H22V227L24 226L25 229L22 228V227L20 228ZM55 226H56V228H55ZM57 226H58V227H57ZM62 226H63V227H62ZM67 226L70 227L69 231L71 230V232H72V231H74V232H72V233H71V232H68L69 234L66 233V231H68ZM85 226H86L87 229H89V230L92 231V232H90L89 230H87V229L85 228ZM131 226H133V224H132ZM131 226H130V228H131ZM144 226H145V227H144ZM147 226H148V227H147ZM178 226H179V227H178ZM181 226H182V227H181ZM189 226H190L191 228H190ZM218 226H219V227H220V226H221V227H225V228H223V229H221V230H220V228H218V229H219V230H218V229H217ZM239 226H240V227L243 226V229H244V231L246 232L245 235H244V232H243L242 227L239 228ZM8 227H11V228L9 229ZM13 227H14V228H13ZM26 227H28L29 229H27ZM127 227H128V228H127ZM133 227H134V226H133ZM133 227H132L131 229H133ZM146 227H147V229L149 228L148 231L146 230ZM150 227H151V228H150ZM186 227H187V228H186ZM188 227H189L190 229H189ZM232 227H233V228H232ZM236 227H238V228H236ZM6 228H7V229H6ZM30 228H31V230H33V233L31 232ZM44 228H45V229H44ZM73 228H76V229L79 228V230H78V229H77V230L75 229V230H76V235H75V236H74V234H73V233H75V230H73ZM115 228H116V227H115ZM126 228H127V229H126ZM130 228H129V229H130ZM226 228H228V229L226 230ZM230 228H231V229H230ZM5 229H6V230H5ZM13 229H14V231L18 230V232H14ZM20 229H22V232H21ZM23 229H24V230H23ZM84 229H85V231L83 232ZM188 229H189V230H188ZM9 230H10V231H9ZM19 230H20V231H19ZM26 230H28V231H26ZM43 230H44V231H43ZM86 230L88 231V233H86ZM145 230H146V232H145ZM241 230H242V231H241ZM12 231H13V232H12ZM115 231H116V229H115ZM122 231H123V234H121ZM237 231H238V232H237ZM3 232H4V233L6 232V234L9 233V234L7 235L8 237H7L6 234H5L6 238H7V239H8V238L10 239V240L8 239L9 241L4 237V234L1 236V233H3ZM23 232L26 233V234H24ZM29 232H30V233H29ZM77 232H79V234H78V237H79V238L76 237V236H77ZM81 232H83V233H81ZM22 233H23V234H22ZM27 233H29L30 236H29V234H27ZM70 233H71V236H70ZM89 233H90V235H89ZM92 233H94V234H92ZM127 233H129V235H128ZM145 233H147V235H148V236H146V239H145ZM148 233L151 234V235H149ZM237 233H239L241 236H239V234H237ZM32 234H33V235H32ZM62 234H61V235H62ZM67 234H68L69 236H67ZM72 234H73V237H72ZM87 234H88V235H87ZM117 234H118V235L121 234V235H120V236H116ZM124 234H125V236L127 235L128 238H125ZM187 234H188V235H187ZM229 234H232V235H230V236H231L233 239L230 238ZM242 234H243V235H242ZM85 235H86V237H87L88 239L85 237ZM122 235H123V236H122ZM186 235H187V238H186ZM237 235H238V238L236 237ZM247 235H248V236H247ZM11 236H12V237H11ZM32 236H33L34 238H35V237H36V238L33 239ZM45 236H46V237H45ZM92 236H93V237H92ZM234 236H235V237H234ZM31 237H32L33 240L31 239ZM48 237H49V238H48ZM66 237H70V239L67 238L68 240L66 239V240H67V241H66V240H65ZM71 237H72V238H71ZM82 237H83V236H82ZM82 237H81V238H82ZM94 237L96 238L95 240H94ZM123 237H124V238H123ZM85 238H86L87 240H86ZM150 238H151V239H150ZM4 239H5V240H4ZM11 239H14V240H11ZM47 239L50 240V241H48ZM57 239H58V238H57ZM104 239H105V238H104ZM148 239H149V240H148ZM234 239H236V240H234ZM93 240H94V242H92ZM129 240H130V241H129ZM146 240H147V242H146ZM151 240H152V242H150ZM11 241H12V242H11ZM13 241H14L15 243H14ZM32 241L35 242L33 245H32ZM58 241H59V240H58ZM61 241H60V242H61ZM65 241H66V245L64 246ZM69 241H70V242H69ZM95 241H97V242H95ZM141 241H144V242H145L147 245H149V246H146V244H145L144 242L141 243ZM234 241H235V242L237 241V242L235 243ZM63 242H64V243H63ZM68 242H69V244L67 245ZM149 242H150L151 245L149 244ZM238 242H239L241 245H240ZM242 242H244V243H242ZM9 243H10V244H9ZM39 243H40V245L42 246V247H40V249L37 247V245H39ZM94 243H96V244H94ZM185 243H186V244H185ZM233 243H234V244H233ZM12 244L14 245V247L17 248V249H16V250H17V256H18V253H19V254L21 253V255H19L21 258H19V256H18L17 258H15V257H16V256H15L13 259L8 258V255L10 254V251H11L10 247L13 246ZM16 244H17V245H16ZM18 244H19V246L21 245L20 248H21L22 252H21V250L19 251V249H18V248H19ZM23 244H24V245H23ZM25 244H26V245H25ZM35 244H36V245H35ZM82 244H83V246H82ZM90 244H91L92 246H91ZM138 244H139V246H138ZM141 244H143V245H141ZM34 245H35L38 249H37L36 247H35V248H36V249H35V248H34ZM70 245H71V246H70ZM164 245H165V244H164ZM244 245H243V247H245ZM22 246H23V247H22ZM54 246H55V245H54ZM67 246H68V247H67ZM140 246H142V247L140 248ZM144 246H145V247H149L148 250H147V248H145ZM150 246H151V247H150ZM185 246H186V247H185ZM44 247H45V248H48V249L44 251ZM49 247H50V248H49ZM65 247H67L68 249L65 248ZM71 247H72V248H71ZM96 247L99 248L100 246H95V248H96ZM109 247H112V248L109 249ZM190 247H191L192 249H191ZM30 248H31V249H30ZM56 248L58 249L57 251H56ZM61 248H62V249H61ZM64 248L67 249V250H65V252H64ZM70 248H71V249H70ZM98 248H96V249H91V250H90L91 252L94 250V251H93L94 253H92V254H91L90 252H89L88 254H86V252H85V253H84V255H85V260L88 258V259H87V261H88V260H89V257H90L91 255L94 256V257H92V258L90 259L91 261H93L92 259H94V258H96V257H101L100 248H99V251L97 250ZM139 248H140L141 250H139ZM142 248H144V249H142ZM164 248H165V246H164ZM187 248H188V250H187ZM235 248H236V249H235ZM240 248H241V249H240ZM53 249H54V251H53ZM117 249H118V251H117ZM183 249H186V250L183 251ZM27 250H29V251L31 252V253H30V254H31V255H30L31 257H30L29 255H27V253L29 254V252H28ZM192 250H193V251H192ZM23 251H24V252H23ZM62 251H63L64 253H66V254H65V255H62V254H61V253H63ZM84 251H83V252H84ZM105 251H106V250H105ZM185 251H186V253H185ZM187 251H188L189 254L187 253ZM236 251H238V252H236ZM96 252H97V253H96ZM98 252H100V253L98 254ZM54 253H56V254H54ZM64 253H63V254H64ZM111 253H112V250H111ZM122 253H123V254H122ZM146 253H147L148 255H146ZM22 254H24V256H22ZM44 254H43V255H44ZM97 254H98L99 256H98ZM137 254H138V256H137ZM141 254H142V255H141ZM53 255H56V256L54 257ZM67 255H68L69 257H68ZM88 255H90V256H88ZM95 255H96V256H95ZM135 255H136V256H135ZM182 255L186 258V260H185V258H184ZM189 255H190V256H189ZM26 256H27V257H30V258H29L30 260H29L28 258L26 259ZM50 256H52L53 258H51ZM63 256H64V257H63ZM111 256H110V255H107V257H111ZM238 256H239V257H238ZM61 257H63V258H61ZM72 257H73V261H74V262H71V260H72L71 258H72ZM134 257H135V261H136V262H137V259H139L137 263H135V261H133ZM182 257H183V259H181ZM188 257H189V258H188ZM22 258H23V260H24L25 262H22V261H23ZM58 258H57V261H58ZM69 258H70V259H69ZM77 258H79V260H80V259H81V260L79 261V260H77ZM111 258H114V257H111ZM111 258H109V259L106 258L107 261L105 260V263H106V264L110 263V262H111V260H110ZM136 258H137V259H136ZM187 258H188L189 260H191V259H192V260L189 261ZM20 259H21V260H20ZM32 259H33L34 261H33ZM53 259H54V260H53ZM90 260H89V262H91ZM94 260H95V263H97V264H101V263H102V262H100L101 259L96 258V259H94ZM96 260H97V261H96ZM108 260H109V262H108ZM143 260H144V261H143ZM182 260H183V261H182ZM20 261H21L22 263H21ZM53 261H54V263H53ZM57 261H56L55 264H57ZM114 261H117V260L114 258V259H112V262H111V263L114 264V263H115ZM188 261H189V262H188ZM192 261H193V262H192ZM78 262H77V263H78ZM89 262H87V263H88V264H91V263H89ZM93 262H94V261H93ZM113 262H114V263H113ZM190 262H191V263H190ZM58 263L61 264V262H58ZM95 263H94V264H95ZM35 264H36V263H35ZM92 264H93V263H92Z\"/></svg>","mask_w":264,"mask_h":264}]
</instances>
